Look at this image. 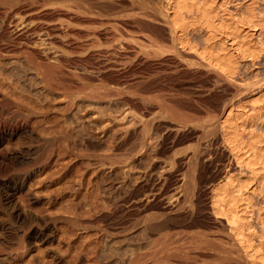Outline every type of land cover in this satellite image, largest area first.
Returning a JSON list of instances; mask_svg holds the SVG:
<instances>
[{"label": "bare ground", "instance_id": "1", "mask_svg": "<svg viewBox=\"0 0 264 264\" xmlns=\"http://www.w3.org/2000/svg\"><path fill=\"white\" fill-rule=\"evenodd\" d=\"M60 0H0V70H1V72L0 73H2V76L0 77V264H18L21 260H19L21 257H26L28 254H30V252L33 250V248H34V246H35V244L37 243V242H41V241H46V240H48V239H51L52 237H53V235H55L54 234V231H53V225H54V223H56L57 221H62V222H66V223H69L70 225H72L73 227H71L72 229L75 227V228H77V229H79V232H80V230H83V231H87L88 229H90V227H92V225H91V223L92 222H94L96 219L97 220H99V222L98 223H96L95 222V224H103V223H100V221H103L104 222V224L105 223H110V220L112 219H110L109 218V216L111 215V214H106V212L108 211H106V209H104V206H106L105 205V197L104 198H99V201H94V198H96L95 197V195H96V191L94 192L95 193V195H94V198L93 199H91V197H89L90 195H89V192L90 193H93L92 191H89L90 189H91V187L92 186H94L93 185V183L95 182V180L93 181V183H92V181H90V178L88 177V176H86L87 175V173H86V171H87V168H88V166H89V164H88V161H89V163H92L91 162V160H90V158H91V153L90 152H84V151H86V150H84V151H82V152H75L74 150H75V146L77 145V144H79L80 142H77L76 143V145L74 146V149H72V146L74 145V143H73V141L74 140H76V136H79V135H77L76 134V132L75 131H78L80 128H78V129H76V130H74L73 131V128H71L72 126H71V124L73 125L75 122H73V120L71 121V122H73V123H71V124H69V120H71L70 119V116H71V114H73V113H75L76 112V110H75V112H73L72 113V106H73V97H72V95H73V93H74V91H75V88H74V86H75V84L72 86V85H70L68 82H70V81H72L71 79L69 80V81H65V79H64V81L62 80V81H60L58 78H61V77H67V76H69L70 75V73H67V71L64 73V71L66 70H61L60 69V67L61 66H67V67H69V66H72L71 68L73 69V67L74 66H78L79 68H78V70L79 69H81L80 71H81V75H83L84 73H83V71L85 72V70H87V67H88V65H89V63H90V61H91V59H93L95 56V54H92L93 53V50H91L90 52H88V51H86L85 50V44L82 42H80L79 40H77V41H79V42H76V40H75V42H73L71 39H72V34L70 35L71 36V38L70 37H67V33L64 31V33L66 34V35H63L62 36V34H60L59 33V27L58 26H60V25H57L60 21L58 20L57 21V24H56V22H54L55 21V17L56 16H62V14L61 15H57V13L59 14V8L61 9L62 8V5L64 4V1H62L61 0V2H63V4H61V2H59ZM66 1H68V0H66ZM69 1H72V0H69ZM77 1V0H76ZM76 1L74 2L73 1V3H76ZM81 2L83 1V0H80ZM80 1H77V3L79 2L80 3ZM92 1V0H91ZM95 1V0H94ZM100 1V0H99ZM109 1V0H108ZM137 1H139V0H137ZM167 1H169V5H167L166 6V9H165V7H164V13H162V15H160V17H156V18H152V20L153 21H155L154 22V24L156 23V24H158L162 29H163V31L162 32H167L169 35H168V37H170V38H168V39H165L164 38V36H163V38H161V39H165L166 41H168L169 42V45H174L173 44V40H174V37L175 36H177V34H179L181 31H182V29H184L185 30V28L187 29V27L188 28H191L192 30H193V28H194V26L196 25V24H198V27H200V30H202V31H204L205 32V34L207 35V36H209V35H211L210 37H213L212 35L216 32V31H218L219 29H225V31L224 32H226V34L225 35H234L235 33H234V31L233 30H237L236 28H234L233 30H231L232 28H231V26L229 25V24H232V23H227V24H225V25H223L222 23H219V18H218V20H215V18H216V15L218 14V12L216 13V12H214V11H216V10H213V6H212V4L214 3H212V1L210 0V2H209V0H208V2L207 1H205V0H199V1H197V0H167ZM222 1V0H221ZM224 1V0H223ZM240 0H238V2H239ZM253 1V0H252ZM260 1V0H259ZM262 1H264V0H262ZM61 4V7L59 6V3ZM85 1H83L82 3H84ZM87 2H90L89 0L87 1ZM87 2H85L86 4H87ZM96 2V1H95ZM109 2H113V1H109ZM109 2H108V5L107 6H109ZM116 2V3H115ZM115 2H113L114 4H115V6L117 5V7H119L120 8V10H119V12L121 13L122 11H124V9H123V7H125V5H129V6H132L134 3H136L135 2V0H126V1H121V0H119V1H116L115 0ZM236 2V1H235ZM249 2V1H248ZM254 2V1H253ZM256 3H258L257 1H255ZM254 2V3H255ZM261 2V1H260ZM68 3V2H67ZM66 3V4H67ZM77 4V7H79L78 5H80V4ZM81 3V4H82ZM99 3V2H98ZM141 3V2H140ZM140 3H137V4H140ZM250 3V2H249ZM249 3H247V4H249ZM253 3V4H254ZM263 3V2H262ZM71 3L69 2V5H70ZM85 4V5H86ZM92 3L90 2V5H91ZM100 4V3H99ZM104 4V3H103ZM103 4L101 3V6H103ZM106 4H107V1H106ZM112 3H110V5H111ZM167 3L165 2V5H166ZM227 4H228V2H227ZM239 4V3H238ZM240 4H241V2H240ZM245 4H246V2H245ZM260 4V3H259ZM258 4V5H259ZM65 5V4H64ZM63 5V6H64ZM68 5V6H69ZM85 5H82V10L85 8H87V6L86 7H84ZM88 5V4H87ZM89 5V6H90ZM96 5V3L94 4V2H93V6H95ZM144 5V4H143ZM214 5H215V3H214ZM224 5H226V4H224ZM224 5H223V8H225L224 7ZM229 5V4H228ZM231 6H232V4H230ZM242 5V4H241ZM251 5H252V2H251ZM257 5V6H258ZM264 5V4H263ZM67 6V5H66ZM74 6V5H73ZM81 6V5H80ZM89 6H88V11H89V13L90 12H94V11H90V9H89ZM93 6H91V8L93 7ZM100 5H98V7H99ZM104 6H106L105 4H104ZM128 6V7H129ZM160 6V5H159ZM218 6H220V5H216L215 7L217 8ZM227 6V5H226ZM246 5H244V6H242V7H245ZM59 7V8H58ZM74 7H76V6H74ZM73 7V8H74ZM76 7V8H77ZM95 7H97V6H95ZM112 7H113V10H114V5H112ZM127 7V6H126ZM163 7V6H162ZM162 7L161 8H158V7H156V9L157 10H161V12H162ZM235 7H236V4H235ZM238 7V6H237ZM240 8V9H243V8ZM248 7V6H247ZM249 7H250V5H249ZM261 7V6H260ZM264 7V6H263ZM68 8V7H67ZM72 8V7H71ZM75 8V9H76ZM105 8V7H104ZM103 8V9H104ZM109 8V7H108ZM116 8V7H115ZM222 7H221V10L223 9ZM251 8H252V6H251ZM254 8H255V6H254ZM63 9H65V8H63ZM62 9V10H63ZM69 9H70V7H69ZM74 9V10H75ZM79 9H81V7H79ZM84 9V10H85ZM94 9H96V8H94ZM98 9V8H97ZM111 9V8H110ZM129 9V8H128ZM133 9V8H132ZM140 9V8H139ZM228 7H227V12H228ZM233 9V8H232ZM235 9V8H234ZM240 9H239V11H240ZM256 9V8H255ZM66 10V9H65ZM68 10V9H67ZM73 10V11H74ZM100 10V9H99ZM102 10V9H101ZM105 10V9H104ZM106 10L107 11H109L107 8H106ZM118 10V9H117ZM117 10L115 9V11H116V13H117ZM135 10V9H134ZM137 10V9H136ZM135 10V11H136ZM151 10H153V9H151ZM151 10H149V11H151ZM217 10H220L219 8L217 9ZM231 10V9H230ZM244 11V13L243 14H245V10H246V7H245V9H243ZM263 10V9H262ZM71 12H72V9L70 10ZM107 11H104V12H107ZM111 11V10H110ZM128 11H130V10H128ZM128 11H126V12H128ZM139 11H141V10H139ZM146 12H147V10H145ZM144 11V12H145ZM223 11V10H222ZM236 11V10H235ZM238 11V10H237ZM237 11L235 12V13H237ZM249 11H253V8H252V10H249ZM260 11H261V9H260ZM61 12H63V11H61ZM86 12V14H87V11H85ZM101 12V11H100ZM104 12H103V14H104ZM118 12V13H119ZM125 12V11H124ZM124 12H122V13H124ZM132 12V11H131ZM144 12H141L142 14H140V12L138 13L137 11L136 12H134L133 11V13H124V14H120V16L118 17L119 18V22L120 23H117V24H121L123 27H128L129 29L128 30H130V32H132V34L134 33V34H136L135 32H133V30L131 31V29L130 28H132L133 26L134 27H142V25H143V27L144 26H146L147 24H149L150 22H148L146 25H145V22H147L149 19L148 18H151V17H149L150 15V13L148 12V14L147 13H144ZM153 13H154V11H152ZM192 13L193 14V16H192V18H184V19H186L185 20V22H184V20H182L183 19V17L184 16H182L181 14L182 13ZM224 12V11H223ZM222 12V13H223ZM233 12V11H232ZM241 12H242V10H241ZM240 12V13H241ZM255 12H257V11H255ZM258 12H259V10H258ZM264 12V11H263ZM69 13V12H68ZM67 13V14H68ZM83 13V12H82ZM96 12H94V14H95ZM99 12H97V14H98ZM114 13V12H113ZM152 13V14H153ZM215 13H216V15H215ZM226 13V12H225ZM229 13H230V11H229ZM249 13V12H248ZM248 13H246V14H248ZM250 13H252V12H250ZM65 14V13H64ZM63 14V15H64ZM69 14H71V13H69ZM73 14V13H72ZM107 14V13H106ZM187 14V15H188ZM219 14H221V13H219ZM224 14V13H223ZM227 14V13H226ZM242 14V15H243ZM245 14V15H246ZM260 14V13H259ZM263 14V13H262ZM73 15H75V14H73ZM81 15H83V14H81ZM81 15H80V13H79V16L81 17ZM85 15V14H84ZM83 15V16H84ZM89 15V14H88ZM90 15H92V14H90ZM109 15V14H108ZM112 15V14H111ZM222 15V14H221ZM220 15V16H221ZM230 14H228V15H225V16H223V18L225 17L226 18V16L228 17ZM236 15V14H235ZM238 15V14H237ZM250 15V14H249ZM252 15H253V13H252ZM70 16V15H69ZM72 16V15H71ZM79 16H77L76 15V17H79ZM98 16H101V15H98ZM114 16V15H113ZM219 15L217 16V17H220ZM231 16V15H230ZM229 16V17H230ZM254 16H256V15H254ZM258 16H260V15H258ZM258 16H257V18H258ZM262 16H264V15H262ZM261 16V17H262ZM66 17V16H65ZM79 17V18H80ZM117 17H115V18H117ZM153 17H155V13L153 14ZM232 17H235L234 15L232 16ZM232 17H230V18H232ZM239 17H245L244 15L243 16H239L238 15V18ZM249 17V16H248ZM58 18V17H57ZM63 18V17H62ZM61 17H60V19H62ZM69 18V17H68ZM73 18V17H72ZM89 18V17H88ZM111 18V17H110ZM182 18V19H181ZM253 18H256V17H253ZM67 19V18H66ZM65 18H64V20H66ZM86 19V18H85ZM84 19V20H85ZM92 19V23H94L93 22V18H91ZM96 19V18H95ZM103 19V18H102ZM107 19V18H106ZM113 19V18H112ZM237 19V18H236ZM239 19H242V18H239ZM243 19H245L246 20V17L245 18H243ZM248 19V18H247ZM258 19H260V17L258 18ZM257 19V20H258ZM262 19H264V17L262 18ZM64 20H62V22L64 23ZM68 20V19H67ZM77 22L79 21L78 20V18L77 19H75ZM98 20H99V18H98ZM98 20H96V21H98ZM105 20V19H104ZM115 20V19H114ZM113 20V21H114ZM188 20V21H187ZM220 20H222V22H223V19H220ZM231 20V19H230ZM250 20H254V22H257V21H255L256 19H250ZM249 20V21H250ZM261 20V19H260ZM69 21V20H68ZM70 21H71V19H70ZM103 21V20H102ZM106 21H108V20H106ZM105 21V22H106ZM112 21V20H111ZM151 21V20H150ZM218 21V22H217ZM225 21V20H224ZM227 22H228V20H226ZM236 22L237 21H239V20H235ZM234 21V22H235ZM77 22H76V24H77ZM85 22V21H84ZM101 22V21H100ZM105 22H103L104 23V25H105ZM110 22V21H109ZM118 22V21H117ZM235 22V23H236ZM240 22H244V20H240ZM248 22V21H247ZM68 23V22H67ZM73 23V22H72ZM79 23V22H78ZM80 23H81V19H80ZM96 23V22H95ZM224 23V22H223ZM235 23H233L234 24V26L233 27H235V26H237L238 24L236 23V25H235ZM239 23V22H238ZM249 23V22H248ZM250 23H251V21H250ZM260 23H262V20H261V22ZM263 23H264V21H263ZM75 24V23H74ZM75 24V25H76ZM86 24V23H85ZM90 24V23H89ZM98 24H99V22H98ZM117 24H115V25H117ZM232 24V25H233ZM241 24V23H240ZM257 24H259V23H257ZM75 25H73L74 27L73 28H75V30L77 29L76 27H75ZM83 25V24H82ZM81 25V26H82ZM87 25H88V23H87ZM86 25V26H87ZM91 25V24H90ZM100 25V24H99ZM102 25V24H101ZM111 25V24H110ZM114 25V24H113ZM158 25H156V26H158ZM185 25V27L184 28H182L183 26ZM245 25V24H244ZM247 25V24H246ZM253 25V24H252ZM64 26H66V24L64 25ZM69 26H70V24H69ZM69 26H66V27H69ZM91 26H93V24L91 25ZM98 26V25H97ZM97 26H96V30H97ZM150 26H152L153 27V25L152 24H150ZM241 26H242V24H241ZM240 26V27H241ZM248 26V25H247ZM251 26V25H250ZM249 26V27H250ZM254 26H256L257 27V25H253V27ZM260 25H258V27H259ZM262 26V25H261ZM72 27V26H71ZM78 27H80V26H78ZM87 27H89V26H87ZM86 27V28H87ZM101 27V26H100ZM114 27V26H113ZM117 28H118V26H116ZM115 27V28H116ZM139 28V29H144V28ZM155 27V26H154ZM154 27L152 28L153 30H154ZM240 27H238V28H240ZM62 28H63V26H62ZM92 28V27H91ZM104 28V27H103ZM102 28V29H103ZM115 28H113V29H115ZM116 28V29H117ZM146 28H147V26H146ZM148 28H149V26H148ZM147 28V29H148ZM156 28V27H155ZM197 28V27H196ZM196 28H195V30H196ZM231 28V29H230ZM245 28H246V26H245ZM252 28V27H251ZM262 28H263V26H262ZM64 29H65V27H64ZM82 29H83V27H82ZM90 29V28H89ZM88 29V30H89ZM93 29V28H92ZM99 29V28H98ZM105 29V28H104ZM120 29V28H119ZM119 29H117V31L119 30ZM123 29V28H122ZM133 29V28H132ZM150 29V28H149ZM157 29V28H156ZM198 29V28H197ZM242 30H243V28H241ZM249 29V28H248ZM254 29H256V28H254ZM68 31L70 30V29H67ZM74 30V29H73ZM72 30V31H73ZM84 31H85V33H86V31H88L87 29H83ZM110 30H111V28H110ZM109 29L107 30L106 29V31H110ZM124 30V29H123ZM123 30H122V33L123 34H125V33H127L125 30V33L123 32ZM127 30V29H126ZM135 30V29H134ZM199 30V29H198ZM222 30V31H223ZM242 30H240V31H242ZM260 30V28H258V31ZM67 31V32H68ZM71 31V30H70ZM91 31V30H90ZM89 31V32H90ZM93 31V30H92ZM91 31V32H92ZM104 31V30H103ZM115 30H113V32H114ZM121 31V30H120ZM120 31H119V35H120ZM147 32L149 31V30H146ZM146 31H144L143 30V33L144 32H146ZM152 31V30H151ZM151 31H149V32H151ZM157 31H158V29H157ZM156 31V32H157ZM191 31V30H190ZM220 31V30H219ZM218 31V32H219ZM239 31V30H238ZM257 31V30H256ZM60 32L62 33V31H61V29H60ZM74 32V31H73ZM102 32V31H101ZM113 32H110V33H113ZM129 32V33H130ZM137 32H139L138 31V29H137ZM146 32V33H147ZM154 33H156L155 32V30L153 31ZM160 32V31H159ZM159 32H157V33H159ZM189 32V31H188ZM187 31H186V33H188ZM192 32V31H191ZM199 32V31H198ZM201 32V31H200ZM221 32V31H220ZM244 32V31H243ZM251 32V31H250ZM255 32V31H254ZM261 32V31H260ZM259 32V33H260ZM264 32V31H263ZM63 33V34H64ZM70 33V32H69ZM75 33H76V31H75ZM81 33V32H80ZM83 33V32H82ZM81 33V34H82ZM84 33V34H85ZM96 34H97V31L95 32ZM98 33L100 34V32L98 31ZM108 33V32H107ZM128 33V34H129ZM145 33V34H146ZM166 33V34H167ZM184 33V31L182 32V34ZM190 33V32H189ZM193 33V32H192ZM196 33V32H195ZM195 33H193V34H195ZM236 33H237V31H236ZM242 33V32H241ZM240 33V34H241ZM248 33V32H247ZM253 33V32H252ZM252 33L250 34V35H248L249 37H251V35H252ZM92 34H94V32L92 33ZM102 34H103V32H102ZM101 34V35H102ZM115 34H117V33H114V35ZM131 34V35H132ZM148 34V33H147ZM150 34V33H149ZM151 34H153V33H151ZM151 34H150V36H149V39L151 38ZM162 35H163V33H161ZM165 34V35H166ZM181 34V33H180ZM180 34H179V36H180ZM185 34V33H184ZM183 34V35H184ZM198 34V33H197ZM209 34V35H208ZM216 34V33H215ZM220 34V33H219ZM222 34H223V32H222ZM223 34V35H224ZM239 33H237V35H238ZM239 34V35H240ZM244 34H246V33H244ZM95 35V34H94ZM100 35V36H101ZM105 34H103V36H104ZM110 35V34H109ZM113 35V34H112ZM113 35V36H114ZM126 35V34H125ZM130 35V36H131ZM139 35V34H138ZM144 34H142V36H143ZM154 35L155 34H153V37H154ZM158 35H160V33L158 34ZM187 35V34H186ZM190 35H192V34H190ZM200 35V34H199ZM205 35V36H206ZM237 35H235V37L234 38H231V37H229L228 39H229V41L227 42V43H229V46L228 47H230V48H232L233 49V51L234 52H239L240 54H241V56H243L245 59H247L248 61H249V63H251V65H254V62L256 61L257 62V60L260 58V56H262L261 55V48H257L259 45H261V41H259V39H258V41L260 42V44L255 48L254 47V45L252 46V45H249V42L250 41H248L247 40V37L245 38V40L246 41H241L240 39V41H238V42H235L234 40H236L237 41V39H235L236 38V36ZM254 35V34H253ZM255 35H257V34H255ZM264 35V34H263ZM80 36V35H79ZM82 36V35H81ZM84 36V35H83ZM90 36V35H89ZM98 36V35H97ZM99 36V37H100ZM103 36H101V38L103 37ZM106 36V35H105ZM111 36V35H110ZM112 36V37H113ZM121 36H123V35H121ZM127 36H129V35H127ZM129 36V37H130ZM136 36V35H135ZM144 36H147V35H144ZM179 36H178V38H179ZM189 35H187V37H188ZM197 36V35H196ZM240 36H243V37H241V38H243V40H244V35H240ZM10 37H13L16 41H27V42H29V39H35V40H39V41H41L40 43H41V46H43L42 45V42H45V41H47V43L49 44V48H50V52L51 53H47V52H49V50L46 52L47 54H49L48 55V57L50 58V59H52V57L54 58L53 59V61L51 60V62H50V60L49 61H47L48 59H45L43 56H38V55H35L34 53H31V51H26L27 52V54L26 53H21V54H26L25 56L27 57L28 56V58H25L26 60L27 59H29V64L30 63H32V67L33 66H35L37 69H38V71H40L39 73H41L40 75H42L41 77H43L42 79L44 80V81H38V80H40V79H38L37 81H21V79L22 78H20L18 75L19 74H17V76L19 77V80L20 81H12L13 79H14V77H13V79H12V77H11V75L9 76V77H11V81H6V79H8L9 80V78H8V76H7V78H5L6 77V75H7V73H8V70H9V73H8V75L9 74H12V72L14 73V71H15V67H16V65H15V67H11V68H14V71L12 70L11 72H10V67H9V69L7 70V64L10 62V54H9V51L11 52V51H13V50H15V48L17 49L18 47H19V45H21V44H19V43H13V40H12V42L10 41V39H12V38H10ZM85 37V36H84ZM115 37V36H114ZM119 37V36H118ZM117 37V38H118ZM132 37V36H131ZM161 37V36H160ZM184 37V36H183ZM182 36H181V38H183ZM189 37H191V36H189ZM188 37V38H189ZM193 37V36H192ZM201 37V39H203V37L202 36H200ZM200 37L198 38V39H200ZM227 36H225V38H226ZM239 37V36H238ZM248 37V38H249ZM260 37H263L262 36V33H261V35H260ZM10 38V39H9ZM73 38H75V37H73ZM82 37H80V39H81ZM92 38V37H91ZM90 38V39H91ZM105 38V37H104ZM104 38H103V41H104ZM108 38H110V37H108ZM124 38V37H123ZM136 38H139V36L138 37H136ZM136 38L135 39H133L134 40V42H132L134 45H135V40H136ZM142 37H140V39H141ZM177 38V37H176ZM194 39H195V36L193 37ZM192 38V39H193ZM197 38V37H196ZM206 39L208 38V37H205ZM205 38H204V40H205ZM214 38H217L215 35H214ZM214 38H213V40H214ZM240 38V37H239ZM256 38V37H255ZM78 39V38H77ZM89 39V38H88ZM93 39V38H92ZM95 39V38H94ZM93 39V40H94ZM98 39H100V38H98ZM113 40H114V38H112ZM112 39H111V41H109V42H112ZM120 39V38H119ZM146 39H148V38H146ZM145 38H144V41L146 40ZM148 39V40H149ZM159 39V38H158ZM160 39V40H161ZM184 39V38H183ZM190 39V38H189ZM192 39H191V41H192ZM212 39V38H211ZM211 39H209V40H211ZM227 39V38H226ZM252 39V38H251ZM261 39V38H260ZM32 40H30V42H33L34 43V41H32ZM102 40V39H101ZM138 40V39H137ZM136 40V41H137ZM151 40V39H150ZM152 40H154V41H156L154 38H152ZM151 40V41H152ZM165 40H163L162 42H165ZM179 40H180V38H179ZM203 40V41H204ZM208 40V41H209ZM213 40H211V41H213ZM217 39H215V41H216ZM225 40V39H224ZM262 40V39H261ZM264 40V39H263ZM24 41V42H25ZM38 41V42H39ZM85 41H87V40H85ZM96 41V40H95ZM94 41V42H95ZM106 41V40H105ZM117 41V40H116ZM139 41V40H138ZM177 41V40H176ZM187 41V40H186ZM196 41V40H195ZM194 41V42H195ZM200 41V40H199ZM198 41V42H199ZM202 41V40H201ZM202 41V42H203ZM211 41H210V43H211ZM215 41H214V43H215ZM252 41V40H251ZM256 41V40H255ZM36 42V41H35ZM91 42H92V40H91ZM94 42H92V44L94 43ZM124 42H126V40L124 41ZM124 42H122L121 41V43L119 42V45H121V44H123ZM131 42V41H130ZM130 42H126V43H130ZM148 42V41H147ZM157 42H158V40H157ZM160 42V41H159ZM182 42H183V40H182ZM184 42H185V39H184ZM193 42V41H192ZM191 42V43H192ZM202 42H199L198 44L200 45V43H202ZM205 42V44H207L206 42V40L204 41ZM217 42V41H216ZM218 42H220V41H218ZM235 42V43H234ZM252 42H254V41H252ZM252 42H250V43H252ZM96 43H98V42H96ZM95 43V44H96ZM102 43V42H101ZM105 43V42H104ZM106 43H107V41H106ZM137 43V42H136ZM161 43V42H160ZM160 43H157V44H160ZM177 43V42H176ZM178 43H181V41L180 42H178ZM209 43V42H208ZM213 43V44H214ZM221 43H223L222 42V40H221V42H220V44ZM225 43V42H224ZM226 43V44H227ZM35 44V43H34ZM37 44V43H36ZM47 44V45H48ZM87 44H89V46L90 47H92L91 45H90V43H88L87 42ZM125 44V43H124ZM124 44H123V46H124ZM141 43H139V45H140ZM142 44H143V42H142ZM147 44V43H146ZM150 44V43H149ZM148 44V45H149ZM151 44H156V43H153V41H152V43ZM165 44V43H164ZM162 45L163 46V48L165 47V45H167V44H165V45ZM187 44H190V42L189 41H187ZM187 44H185L184 43V46L185 45H187ZM192 44H195V43H192ZM196 44H197V42H196ZM197 44V45H198ZM204 44V43H203ZM202 44V45H203ZM212 44V45H213ZM28 45H33V44H28ZM46 45V44H45ZM97 45V44H96ZM101 45V44H100ZM106 45H109V44H106ZM115 45H117V44H115ZM126 45V44H125ZM130 45V44H129ZM143 45H145V43L143 44ZM147 45V46H148ZM181 45H183V44H181ZM198 45V46H199ZM201 45V46H202ZM211 45V44H210ZM215 45V44H214ZM213 45V46H214ZM217 45V44H216ZM225 45V44H224ZM16 46H18V47H16ZM26 46H27V44H26ZM34 46H37V45H33L32 47H34ZM89 46L87 45V48H89ZM113 46V45H112ZM111 46V47H112ZM146 46V45H145ZM145 46H143L144 48H146ZM152 46V45H151ZM156 47H157V45H155ZM154 46V48H156ZM159 46L160 45H158V48H159ZM168 46V45H167ZM171 46H168L171 50L174 48V46H173V48L171 47ZM177 46H179V45H177ZM192 46V45H191ZM196 46V45H195ZM194 45H193V47H195ZM197 46V47H198ZM213 46H210L211 47V49H212V47ZM227 46V45H226ZM262 46V45H261ZM21 47V46H20ZM28 47V46H27ZM26 47V48H27ZM44 47V46H43ZM42 47V48H43ZM96 47V46H95ZM97 47H99V45H97ZM115 47H117V46H115ZM119 47V46H118ZM121 47H122V45H121ZM127 47V46H126ZM134 47V46H133ZM139 47V46H138ZM138 47H137V49H135V50H138ZM150 47V46H149ZM161 47V46H160ZM183 47V46H182ZM197 47H195L194 48V50L197 48ZM209 47V45L208 46H206V45H204V48L203 47H201V49L199 50V48H198V51H201L202 50V52H198V58H199V60H202V62L204 61L206 64H204L205 66H208V67H210L211 69H213V70H216V71H219V72H222L223 74H227V75H233L234 76V74H235V69H236V66H235V64H237V62L235 63V59L233 60V58L234 57H232V55H231V53L228 51V53L226 52V53H223L222 54V51H224V49H222L223 47H222V45L220 46V48H219V43H218V48H219V52L217 51V53H214L215 52V50H214V52L212 51H210V47ZM263 48H264V46H262ZM31 48V47H30ZM29 48V49H30ZM36 48V47H35ZM47 48H48V46H47ZM47 48H45V49H47ZM108 48V47H107ZM125 48V47H124ZM157 48V49H158ZM167 48V47H166ZM184 48V47H183ZM188 48V47H187ZM192 48V47H191ZM203 48V49H202ZM214 48L215 49H217V47H215L214 46ZM225 48V47H224ZM21 50H24L25 49V44H24V47L23 48H20ZM20 49H17L19 52V55H20ZM105 49H106V47H105ZM105 49L104 50H102L101 52L102 53H104L105 52ZM117 49V48H116ZM120 49V48H119ZM139 49H141V48H139ZM150 49V48H149ZM180 49V48H179ZM185 49V48H184ZM184 49H182V51L184 50ZM189 49H190V46H189V48L187 49L188 51H189ZM97 50V49H96ZM99 50H101V49H99ZM99 50L97 51V55H98V52H99ZM107 50H109V49H107ZM107 50H106V52H107ZM112 49H110L109 51H111ZM121 50H123V49H121ZM125 50H127L126 51V54H127V56H129V58L131 59V57L132 56H134L135 54L133 53L134 52V48L132 49V45H131V47L130 46H128L127 48H125ZM124 50V51H125ZM163 50H165V49H163ZM167 50V49H166ZM165 50V51H166ZM176 50L178 51V49L176 48ZM194 50H191L193 53H194ZM16 51V50H15ZM35 51V50H34ZM33 51V52H34ZM36 51H38V49H36ZM43 51H45V50H43ZM118 51V50H117ZM141 51V50H140ZM143 51V50H142ZM147 51H151V49L150 50H147ZM152 51H153V48H152ZM174 51V50H173ZM181 50H180V52H182ZM185 51V53H186V50H184ZM183 51V52H184ZM190 51V53H192ZM196 51V50H195ZM17 52V51H16ZM22 52H25V51H22ZM40 52V51H39ZM38 52V53H39ZM100 52V53H101ZM113 52V51H112ZM122 53H123V51H121ZM136 52V51H135ZM146 52V51H145ZM153 52H155V55H156V50H154ZM160 52V51H159ZM159 52H157L158 54H159ZM169 52V51H168ZM167 52V53H168ZM179 52V51H178ZM197 52V51H196ZM220 52H221V54H220ZM225 52V51H224ZM67 53H72L70 56H64L65 54H67ZM74 53H77V54H74ZM99 53V54H100ZM109 53V52H108ZM118 53V52H117ZM116 53V54H117ZM137 53H139V50L136 52V54ZM150 53V56H151V54H152V52H149ZM149 53H147L148 54V56L146 55V53H145V56H147L148 57V59H150L149 57ZM164 53V52H163ZM171 53V52H170ZM185 53H184V56H185ZM188 53V52H187ZM238 53V54H239ZM13 54V53H12ZM39 54H41V53H39ZM50 54H53V56L51 55L50 56ZM114 54H115V52H114ZM119 54V53H118ZM125 54V55H126ZM165 54H166V52H165ZM172 54V53H171ZM180 54V53H179ZM233 54V53H232ZM237 54V55H238ZM15 55H16V53H15ZM43 55V54H42ZM103 55V54H102ZM101 55V56H102ZM105 55H106V53H105ZM105 55H103V56H105ZM111 55V54H110ZM113 55V54H112ZM122 55V54H121ZM130 55H132V56H130ZM182 55V54H181ZM197 55V54H196ZM196 55H194V56H196ZM17 56V55H16ZM16 56H14L13 55V57H16ZM24 56V55H23ZM24 56V57H25ZM118 56V55H117ZM123 56V55H122ZM121 56V57H122ZM140 56H143V54H141L140 53ZM140 56H138V57H140ZM158 56H163V55H158ZM157 56V57H158ZM165 56V55H164ZM168 56V55H167ZM166 56V57H167ZM172 56V55H171ZM170 56V57H171ZM173 56H174V54H173ZM183 56V55H182ZM183 56V58L182 59H184L185 57ZM192 58H194L193 56H192V54L190 55ZM235 56V55H234ZM106 57V56H105ZM104 57V58H105ZM112 57V56H111ZM144 57V56H143ZM142 57V58H143ZM147 57H145V58H147ZM153 57H155V56H152V58ZM96 58V57H95ZM99 58V57H98ZM128 58V57H127ZM135 58H136V55H135ZM156 58V57H155ZM155 58L152 60V61H154L155 60ZM165 58V57H164ZM168 58V57H167ZM173 58H175V57H173ZM186 58H188V57H186ZM191 58V59H192ZM262 58V57H261ZM260 58V59H261ZM19 59H22V58H19ZM108 59H110V57L108 58ZM114 58H111V60H113ZM115 59H116V57H115ZM114 59V60H115ZM140 59V58H139ZM161 59H163V58H161ZM160 59V60H161ZM169 59V58H168ZM176 59H177V61L178 62H180L179 61V59L176 57ZM189 59H190V57H189ZM190 59V60H191ZM194 59H196V58H194ZM14 60H15V58H14ZM14 60H12V61H14ZM17 60V59H16ZM24 60V59H23ZM25 60V61H26ZM54 60L56 61V62H54ZM104 60V59H103ZM116 60H118L119 61V63L122 61L121 59L119 60L118 58L116 59ZM128 60V59H127ZM127 60H123L124 61V64H122V65H125V61H127ZM136 60H137V58H136ZM134 61V62H136L137 63V61ZM144 60V59H143ZM143 60H142V62H141V64L143 63ZM145 60H147V59H145ZM158 60V59H157ZM165 60H167V59H165ZM169 60H172V59H169ZM236 60H238V58L236 59ZM240 60V59H239ZM244 59L242 58V61H243ZM263 60V59H262ZM19 61V60H18ZM21 61V60H20ZM20 61L19 62H17V61H14L13 62V64H19V65H21L20 64ZM93 61H95V60H93ZM131 61V60H130ZM163 61V60H162ZM162 61H160V62H162ZM168 61V60H167ZM166 61V62H167ZM176 61V60H175ZM189 61V60H188ZM193 61V60H192ZM264 61V60H263ZM17 62V63H16ZM27 62V61H26ZM54 62V63H53ZM98 62H99V59H98ZM97 62V63H98ZM107 63L109 62V60L108 61H106ZM117 61H113L111 64H102L103 66H102V72H103V70H108V72H109V70L111 69V71L114 69V68H116L117 67V65H119V64H117L116 63ZM140 62V60L138 61V63ZM159 62V61H158ZM165 62V63H166ZM171 62V61H170ZM178 62H175V63H177V65H179L178 64ZM182 62H184V61H182ZM203 62V63H204ZM239 62V61H238ZM260 62V61H259ZM262 62V61H261ZM12 63V62H11ZM11 63H9L10 65H11ZM23 63V62H22ZM97 63H95V64H97ZM99 63H101V60H100V62ZM115 63V64H114ZM122 63V62H121ZM132 63V62H131ZM147 63V62H146ZM150 63V62H149ZM147 64V65H150V64ZM154 63H156V61L154 62ZM185 63V62H184ZM199 64H202L201 63V61L200 62H198ZM245 63V62H244ZM91 64V66H93V64L92 63H90ZM127 64V63H126ZM130 64V63H129ZM134 64V63H133ZM132 64V65H133ZM140 64V63H139ZM152 64V63H151ZM167 64H169V62H167ZM187 64V63H186ZM196 64H197V62H196ZM239 64V63H238ZM241 64V63H240ZM240 64H239V66H240ZM243 64V63H242ZM246 64V63H245ZM257 64H259V63H257ZM256 64V65H257ZM18 65V66H19ZM25 65V64H24ZM24 65L22 66V67H24ZM26 65H28V63H26ZM74 65V66H73ZM97 65H99V64H97ZM101 65V64H100ZM99 65V66H100ZM134 65H137V64H134ZM133 65V66H134ZM144 65H145V63H144ZM157 65H158V63H157ZM160 65V64H159ZM158 65V66H159ZM165 65V64H164ZM170 65H172V64H170ZM169 65V66H170ZM175 65L176 64H174V66L173 67H175ZM183 65H185V64H183ZM203 65V64H202ZM203 65V66H204ZM251 65H249L250 67H251ZM11 66H13V65H11ZM29 66V65H28ZM27 66V67H28ZM30 66V67H31ZM90 66V67H91ZM119 66H121V65H119ZM130 66V65H129ZM146 66V65H145ZM154 66H155V64H154ZM153 66V67H154ZM166 66V65H165ZM164 66V67H165ZM180 66V65H179ZM182 66V65H181ZM189 66V65H188ZM188 66H186V67H188ZM191 66H192V63H191ZM255 66V65H254ZM259 66H260V64H259ZM34 67V68H35ZM132 67V66H131ZM137 67V66H136ZM140 67H141V65H140ZM147 67V66H146ZM146 67H144V68H146ZM150 67V66H149ZM152 67V68H153ZM156 67V66H155ZM160 67V66H159ZM158 67V68H159ZM196 67V66H195ZM17 68V67H16ZM18 68H20V67H18ZM66 68V67H65ZM118 68V67H117ZM135 68V67H134ZM137 68H139V67H137ZM142 68H143V66H142ZM157 68V67H156ZM169 68V67H168ZM176 68V67H175ZM174 68V69H175ZM184 68V67H183ZM183 68H181V69H179V71L180 70H182ZM192 68V67H191ZM237 68H239L238 66H237ZM24 69H26V67H24ZM28 69V68H27ZM30 69V68H29ZM28 69V70H29ZM33 68H31L30 70H32ZM63 69V68H62ZM69 70H70V67L68 68ZM72 69H71V71H72ZM76 69V68H75ZM89 69V68H88ZM96 69V68H95ZM97 69H98V67H97ZM126 69V68H125ZM131 69V68H130ZM140 69V71H141V68H139ZM138 69V70H139ZM154 69V68H153ZM152 69V70H153ZM160 69V68H159ZM165 69H166V67H165ZM171 69H172V67H171ZM170 69V70H171ZM177 69V68H176ZM175 69V70H176ZM185 69V68H184ZM183 69V70H184ZM187 69V68H186ZM189 69V68H188ZM187 69V70H188ZM241 69H243V68H241ZM264 69V68H263ZM19 70H23V68L22 69H19ZM27 70V71H28ZM68 70V71H69ZM121 70V69H120ZM128 70V69H127ZM127 70H125V71H127ZM138 70H135L136 72L138 71ZM146 70H147V68H146ZM151 70V69H150ZM149 70V71H150ZM182 70V71H183ZM191 70V69H190ZM193 70V69H192ZM197 70H199L198 68H197ZM205 70V69H204ZM204 70H201L200 72H202V71H204ZM237 70V69H236ZM262 70V69H261ZM33 71V70H32ZM35 71L37 72V70L35 69ZM74 71V70H73ZM76 71V70H75ZM79 71V72H80ZM110 71V72H111ZM117 71V70H116ZM145 71V70H144ZM148 71V70H147ZM146 71V73H148ZM155 71V70H154ZM153 71V73H151V75H153V74H155V72ZM162 71V70H161ZM164 71V70H163ZM162 71V72H163ZM169 71V70H168ZM172 71H173V69H172ZM172 71H170V72H172ZM178 71V72H179ZM186 71V70H185ZM194 71V70H193ZM207 71V70H206ZM210 71V70H209ZM209 71H207V73H209ZM17 72V71H16ZM70 72V71H69ZM90 72V71H89ZM91 72H92V70H91ZM100 72V71H99ZM129 72V71H128ZM131 72H133V70L131 71ZM134 73V74H137V73ZM143 72V71H142ZM142 72H140L141 73V75L143 74ZM158 72V71H157ZM174 72V71H173ZM176 72V71H175ZM174 72V73H175ZM199 72V71H198ZM212 72V71H211ZM263 73H264V71H262ZM23 74V76H24V73H25V70H24V72H22ZM93 73V72H92ZM91 73V74H92ZM95 73V72H94ZM97 73V72H96ZM95 73V75H96V77L95 78H97V75H98V73L96 74ZM101 73V72H100ZM114 74H115V72H113ZM117 73V72H116ZM124 73V71L121 73V74H123ZM150 73V72H149ZM166 73V72H165ZM173 73V74H174ZM186 73H187V71H186ZM192 73H194V72H192ZM204 73V75H205V72H203ZM237 73V72H236ZM29 74V73H28ZM37 74H38V72H37ZM73 74V73H72ZM75 74H79L78 72L77 73H75ZM86 74H88V73H86ZM91 74H89V75H91ZM114 74H112L111 73V75H113L114 76ZM126 75L125 76H128V74H130V73H125ZM139 74V73H138ZM160 74H161V72H160ZM172 74V73H171ZM170 74V75H171ZM179 74V73H178ZM181 74H182V72H181ZM180 74V76H182ZM185 74V73H184ZM201 74V73H200ZM210 74V73H209ZM216 74H217V72H216ZM25 75H27V74H25ZM33 75H34V73H33ZM106 75V74H105ZM111 75H106V76H109L110 78L112 77ZM116 75V74H115ZM131 75V74H130ZM144 75V74H143ZM150 75V74H149ZM148 75V76H149ZM151 75L149 76L150 77V80H153V78H151ZM157 75V74H156ZM161 75H163V74H161ZM174 75H176V74H174ZM187 75H188V73H187ZM186 75V77H189L190 78V76H187ZM190 75V74H189ZM192 75V74H191ZM199 75V74H198ZM13 76V75H12ZM20 76H21V71H20ZM30 76L31 75H29V78H30ZM37 76V75H36ZM38 76H39V74H38ZM72 76V75H71ZM75 76V75H74ZM78 76V75H77ZM85 76V75H84ZM86 76H88V75H86ZM92 77H93V74L91 75ZM102 76V75H101ZM133 77H135L136 78V76H134V75H132ZM131 76V78L133 79V77ZM146 76H147V74H146ZM165 76H167V75H165ZM197 76V75H196ZM207 76H208V74H207ZM236 76V75H235ZM24 77H26V76H24ZM33 76H31V78H32ZM70 77V76H69ZM68 77V78H69ZM78 77H80L81 78V76H78ZM77 77V78H78ZM91 77V78H92ZM104 77V76H103ZM103 77H99V78H102L103 79ZM115 77V76H114ZM117 77H119V76H117ZM116 77V78H117ZM123 77V76H122ZM121 77V78H122ZM138 77V76H137ZM143 77V76H142ZM163 77V76H162ZM171 77V76H170ZM169 77V78H170ZM173 77V76H172ZM177 77V76H176ZM175 77V78H176ZM183 77H185V76H183ZM182 77V78H183ZM192 77V76H191ZM200 77V76H199ZM204 77V76H203ZM203 77L201 78V79H203ZM214 77H216V75H214ZM218 77V76H217ZM220 77V76H219ZM219 77H218V79H219ZM221 77H222V75H221ZM256 77V76H255ZM37 78V77H36ZM39 78H40V76H39ZM84 79L85 78H87V77H83ZM106 78V77H105ZM103 79L104 80V82L105 83H103L102 81V83L103 84H108V83H106V81H108V80H106V79ZM110 78H109V81H110ZM130 78V77H129ZM130 78V79H131ZM134 78V79H135ZM145 77H143V79H144ZM159 78V77H158ZM165 78V77H164ZM178 78V77H177ZM176 78V79H177ZM189 78L187 79V80H189ZM193 78V77H192ZM194 78H196V77H194ZM193 78V79H194ZM207 78H210L209 76L207 77ZM211 78L213 79V75L211 76ZM210 78V79H211ZM232 78V77H231ZM24 79V78H23ZM28 79V78H27ZM67 79V78H66ZM89 79H90V77H89ZM108 79V78H107ZM111 79H113V78H111ZM127 79V78H126ZM125 79V80H126ZM137 79H139V78H137ZM143 79H141L140 81H142ZM149 79V78H148ZM147 79V80H148ZM156 79H157V77H156ZM156 79H154V81L156 80ZM176 79L175 80H173L174 82H177V83H179V80L178 81H176ZM180 79V78H179ZM204 79H206V77L204 78ZM204 79H203V81H204ZM223 79H225V78H223ZM237 79V78H236ZM262 79V78H261ZM264 79V78H263ZM15 80V79H14ZM18 80V79H17ZM59 80V81H58ZM83 80V79H82ZM91 80V79H90ZM92 80H94V78H92ZM91 80V81H92ZM100 80V79H99ZM106 80V81H105ZM114 80V79H113ZM116 80V79H115ZM145 80V79H144ZM143 80V81H144ZM149 80V81H150ZM161 80H162V78H161ZM161 80H158L157 79V82L158 81H161ZM164 80V79H163ZM165 80H167V78L165 79ZM171 79H169V83L171 84V81H170ZM185 80V79H184ZM184 80H182L183 82H186V81H184ZM194 80H196V79H194ZM193 80V81H194ZM207 80V79H206ZM209 80V79H208ZM213 80H215V78L213 79ZM220 80H222L221 78H220ZM232 80V79H231ZM259 80H260V78H259ZM77 81V80H76ZM83 81H86V80H83ZM90 81V82H91ZM95 81V80H94ZM108 81V82H109ZM118 81H119V79H118ZM121 82H122V80H120ZM124 81V80H123ZM127 81V80H126ZM128 81H129V79H128ZM139 81V80H138ZM138 81H135L134 80V82L136 83H138V84H140ZM168 81V80H167ZM196 81H198V77H197V80ZM202 81V80H201ZM201 81H199V83L201 82ZM209 81H212V80H209ZM219 81V80H218ZM261 81V80H260ZM73 82H75V81H73ZM78 82V81H77ZM77 82H75V83H77ZM120 82V83H121ZM132 82V81H131ZM131 82H129V84L131 83ZM148 82V81H147ZM206 82V81H205ZM204 82V83H205ZM220 82H222V81H220ZM219 82V83H220ZM223 82H227V83H229V85L231 84L230 82H228V81H223ZM82 82H80L79 81V84H78V86L81 84ZM92 83V82H91ZM119 83V84H120ZM126 83V82H125ZM128 83V82H127ZM134 83V84H135ZM150 83V82H149ZM154 83V82H153ZM152 83V84H153ZM155 83H156V81H155ZM160 83H162V82H160ZM159 83V87L161 88V84ZM166 83V82H165ZM169 83H166V84H169ZM173 83V82H172ZM188 83V82H187ZM197 83V82H196ZM198 83V84H199ZM207 83H209V82H207ZM247 83V82H246ZM71 84H73V83H71ZM115 84H116V82H115ZM118 84V83H117ZM121 84H123V83H121ZM120 84V85H121ZM129 84H124V85H126V86H128ZM133 84V83H132ZM144 84V83H143ZM156 84H158V83H156ZM155 84V85H156ZM166 84H165V87H166ZM180 84V83H179ZM192 84V83H191ZM193 84H195V83H193ZM197 84V85H198ZM212 84V83H211ZM226 84V83H225ZM233 84V83H232ZM99 85V84H98ZM97 85V86H98ZM109 85H111L110 83H109ZM112 85H113V83H112ZM131 85V84H130ZM141 85V84H140ZM140 85H136L137 87L138 86H140ZM145 85H146V83H145ZM149 86H150V84H148ZM172 85V84H171ZM196 85V88L198 87ZM200 85H201V83H200ZM207 84H205V86H206ZM213 85V84H212ZM228 85V84H227ZM234 86H237V84L235 85V84H233ZM241 85V84H240ZM244 85V84H243ZM242 85V86H243ZM77 86V87H78ZM93 86H95V85H93ZM132 86H134V85H131V88L129 89V90H131V89H133V87ZM136 86H135V89H137L136 88ZM143 86V85H142ZM142 86L140 87L141 88V90H143L142 89ZM147 86V85H146ZM163 86L164 85H162V88H163ZM174 86V85H173ZM173 86H171V89H172V87ZM179 86V85H178ZM184 86V85H183ZM183 86H181V87H183ZM187 86V85H186ZM190 86H192V85H190ZM189 85L187 86V87H190ZM195 86V85H194ZM194 86H192V87H194ZM208 86L210 87V84H208ZM208 86H207V88H208ZM220 86V85H219ZM231 86V85H230ZM229 86V87H230ZM238 86H239V84H238ZM246 86V87H245ZM83 87V86H82ZM82 87H78L77 89H79V88H81L82 89ZM114 87V86H113ZM124 87V86H123ZM122 87V88H123ZM154 87V86H153ZM185 87V86H184ZM183 87V88H184ZM192 87H190V88H192ZM203 87V86H202ZM214 86H212V88H213ZM228 87V88H229ZM233 87V86H232ZM240 87V86H239ZM244 89L242 88H240L241 90L240 91H242V90H245V92H243V93H241L240 92V94H242V96L243 97H245L246 98V100L244 101L245 103H244V106H240V108H236V112L233 114V117H230L229 118V116L231 115H229L228 116V113H230V110H229V112L228 113H226L227 115L226 116H228V119H226V118H224V120L225 121H221V123L218 121V123H220V124H217L216 122V124L217 125H215L214 124V126H213V124L211 125V128L209 127V129H208V131L210 130V132L209 133H207L206 131H204V134H206L207 133V135L209 136L210 135V133H212V135L213 134H215L217 131H216V129L217 130H220V132H218V134L220 133L221 135H222V140L225 142V144L228 146V148H229V150H233L234 151V149H236V148H239L240 150H243V151H241L242 152V154H240V155H247V153L249 152L250 154L248 155L249 156V159L247 160V158H245L243 161H242V167L245 169V170H247L249 173H250V175L252 174V173H254V175L256 174L257 175V173H259L258 171H260V168H258V166H260V167H262L261 168V170H264V152L259 148L260 146H259V143L262 141V139L260 138V136H262V135H258V136H254L253 138H252V140L250 141V142H248V143H243L242 142V133L244 132V129H241V127L243 126V124L245 125L246 123H250V122H253V119L254 118H257L258 120H260V118H262V116L261 117H259L258 118V116H256V117H254V115H258V114H254L255 112H256V110H258L259 111V109L261 110L263 107H264V101H263V99L264 98H262L263 96H264V80H262V82H257V80L256 81H252L251 83H248L247 85H244ZM73 88H74V91H73ZM86 88V87H85ZM85 88H83V90L85 89ZM91 88H92V86H91ZM96 88V87H95ZM92 88V89H90V90H95L96 91V89L98 90V88ZM145 88V87H144ZM156 88H158V87H156ZM167 88V87H166ZM166 88H164V89H166ZM168 88H169V85H168ZM174 88V87H173ZM200 88V87H199ZM198 88V89H199ZM203 88H206V87H203ZM202 88V89H203ZM206 88V89H207ZM216 88V87H215ZM221 88V87H220ZM223 88V87H222ZM235 88V87H234ZM77 89H76V91H77ZM103 89V88H102ZM123 89H126V88H123ZM139 89V88H138ZM148 89L149 90H151L152 89V87H151V89L148 87ZM176 90H177V88H175ZM185 89V88H184ZM188 89V88H187ZM197 89V90H198ZM201 89V90H202ZM225 89H227V88H225ZM239 89V88H238ZM236 90V91H239V90ZM80 90V89H79ZM89 90V89H88ZM99 90H100V88H99ZM111 90V89H110ZM119 90V89H118ZM140 90V89H139ZM138 90V91H139ZM145 91H146V89H144ZM160 90V89H159ZM159 90L158 89H156V90H154V91H158L159 92ZM168 91H169V89H167ZM179 90H180V86H179ZM178 90V91H179ZM194 90V89H193ZM211 90H213V89H211ZM231 90H232V88H231ZM109 91V90H108ZM113 91H114V88H113ZM131 91H134V90H131ZM130 91V92H131ZM138 91H136L135 90V93H137L138 94ZM145 91H142V92H145ZM173 92L175 91V90H172ZM177 91V92H178ZM181 91V90H180ZM188 91V90H187ZM189 91H190V89H189ZM195 91V90H194ZM194 91H193V93H194ZM206 91V90H205ZM208 91H210L209 89H208ZM235 91V90H234ZM102 92V91H101ZM107 92V91H106ZM115 92V91H114ZM114 92H113V94H114ZM116 92H118V91H116ZM121 92H123L122 90H121ZM140 92V91H139ZM149 92H151V94L150 95H152V90L151 91H149ZM156 92H154V93H156ZM162 92H163V89H162ZM171 92V91H170ZM169 92V93H170ZM184 91H182L181 92V94L183 93ZM186 92V91H185ZM185 92H184V94H185ZM191 92H192V89H191ZM201 92V91H200ZM203 92V91H202ZM201 92V94H203ZM214 92H215V89H214ZM214 92L212 91V93L214 94ZM219 92V91H218ZM61 93L62 94H64L65 96V98L64 99H66V101H65V103H64V110H63V114L65 115V117H64V115L63 116H61V117H64L63 119L64 120H62V123L61 124H63V121H65L66 119V126H65V128H63L64 127V125H63V127H60V130H56L55 129V127L54 126H52V123H53V121H54V118L57 116V113L61 110L62 111V109H60L59 111H57V109L60 107H58L57 108V105H59V103L57 102V101H59V100H57L58 98H61V97H59L60 95H61ZM88 94H89V92H87ZM86 93V94H87ZM91 93V95H89L90 96V98L92 97V93L93 92H90ZM102 93H104V92H102ZM102 93H99V94H96V96H98V95H100V96H103L102 95ZM108 93L109 92H107V93H105L106 94V97H107V95H108ZM112 93V92H111ZM110 93V94H111ZM147 93H148V91H147ZM153 93V94H154ZM160 93H161V91H160ZM165 93H167V91L165 92ZM169 93L167 94V95H169ZM172 93V92H171ZM176 93V92H175ZM206 93V92H205ZM204 93V94H205ZM228 93H229V91H228ZM230 93H232V91L230 92ZM234 93V92H233ZM237 93V92H236ZM260 93H262L263 95L261 96V95H258V94H260ZM79 94V93H78ZM85 94V95H86ZM109 94V95H110ZM118 94H119V92H118ZM118 94L116 95V96H118ZM121 94V93H120ZM130 95H132L133 93H129ZM141 95H142V93H140ZM178 94V93H177ZM180 94V93H179ZM181 94L179 95V96H177V97H182L183 98V96H184V94H182L183 96H181ZM195 94V93H194ZM193 94V95H194ZM203 94V95H204ZM82 95V94H81ZM95 95V94H94ZM134 95V94H133ZM143 95H146L145 93H143ZM154 95H156V94H154ZM158 95V94H157ZM156 95V96H157ZM163 95L164 94H162V97H163ZM167 95H165L166 97H167ZM187 95H189V96H191L192 94L190 93V94H186L185 96H187ZM199 95V94H198ZM216 95H217V93H216ZM83 96V95H82ZM88 96V95H87ZM86 96V97H87ZM88 96V97H89ZM95 96V97H96ZM114 96V95H113ZM153 96V95H152ZM170 96H172V95H170ZM184 96V97H185ZM195 96H197V95H195ZM207 96V95H206ZM209 96V95H208ZM208 96L206 97V99L208 98ZM211 96V95H210ZM222 96V95H221ZM225 96V95H224ZM228 96H230V95H228ZM234 96V95H233ZM238 96V94L237 95H235V97H237ZM75 97V96H74ZM94 97V96H93ZM105 96H103V97H98L99 99H103V98H106ZM110 97H112L111 95H110ZM109 97V98H110ZM130 97V96H129ZM148 97V96H147ZM159 97H161V95L159 96ZM158 97V98H159ZM165 97V98H166ZM175 97H176V94H174V99H175ZM194 97V96H193ZM193 97H188L189 98V100H191L190 98H192V99H195V98H193ZM203 97V96H202ZM202 97H201V99H202ZM226 97V96H225ZM77 98V97H76ZM98 98H95L96 100L98 99ZM119 98V97H118ZM122 98V97H121ZM120 98V99H121ZM124 98V97H123ZM126 98V97H125ZM130 98H132V97H130ZM141 98V97H140ZM150 98V97H149ZM155 98V100L156 99H158V98H156V97H154ZM167 98H170V100H171V98L172 97H167ZM163 99V98H161V99H163L164 100V103L161 101V100H159L158 101V103L161 101L162 103H163V105L164 104H166V102L169 100V99ZM172 98V99H173ZM181 98V99H182ZM187 98V97H186ZM198 98H200V95H199V97ZM197 98V99H198ZM214 98V97H213ZM217 98H218V96H217ZM223 98V97H222ZM231 98V97H230ZM82 99V98H81ZM80 99V101H82ZM85 98H83V100H84ZM93 98H91L90 100L91 101H93L92 100ZM107 99V98H106ZM106 99H104L105 101H106ZM114 99V98H113ZM116 99V98H115ZM134 99V98H133ZM132 99V100H133ZM148 99V98H147ZM185 99V98H184ZM201 99H198V101H200ZM210 99V98H209ZM218 99H220V98H218ZM225 99V98H224ZM75 100V99H74ZM103 100V101H104ZM108 100V99H107ZM122 100V99H121ZM126 100H127V98H126ZM130 100V99H129ZM141 100V99H140ZM138 101V102H141V101ZM149 100V99H148ZM153 99H151V101H152ZM167 100V101H166ZM177 100V99H176ZM187 100V99H186ZM189 100H188V102H189ZM208 100V99H207ZM214 100V99H213ZM221 100V99H220ZM232 100V99H231ZM231 100H229V97H228V101H231ZM60 101H62V99H60ZM104 101V102H105ZM110 101V100H109ZM112 101H114V100H112ZM128 101V100H127ZM137 101V100H136ZM175 101V100H174ZM177 101H179V100H177ZM176 101V102H177ZM197 101V102H198ZM219 101V100H218ZM222 101V100H221ZM227 101V100H226ZM225 101V102H226ZM239 101V100H238ZM262 101H263V103H262ZM63 102V101H62ZM96 102V101H95ZM94 102V103H95ZM100 102V101H99ZM126 101H124V103H125ZM130 102H131V100H130ZM134 102V101H133ZM144 102H145V99H144ZM169 102V101H168ZM167 102V103H168ZM171 102H173V101H171ZM183 104H184V102H185V100H183V101H181ZM181 102H179V103H181ZM191 102V101H190ZM193 102V101H192ZM191 102V103H192ZM196 102V104H198ZM204 102H206L205 101V97H204ZM214 102V101H213ZM212 102V99H211V103L208 101L207 102V104L208 103H210V105L211 104H216V103H218L217 102V99H216V102H214L213 103ZM240 102H242V101H240ZM58 103V104H57ZM91 103V102H90ZM93 103V102H92ZM93 103V104H94ZM103 103V102H102ZM109 103V102H108ZM108 103H107V105H108ZM117 103H119V101L117 102ZM123 102H121V104H122ZM134 103H136V102H134ZM178 103V104H179ZM186 103V102H185ZM200 103H201V101H200ZM219 103H221V102H219ZM229 103V102H228ZM243 103V102H242ZM242 103H240V104H242ZM247 103L249 104V106H250V112H249V114H247L246 113V108H247ZM81 105H82V103H80ZM83 104H84V102H83ZM86 104H87V102H86ZM97 104V103H96ZM105 104V103H104ZM111 104H113L114 105V103H111ZM116 104V103H115ZM120 104V103H119ZM121 104L120 105H116V108H117V106L121 109V107H124V106H126V105H122L121 106ZM126 104H131V103H126ZM133 104V103H132ZM140 105H141V103H139ZM147 104V103H146ZM146 104H144V106H147ZM170 104V103H169ZM168 104V105H169ZM176 104V103H175ZM187 104V103H186ZM190 104V103H189ZM196 104L194 105V102L191 104V105H194L196 108H197V106H196ZM202 104V103H201ZM204 104H206V103H204ZM222 104V107L220 108L219 106V108H220V110H218L217 112H219V114L222 116L225 112H226V110L228 109V104L226 103V105H223V103H221ZM225 104V103H224ZM230 104V103H229ZM75 105V104H74ZM77 105H79L78 104V102H77ZM88 105V104H87ZM87 105H86V107H87ZM92 105V104H91ZM106 105V104H105ZM135 105V104H134ZM149 105V104H148ZM151 105V104H150ZM155 105H158V104H155ZM171 105H172V103H171ZM185 105V104H184ZM198 105H200V104H198ZM209 105V104H208ZM213 105V106H214ZM217 105H219V104H217ZM217 105H216V107H214L215 108V111H216V109H217ZM237 105V104H236ZM84 108H85V106L84 105H82ZM95 106H97V105H95ZM121 106V107H120ZM132 106V105H131ZM144 106H143V108H144ZM152 106V105H151ZM151 106H150V108H151ZM177 106V105H176ZM180 106H181V104H180ZM186 106H188V105H186ZM190 106V105H189ZM189 106H188V108H189ZM202 106H203V104H202ZM202 106L200 105L199 107H201L200 109H202ZM238 106H239V104H238ZM73 107H75V106H73ZM80 107V106H79ZM88 107H89V105H88ZM94 107V106H93ZM92 107V108H93ZM100 107V106H99ZM113 107H115V106H113ZM113 107H112V109H113ZM127 108H128V106H126ZM137 107V106H136ZM140 107V106H139ZM139 107H137V109H140ZM166 107H167V105H166ZM166 107H165V109H166ZM170 107V106H169ZM172 107L174 108L175 106H173L172 105ZM179 107V106H178ZM185 107V106H184ZM183 107V108H184ZM232 106H230V108H231ZM78 108V107H77ZM95 108V107H94ZM97 108H98V106H97ZM97 108H96V110H97ZM109 108V107H108ZM118 108V109H119ZM130 108H132V107H130ZM135 108V107H134ZM142 108V107H141ZM148 109H150L149 108V106L147 107ZM153 108V107H152ZM157 108H158V106H157ZM182 108V109H183ZM187 108V109H188ZM190 108H191V106H190ZM210 108H211V106H210ZM233 108V107H232ZM76 109V108H75ZM86 109H88L89 111H90V109L89 108H86ZM85 109V110H86ZM101 109H102V107H101ZM101 109H100V111H101ZM110 109V108H109ZM144 109H146V108H144ZM144 109H141V110H143V114H146L145 112H144ZM153 109H155V108H153ZM168 109V108H167ZM171 109V108H170ZM170 109H168L167 111L168 112H172V109L170 110ZM177 109V108H176ZM176 109H175V112H172V115H173V113H176V115H174L176 118V120H180V122H192L191 120H190V117H187L188 115H190L191 114V112H189V114L187 115H185V114H183V113H177L176 112ZM179 109H180V107H179ZM186 108H184L183 109V112H184V110H185ZM207 109V108H206ZM80 110H81V107H80ZM83 110V109H82ZM81 110V111H82ZM95 110V111H96ZM106 110H108V109H106ZM105 109H104V111H106ZM116 111H117V109H115ZM122 110V109H121ZM129 110V109H128ZM133 110H135V109H132V111ZM140 110V111H141ZM160 110V109H159ZM158 109H157V111H159ZM191 110V109H190ZM194 109H193V107H192V111H193ZM199 110V109H198ZM212 110V109H211ZM87 111V110H86ZM103 111V113H105ZM111 111V110H110ZM126 111H127V109H126ZM130 111V113H131V109L129 110ZM149 111V113H150V110H148ZM148 111H146V112H148ZM174 111V110H173ZM180 111V110H179ZM182 111V110H181ZM195 111V110H194ZM197 111V110H196ZM262 111H264V110H262ZM79 112V111H78ZM77 112V113H78ZM85 111H82V113H84ZM88 112V111H87ZM91 112V111H90ZM92 112H94L93 110H92ZM111 112H113V110L111 111ZM119 112H121L120 110H119ZM124 112V111H123ZM128 112V111H127ZM134 112H136V110L134 111ZM137 112H138V110H137ZM153 112L155 113V110H153ZM171 112L169 113V114H171ZM186 112V111H185ZM197 112H199V111H197ZM196 112V113H197ZM206 112H207V110H206ZM232 112V111H231ZM61 113V112H60ZM89 113V112H88ZM95 113V112H94ZM97 113V112H96ZM107 113H108V111H107ZM110 113V112H109ZM114 113H116L115 111H114ZM152 113V112H151ZM150 113V114H151ZM154 113H153V115H154ZM166 113V112H165ZM187 113V112H186ZM195 113V116L197 117V114ZM199 113H202V114H200V115H203V112H199ZM199 113H198V117H199ZM209 113V112H208ZM244 113H246L247 114V118H249L250 120H248L247 121V119H246V117L245 118H241V117H243L244 115H246V114H244ZM261 113V112H260ZM86 114V113H85ZM93 114V113H92ZM99 114H102V112L101 113H99ZM122 114H124V113H122ZM135 114V113H134ZM136 114H138V113H136ZM158 114H159V112H158ZM162 114V113H161ZM160 114V116H162ZM193 114V113H192ZM207 114V113H206ZM212 114V113H211ZM214 114H216V112H214ZM77 115V114H76ZM79 115V114H78ZM82 115V114H81ZM103 115V114H102ZM112 115V114H111ZM125 115V114H124ZM126 115H127V113H126ZM139 115V114H138ZM147 115V114H146ZM153 115H151V117L153 116ZM208 115L209 114H207V117H208ZM59 116V115H58ZM57 116V117H58ZM83 117H84V115H82ZM88 116V115H87ZM89 116H90V114H89ZM88 116V117H89ZM93 116V115H92ZM106 116V115H105ZM109 116H110V114H109ZM113 116H115V115H113ZM121 116V115H120ZM134 116V115H133ZM141 116H143V115H141ZM140 116V117H141ZM148 116H150V115H147V117ZM165 116V115H164ZM173 116V117H174ZM194 116V117H195ZM211 116V115H210ZM210 116H209V118H210ZM219 116V115H218ZM225 116V117H226ZM61 117H60V120H61ZM78 116H76V118H77ZM86 117V116H85ZM91 117V116H90ZM101 117V116H100ZM136 117H138V116H136ZM144 117V121H146L145 120V117L146 116H143ZM158 117V116H157ZM157 117H152V118H157ZM170 117H171V119H172V116L170 115ZM193 117V118H194ZM215 117V116H214ZM213 117V119H215ZM74 118H75V115H74ZM73 118V119H74ZM108 118V117H107ZM121 118H124V117H121ZM128 118H129V116H128ZM162 118V117H161ZM166 118V117H165ZM200 118V117H199ZM204 118V117H203ZM216 118H218L217 116H216ZM263 118H264V115H263ZM83 119V118H82ZM85 119V118H84ZM89 120L90 119H92V118H88ZM87 119V120H88ZM97 119H99V117L98 118H93L92 120H96V122L98 121ZM102 118H100V120H101ZM110 119V118H109ZM114 119V118H113ZM125 119V118H124ZM132 119V118H131ZM134 119H136V118H134ZM140 120H141V118H139ZM139 119H136L137 121L139 120ZM158 119H160V117H158ZM198 119V118H197ZM196 119V120H197ZM207 119V118H206ZM212 119V118H211ZM212 119V120H213ZM220 119V118H219ZM81 120V119H80ZM105 120V119H104ZM118 120V119H117ZM116 120V121H117ZM139 120V121H140ZM143 120V119H142ZM149 120H151V119H149ZM156 120V119H155ZM162 120V119H161ZM163 120H165L164 118H163ZM195 119H194V121H196ZM201 121H203L202 120V116H201V119H200ZM200 120H199V122H200ZM222 120V119H221ZM239 120V121H238ZM257 120V121H258ZM76 121V120H75ZM78 121H79V119H78ZM112 121V120H111ZM110 121V122H111ZM124 122H125V120H123ZM126 121H127V118H126ZM169 121V120H168ZM204 121H206V123L209 121H207V120H204ZM203 121V122H204ZM257 121H256V124H257ZM80 122V121H79ZM81 122H83V120L81 121ZM92 122V121H91ZM96 122L94 121V123L96 124ZM105 122H106V120H105ZM129 122V121H128ZM134 122H136V121H134ZM141 122V121H140ZM147 122H150V121H148L147 120ZM147 122H144L143 123V126H144V128H142V130H141V127H142V124L141 125H139V126H141L140 127V131L138 132V133H140L141 134V131L144 133V135H146L147 134V129H148V126H149V124L151 123H147ZM161 122V121H160ZM165 122V121H164ZM167 122V121H166ZM198 122V123H199ZM210 123H211V121H209ZM64 123V124H65ZM78 123V122H77ZM84 123V122H83ZM86 123V122H85ZM84 123V124H85ZM93 123V122H92ZM91 123V124H92ZM99 123L100 122H98V130H99ZM122 123V122H121ZM129 123H133V122H131V120H130V122ZM129 123H126L127 125L129 124ZM139 123V122H138ZM152 123H153V121H152ZM156 123H158L157 121H156ZM168 123V122H167ZM167 123H164V124H167ZM193 123V122H192ZM195 123H197V121L195 122ZM205 123V122H204ZM255 123V122H254ZM253 123V124H254ZM87 124V123H86ZM89 124V123H88ZM95 124H93L92 125V127L90 128L91 130H94V129H96V128H93V126H95ZM104 124V123H103ZM103 124H100V125H103ZM125 124V125H126ZM135 124V123H134ZM133 124V125H134ZM154 124V123H153ZM159 124H162L163 125V123H159ZM171 125H172V123H170ZM173 124L176 126V124L173 122ZM178 125H179V123H177ZM182 123H180V125H181ZM201 124V123H200ZM203 124V123H202ZM259 124H261V126L262 127H264V123L261 121H259V123L257 124V126H259ZM76 125V124H75ZM74 125V126H75ZM79 125V127L82 125H80V124H78ZM78 125L76 126V128L78 127ZM106 125V124H105ZM105 125H104V127H105ZM113 125H114V123H113ZM116 125V124H115ZM114 125V126H115ZM132 124H130L129 126H123L124 128H127V127H132L133 126ZM136 125H137V122H136ZM148 125V126H147ZM152 125V124H151ZM173 125V126H174ZM177 125V126H178ZM89 126V125H88ZM112 126V125H111ZM146 126H147V129H146ZM157 126H158V124H157ZM164 126V125H163ZM162 126V128H164ZM166 126V125H165ZM167 126H169V124L167 125ZM166 126V127H167ZM173 126H169V129L171 128L172 129V127ZM177 126H176V128H177ZM184 126V125H183ZM182 126V127H183ZM189 126V125H188ZM192 126V125H191ZM190 126V127H191ZM195 126V125H194ZM198 126V125H197ZM203 126H204V124H203ZM250 126V125H249ZM248 126V127H249ZM253 125H251L249 128H250V131L252 130L251 129V127H252ZM83 127V126H82ZM81 127V130L84 128H82ZM86 128H88L87 126H85ZM90 127V126H89ZM103 127V126H102ZM103 127V128H104ZM116 127V126H115ZM115 127H113V129L115 128ZM118 127H122L121 125L120 126H118ZM122 127V128H123ZM137 127V126H136ZM151 127V126H150ZM156 127V126H155ZM161 127V126H160ZM159 127V128H160ZM185 127V126H184ZM189 127V128H190ZM193 127V126H192ZM191 127V128H192ZM201 127H202V125L200 126V129H201ZM244 127V126H243ZM54 128V129H53ZM58 128V127H57ZM61 128H62V130H61ZM134 128H135V125H134ZM138 128V127H137ZM158 128V129H159ZM174 128V127H173ZM188 127L186 126V129H187ZM203 129L205 128V127H202ZM238 128H240L241 130H239ZM248 128V129H249ZM253 128H254V126H253ZM89 129V128H88ZM100 129H102L101 127H100ZM106 129V128H105ZM108 129V128H107ZM111 129V128H110ZM112 129V130H113ZM117 129H119L120 130V128H117ZM129 130H131L130 128H128ZM166 129V128H165ZM175 129V128H174ZM180 129V128H179ZM184 129V128H183ZM207 129H205V130H207ZM83 130H86V129H83ZM116 130V129H115ZM127 130V129H126ZM135 130V129H134ZM139 129H137L136 131H138ZM155 130V129H154ZM153 130V131H154ZM160 130H161V128H160ZM177 130V129H176ZM194 130H195V127H194ZM197 130H199V128L197 129ZM80 131V130H79ZM86 131H88V130H86ZM97 131V130H96ZM102 131H104V130H102ZM123 131H125L124 129H123ZM128 131V130H127ZM133 131V130H132ZM135 131V132H136ZM146 131V132H145ZM150 131H151V129H150ZM162 131V130H161ZM160 131V133L159 134H161V133H164L163 131L161 132ZM164 131H166V130H164ZM178 131V130H177ZM180 131V130H179ZM185 131H187V132H189L188 130H185ZM184 131V132H185ZM252 131H254V130H252ZM261 131V130H260ZM263 131V130H262ZM81 132V131H80ZM83 132V131H82ZM89 132V131H88ZM92 132V131H91ZM99 132H100V130H99ZM110 133V137H111V132L112 131H109ZM131 132V131H130ZM149 132V131H148ZM152 132V131H151ZM156 132H157V130H156ZM168 132H170L169 130H168ZM184 132H183V134H184ZM193 132V131H192ZM196 132V131H195ZM200 132H201V130H200ZM206 132V133H205ZM249 130H247V132L246 133H243V135L244 134H248L249 135ZM92 133H96V132H92ZM106 133V132H105ZM113 133V132H112ZM123 133V132H122ZM138 133H137V135H138ZM146 133V134H145ZM154 133H155V131H154ZM153 133V134H154ZM158 133H156V134H158ZM173 133V132H172ZM181 133V132H180ZM180 133H177V134H180ZM191 133V131L189 132V134ZM201 133H203V132H201ZM79 134V133H78ZM87 134V133H86ZM91 134V133H90ZM90 134L89 135H87L88 137L90 136ZM120 134V133H119ZM126 134H128V132L126 133ZM126 134H124V135H126ZM150 134V133H149ZM152 134V136H154ZM186 134V133H185ZM188 134V133H187ZM186 134V135H187ZM193 134V133H192ZM203 134V135H204ZM217 134V133H216ZM253 134V133H252ZM255 134V133H254ZM262 134V133H261ZM264 134V133H263ZM76 135V136H75ZM80 135H82V133L80 134ZM101 135V134H100ZM107 136H109L108 134H106ZM115 136H116V134H114ZM129 135V134H128ZM163 135V134H162ZM176 135V134H175ZM181 135H182V133H181ZM181 135H178V136H181ZM199 135H200V133H199ZM198 135V136H199ZM202 135V134H201ZM201 135H200V137H201ZM206 135V137H207V139H208V136ZM257 135V134H256ZM83 136V135H82ZM81 136V137H82ZM85 136V135H84ZM83 136V137H84ZM132 136V135H131ZM134 136H136V134H134ZM134 136H133V139H132V142H130L131 140H129V143H133V142H135V140H134ZM140 136V135H139ZM138 136V137H139ZM147 136V135H146ZM146 136H144L145 138H146ZM159 135H156L155 137H158ZM164 136V135H163ZM169 136H170V134L168 135V136H165V138H169ZM245 136V135H244ZM251 136H253V135H251ZM86 137V136H85ZM84 137V138H85ZM95 137H99V136H95ZM101 137V136H100ZM105 137V136H104ZM114 137V136H113ZM122 137V135L120 136V138ZM124 137V136H123ZM127 137V136H126ZM137 137V141H138V138ZM141 137H143V135L141 136ZM150 137H151V135H150ZM154 137V139H156ZM189 137V136H188ZM187 137V138H188ZM190 137H191V135H190ZM195 137V136H194ZM205 137V135L203 136V138ZM218 137V136H217ZM217 137H215V138H217ZM221 137V136H220ZM73 138H75V139H73ZM78 138V137H77ZM91 138H93V135H92V137ZM91 138L88 140L87 138V140L88 141H92L91 140ZM116 138V137H115ZM118 138H119V136H118ZM117 138V139H118ZM119 138V139H120ZM129 138V137H128ZM147 138H149V137H147ZM159 138V137H158ZM160 138H161V136H160ZM164 138V140H166ZM168 138H167V140H168ZM172 138V137H171ZM179 138V137H178ZM177 138V139H178ZM186 138V137H185ZM184 138V139H185ZM202 138V137H201ZM201 138H199V140H202L203 141V139H201ZM219 138V137H218ZM248 138V137H247ZM57 139H61V141L63 140L64 141V144H65V148H64V151L62 150V151H60V149L59 148H61L60 146H58V143L57 142H59V141H57ZM79 139V138H78ZM81 139V138H80ZM85 139V140H86ZM103 139V138H102ZM109 139V138H108ZM108 139H107V141H106V138H104V140L106 141V142H109L108 141ZM123 139V138H122ZM143 139V138H142ZM142 139H139L140 141L142 140ZM151 140H153V138H150ZM182 139V138H181ZM180 139V140H181ZM195 139V138H194ZM196 139L198 140V138L196 137ZM206 139V140H207ZM83 140V139H82ZM86 140V141H87ZM93 140H94V138H93ZM110 141H112L113 139L111 138V139H109ZM134 140V141H133ZM164 140H162V141H164ZM170 140V139H169ZM173 140V139H172ZM187 139H185V141H186ZM205 140V141H206ZM216 140V139H215ZM221 139H219V141H220ZM63 141L61 142V144L60 145H62V143H63ZM105 141H104V144H105ZM115 141V140H114ZM120 141H121V139H120ZM119 141V142H120ZM123 141V140H122ZM121 141V143H123ZM127 141V140H126ZM139 141V142H140ZM145 141H147V140H145ZM150 141V140H149ZM191 141H192V139H191ZM75 142V141H74ZM161 142V141H160ZM173 143V145L174 146H176L174 143L176 142L175 141V138H174V140L172 141ZM181 142V141H180ZM188 142V141H187ZM189 142H190V138H189ZM195 142H197L198 143V141H195ZM195 142H193V143H195ZM207 142V141H206ZM209 142V141H208ZM245 142V141H244ZM83 142H81L80 144H82ZM92 143V142H91ZM100 143V142H99ZM98 143V144H99ZM102 143V142H101ZM120 143V144H121ZM136 143V142H135ZM201 143V142H200ZM199 143V144H200ZM210 143H211V141H210ZM73 144V145H72ZM83 144H85V143H83ZM82 144V145H83ZM89 144V143H88ZM92 144H94V145H96L94 142L92 143ZM97 144V145H98ZM104 144H102V145H104ZM109 144H111V143H109ZM115 144H118L117 143V141L114 143V147H115ZM126 144H128V141L126 142ZM125 144V145H126ZM134 144V143H133ZM138 144V143H137ZM137 144H135V145H137ZM139 144H141V145H143L142 143H139ZM138 144V146L141 148V146ZM163 144H165V143H163ZM167 145L166 146H168V144L169 143H166ZM171 144V145H172ZM181 144H183V142L182 143H180V146H182ZM186 143H184V145H185ZM199 144L197 145V146H193L192 144V146H193V148L191 147V145L190 146H188V147H190L189 149H191L192 148V150L188 153V154H186V156H184V158H182V159H175V160H172V162H174V163H171V166H168L167 167V169H166V172H164L165 173V180L164 181H169V182H171V181H174L173 183H175V182H177L178 180H179V178H180V171L182 170V169H184V168H186V170H187V172H188V174H189V177L187 178V179H185V180H183V181H187L186 183L184 182L183 184L185 185L186 184V190H187V192H189L190 191V194H189V196L191 195V192H192V190H196V191H198L199 189L201 190V185H202V179L204 178V176H205V174H207V175H209L208 173H211V171H210V169H211V162H209L208 160H206L205 158L206 157H208V153L206 152V150H204V149H201V148H199V147H203V146H199ZM202 144V143H201ZM261 144V143H260ZM82 145H81V148H79V149H82L83 147H82ZM94 145H92V147L94 146ZM97 145L95 146V148L97 147ZM100 145V144H99ZM107 145V144H106ZM119 145V144H118ZM122 145V144H121ZM128 145H130V144H128ZM146 145V144H145ZM156 145V144H155ZM178 145V144H177ZM196 145V144H195ZM208 145V144H207ZM224 145V144H223ZM84 146V145H83ZM89 146H91V145H89ZM105 146V145H104ZM109 146V145H108ZM108 146H105V147H108ZM147 146H148V144H147ZM150 146V145H149ZM160 146V145H159ZM169 146H170V144H169ZM186 146V145H185ZM199 146V147H198ZM64 147V146H63ZM62 147V148H63ZM78 147V146H77ZM85 147V146H84ZM88 147V146H87ZM86 147V148H87ZM111 147H113V145L111 146ZM110 147V148H111ZM113 147V148H114ZM118 147V146H117ZM120 147V146H119ZM126 147H128V146H126ZM132 147H134V146H132ZM139 147H137V148H139ZM142 147H144V146H142ZM156 147V146H155ZM182 147H184V146H182ZM181 147V148H182ZM188 147H187V149H188ZM205 148H206V146H204ZM209 147V146H208ZM61 148V149H62ZM85 148V149H86ZM99 148V147H98ZM102 148H103V146H102ZM125 148V147H124ZM136 147H134V151L135 150H137V149H135ZM139 148V149H140ZM146 148H148V147H146ZM168 148V147H167ZM180 148V147H179ZM262 148H263V146H262ZM78 149V148H77ZM77 149H76V151H77ZM90 149H92L91 147H90ZM103 149H105V148H103ZM116 149H118V148H116ZM123 149V148H122ZM129 149H130V147H129ZM128 149V150H129ZM175 151L173 152L172 151V153L174 154L175 152H176V149L175 148H173ZM173 149H171V150H173ZM183 149H186L185 147L184 148H182V150ZM186 149V150H187ZM207 149V148H206ZM88 150H89V148H88ZM95 150V149H94ZM96 150H97V152L99 153V150L96 148ZM96 150H95V152H96ZM100 150H101V147H100ZM106 151H107V149H105ZM114 150H115V148H114ZM119 150L121 151V148L120 149H118L117 151H118V153H119ZM150 150H151V148H150ZM157 151H159L160 149H159V147H158V149H156ZM181 150V151H182ZM202 150H204V152L205 153H207L206 155L207 156H205V153L202 151ZM210 150V149H209ZM89 151H92V150H89ZM111 151V150H110ZM110 151L108 152H105L107 155H108V153H110ZM124 151H126V150H124ZM131 151H133L132 149H131ZM139 151L140 150H138V154H139ZM143 151V150H142ZM147 151V150H146ZM145 151V152H146ZM164 151V150H163ZM162 151V152H163ZM170 151V150H169ZM212 151H213V149H212ZM211 151V152H212ZM215 151V150H214ZM213 151V152H214ZM102 152L103 151H101L100 152V154H102ZM128 154H131L130 153V150L129 151H126ZM126 152H124V153H126ZM152 152V151H151ZM183 152V151H182ZM184 152H186L185 150H184ZM240 152V153H241ZM87 153H90V155H88ZM94 153V152H93ZM113 153H115V152H112V153H110V154H113ZM135 153V152H134ZM133 153V154H134ZM142 153V152H141ZM140 153V155H139V157L142 155ZM147 153L149 154V152L147 151ZM160 153V152H159ZM159 153H157V154H159ZM167 153V152H166ZM171 153V154H172ZM177 153L178 154H182V153H180V150H177ZM230 153V152H229ZM104 154V153H103ZM119 154H121V153H119ZM128 154H126V155H128ZM137 154V153H136ZM146 154V153H145ZM148 154H146V155H148ZM156 154V153H155ZM170 154V155H171ZM176 154V153H175ZM175 154L173 155L174 157H175ZM184 154V153H183ZM215 154V153H214ZM213 154V155H214ZM118 155V154H117ZM122 155H123V153H122ZM144 155V154H143ZM154 155V154H153ZM151 153H150V157L151 156H153ZM162 154H160V156H161ZM163 155H165V154H163ZM162 155V156H163ZM168 154H166L165 155V157L167 156ZM169 155V156H170ZM177 155V154H176ZM69 156H75L77 159H79V162L81 163V168H82V170L84 171H82L83 172V174L82 173H79L80 175H82V176H80L79 178H78V180L76 181L75 179H74V177H75V175H73V178L71 177V180H68V179H70V177L67 179V175H68V173H66V174H56V173H51V174H47L46 172L50 169V168H53V167H57L62 161H64L65 159H66V157H69ZM108 156H110V155H108ZM108 156H105V154H104V156L103 155H99V154H97V155H94V156H92V159H93V161H95V163L94 164H96L97 165V163L99 162L100 164H102L103 165V163H104V160L106 159V157H108ZM114 156V154L113 155H111L110 157H113ZM128 156H130V155H128ZM128 156H126V158L128 157ZM145 156V155H144ZM156 156V155H155ZM158 156V155H157ZM178 156V155H177ZM212 156V155H211ZM218 156H219V154H218ZM236 156H238V155H236ZM247 156V157H248ZM118 157H119V155H118ZM117 157V158H118ZM125 157V156H124ZM123 157V159H121V160H124L125 158ZM146 157V156H145ZM149 157V156H148ZM159 157V156H158ZM158 157H152L153 159L154 158H157L158 159ZM164 157V156H163ZM168 157V156H167ZM179 157V156H178ZM181 157V156H180ZM220 157V156H219ZM71 158V157H70ZM74 158V157H73ZM109 158V157H108ZM121 158V157H120ZM119 158V159H120ZM128 158H130V157H128ZM136 158V157H135ZM134 158V159H135ZM147 158V157H146ZM152 158H151V161H153L152 160ZM170 158V157H169ZM173 157H171L170 159H172ZM176 158V157H175ZM68 159V158H67ZM66 159V160H67ZM75 159V158H74ZM74 159H71V160H74ZM141 159V158H140ZM139 159V160H140ZM163 159V158H162ZM218 159V158H217ZM221 159V158H220ZM219 159V160H220ZM239 159V158H238ZM70 159L68 160V161H66L67 162V164L69 165L70 163H69V161H71ZM112 160V159H111ZM113 160H115V156H114V159ZM112 160V161H113ZM127 160V159H126ZM155 160V159H154ZM159 160H161V159H159ZM167 161V158H165L164 159V161ZM169 160V159H168ZM212 160H215L214 158L212 159ZM218 160V161H219ZM106 161H108L107 159H106ZM116 161V160H115ZM114 161V162H115ZM118 161H120V160H118ZM125 161V160H124ZM138 161V160H137ZM141 161H143L142 159H141ZM140 161V162H141ZM150 161V160H149ZM151 161H150V163H151ZM161 161H163V160H161ZM166 161L164 162L165 164H166ZM170 161V160H169ZM73 162V161H72ZM76 162V161H75ZM74 162V163H75ZM131 162V161H130ZM133 162H134V160H133ZM139 162V161H138ZM146 162H148V160L147 159H145V164H146ZM214 162V161H213ZM215 162H216V160H215ZM214 162V163H215ZM220 162H222V161H220ZM236 162V161H235ZM238 162V161H237ZM64 163H65V161H64ZM92 163V164H93ZM154 163V162H153ZM157 163V162H156ZM168 163V162H167ZM73 164V163H72ZM106 164V163H105ZM104 164V165H105ZM112 164V163H111ZM124 164H125V162H124ZM123 163H122V165H124ZM127 164H129V163H127ZM138 164V163H137ZM144 164V163H143ZM144 164V165H145ZM149 164V163H148ZM165 164H164V166H163V164H162V166L163 167H165ZM169 165H170V163H168ZM217 164V163H216ZM222 164V163H221ZM74 166H75V164H73ZM108 165V164H107ZM121 165V164H120ZM121 165V166H122ZM133 165H135L134 163H133ZM132 165V167H136V166H133ZM139 165H141V163L140 164H138V166ZM150 165V164H149ZM149 165H148V167H149ZM161 165V164H160ZM159 165V163H158V166L157 167H159L160 166ZM80 165H78V167H79ZM124 166H127V165H124ZM152 166H155V165H152ZM221 167H222V165H220ZM219 166V167H220ZM63 167V166H62ZM90 167V166H89ZM97 167V166H96ZM99 167V166H98ZM109 167V166H108ZM129 167H131V164H130V166H128L127 167V170L128 171H131L130 169H128ZM140 167V166H139ZM136 168L138 171H139V169L140 168ZM145 167V166H144ZM220 167V168H221ZM64 168V167H63ZM65 168H67V167H65ZM80 168V167H79ZM79 168H77V169H79ZM93 168V167H92ZM101 168V167H100ZM99 168V169H100ZM106 168V167H105ZM105 168H103V170L105 169ZM110 168V167H109ZM112 168H115V167H112ZM121 168V167H120ZM147 167H145V169H146ZM214 168V167H213ZM215 168H217V167H215ZM68 169V168H67ZM73 169V168H72ZM91 169V168H90ZM108 169V168H107ZM107 169H106V171H107ZM111 169V168H110ZM134 169V168H133ZM151 169H152V167H151ZM218 170H219V168H217ZM217 169H214V172L213 173H211L210 174V177H211V181H214L215 179H217V177H221V175H222V173L221 174H219L218 172H215ZM227 169V168H226ZM242 169V168H241ZM243 169V170H244ZM66 170V169H65ZM71 169H69V171H70ZM143 170H144V168H143ZM142 170V171H143ZM150 170V169H149ZM155 170V172H157L158 170L157 169H154ZM153 170V171H154ZM157 170V171H156ZM73 171V170H72ZM72 171H70V174H71V172ZM75 171H78V172H80L81 171V169H79V170H75ZM74 171V172H75ZM95 171H96V168H95ZM94 171V172H95ZM120 171H121V169H120ZM133 171V170H132ZM160 171H161V169H160ZM159 171V172H160ZM164 171V170H163ZM221 171V170H220ZM225 171V170H224ZM78 172H77V174H78ZM99 172V171H98ZM97 172V173H98ZM116 172V171H115ZM145 172V171H144ZM148 172V171H147ZM158 172V173H159ZM223 172V171H222ZM262 172V171H261ZM91 173V175L90 176H92V175H94L95 173H93V172H90ZM93 173V174H92ZM96 173V174H97ZM102 173L103 174H105L103 171H102ZM112 173V172H111ZM128 173V172H127ZM126 173V174H127ZM140 173H142L141 171H140ZM149 173H152V171H150ZM154 173V172H153ZM182 173L183 172H181V175H182ZM245 173V172H244ZM247 173V172H246ZM248 173V174H249ZM263 173H264V171H263ZM263 173H261L262 175H263ZM74 174H76V173H74ZM78 174V175H79ZM89 174V173H88ZM99 174H101V173H99ZM108 174V173H107ZM117 174H119L120 175V173H115V175H117ZM122 174V173H121ZM138 174V173H137ZM136 174V175H137ZM144 174V173H143ZM142 174V175H143ZM230 174V173H229ZM239 173H237L236 175H238ZM242 174V173H241ZM71 175V176H72ZM78 175H76V176H78ZM102 175V174H101ZM106 175V174H105ZM110 175V174H109ZM112 175V174H111ZM113 175H114V173H113ZM114 175V176H115ZM118 175V176H119ZM124 175V173L121 175V176H123ZM128 176H130L129 174H127ZM220 175V176H219ZM235 175V174H234ZM244 175V174H243ZM253 175V176H254ZM255 175V176H256ZM259 175V174H258ZM261 175V176H262ZM114 176H113V178H114ZM121 176H120V178H121ZM132 176V175H131ZM130 176V177H131ZM145 176V175H144ZM225 176V175H224ZM223 176V177H224ZM228 176V175H227ZM246 176V175H245ZM253 176H251L252 178H253ZM32 177H36V179L34 178V180H32L31 178ZM93 177V176H92ZM124 177H126V175L124 176ZM134 177H135V175H134ZM132 178V179H135V178ZM137 177V176H136ZM187 177V176H186ZM208 177V176H207ZM222 177V178H223ZM229 177V176H228ZM263 177V176H262ZM262 177L261 178H259V179H261L262 180ZM76 178V177H75ZM104 178H105V176H104ZM109 178V177H108ZM112 178V177H111ZM110 178V179H111ZM118 178V177H117ZM182 178H183V176H182ZM236 177H234V179H235ZM241 178V177H240ZM31 179V180H30ZM98 179H99V176H98ZM124 179H126V178H124ZM124 179H121L120 181H121V183H120V186L122 185V188H124L123 187V184H122V182H123V180ZM137 179H140V182L143 180V176H140V178H137ZM145 179V178H144ZM146 179H148V178H146ZM152 179V178H151ZM184 179V178H183ZM221 179V178H220ZM234 179H229V180H227V179H225V180H227V182L226 183H222L221 181V183L223 184H221L217 189H215L216 190V192L213 194L212 193V195H211V197H208V198H204L203 200H202V203H204V205L206 204L207 205V203H208V200H209V198H211L210 199V203H211V206H210V208H209V210H208V208H207V212H209L210 213V216H213V218L215 219H217V216H219L220 215V217H222V222H219L218 224H220V226L221 227H224V229L226 228V232H228V235H229V237H227L226 236V234H225V232H224V234H223V232H221V234L222 235H225L228 239H225V238H223L224 236H220V237H222L223 239H225V241H226V243H227V245H228V247H224L223 245H221V243L219 242H217L214 238V236H216V235H214L213 237H210V239H213L214 241H212V240H209V238L207 239V238H204V237H202L201 235H193V237L191 238V245L193 246V247H196L195 249H197V250H199L200 251V249H198V248H203V250H204V253L207 251L206 250V248H211V249H213V250H216L217 251V257H218V259H224V258H229L230 256H232V255H235L234 257H236V260H237V262L236 263H238V264H264V243L262 244V246L260 245V246H255L254 244L255 243H252V242H254L253 241V239L255 238V237H253V236H256L257 234H256V229H254L253 227L254 226H252V224L250 225L251 227H249V228H253V231L255 230V234L253 233V232H249L248 231V234H245V230H247L246 228H245V230H244V224H245V222L247 221L246 219L248 218V217H254L256 214V216L257 217H255V219L257 220V221H259V235L258 236H256V237H259V239L260 238H264V221L262 220V216L260 217V215H261V213L259 214L258 213V211H257V213H255L254 212V216H248V217H246L247 215H249V214H247L246 216H244L245 214H246V212H247V210H245V208H247L248 209V207H244V208H242L241 206H242V200H243V198L245 197H243V194H242V192H244V191H242V189H241V187L240 186H237V184L234 182ZM244 179V178H243ZM257 179V178H256ZM255 179V180H256ZM263 179H264V177H263ZM109 180V179H108ZM108 180H105V182L106 181H108ZM111 180H113V179H111ZM115 180V179H114ZM113 180V181H114ZM119 180V179H118ZM129 180V179H128ZM148 180H150V179H148ZM152 180H155V178L154 179H152ZM181 180V179H180ZM224 180V179H223ZM237 180H238V178H237ZM260 180V181H261ZM110 181V180H109ZM108 181V182H109ZM117 181V179L115 180V182ZM126 181V180H125ZM124 181V182H125ZM135 181V180H134ZM138 181V180H137ZM155 181H157V180H155ZM254 181V180H253ZM98 182H99V180H98ZM101 182H104L103 181V179H101ZM104 182V183H105ZM107 182V183H108ZM111 182V181H110ZM123 182V183H124ZM129 182H130V180H129ZM133 181H131V183H132ZM139 182V184L138 185H136L137 187H136V189H135V187L133 188L132 186H131V188H133V189H131V190H127L128 192L124 195V194H122L123 195V197L121 198V196L119 195V198H118V196H116V198H118L119 200L117 201L116 199H114V200H116V204L119 206V208L120 207H124V205H125V207H127V208H129L130 209V207H131V209H132V207H134L135 205H136V202L137 201H135V193H136V191H138L140 188H141V186H142V184H143V182H142V184ZM150 182V181H149ZM148 181L146 182L145 181V183H149ZM152 182V181H151ZM249 182H252V181H249ZM256 182V181H255ZM126 183H128V182H126ZM130 183V184H131ZM144 183V184H145ZM156 183V182H155ZM165 183V182H164ZM168 183V182H167ZM167 183H165L166 185H167ZM172 183V182H171ZM179 183V182H178ZM181 183V182H180ZM252 183H254V182H252ZM257 183V182H256ZM261 183V182H260ZM264 183V182H263ZM49 186H48V185ZM97 184H99V183H97ZM96 184V185H97ZM103 184V183H102ZM118 184V183H117ZM133 184V183H132ZM136 184V183H135ZM143 184V185H144ZM151 183H149V185H150ZM152 184H154V183H152ZM170 184V183H169ZM169 184L167 185V186H169ZM175 184H177V183H175ZM249 184V183H248ZM257 184H259V182L257 183ZM47 185V186H46ZM94 186V187H97V186ZM100 185V184H99ZM109 185V184H108ZM114 185V184H113ZM127 185V184H126ZM146 185V184H145ZM145 185H144V187H145ZM170 185H173V184H170ZM178 185H182V183L181 184H178ZM178 185H176V186H178ZM183 185V186H184ZM204 185V184H203ZM218 185V184H217ZM216 185V186H217ZM254 185H256V184H254ZM261 185V184H260ZM264 185V184H263ZM50 186H54V188L56 187H61V188H58V189H56V190H58V191H56L55 190V193H53V191L50 189V191L51 192H49L48 193V199H50L51 200V198H55V200L53 201V200H51V202L53 201V203H54V206H58V207H60V206H62L63 208L62 209H64V206L66 205V210L68 211V213H67V215H58L59 213H57L56 214V212H55V215L53 214V215H47V210L45 209V210H43V211H45L44 213L45 214H38V212H36L35 213V211L33 210L34 208H32V205H34V204H37V203H39L41 200H42V198L44 197V195L42 196V194H40L41 192L43 193V191L45 190V189H47V187H50ZM112 186V185H111ZM117 186V185H116ZM119 186V187H120ZM125 186V185H124ZM154 186V185H153ZM153 186H150L151 188L153 187ZM175 186V185H174ZM183 186H181V187H183ZM205 186V185H204ZM215 186V185H214ZM215 186V187H216ZM246 186V185H245ZM248 186V185H247ZM246 186V187H247ZM259 186V185H258ZM258 186H256V187H258ZM105 187V186H104ZM110 187V186H109ZM108 187V188H109ZM144 187H142V190H143V188ZM159 187V186H158ZM164 187L165 188H160L159 190H167V187L164 185ZM210 187V186H209ZM209 187H207V188H209ZM213 187V186H212ZM252 187V186H251ZM255 187V186H254ZM53 188V189H54ZM93 188V187H92ZM99 188V187H98ZM103 188V187H102ZM113 188V187H112ZM130 188V187H129ZM146 188H149V187H146ZM169 188H170V186H169ZM168 188V189H169ZM206 188V187H205ZM206 188V189H207ZM248 188V187H247ZM95 189V188H94ZM105 189H107V187L105 188ZM119 189V188H118ZM127 189V188H126ZM179 189V187L178 188H176V189H174V190H178ZM184 190H185V188H183ZM182 189V190H183ZM250 189V188H249ZM257 189V188H256ZM259 189V188H258ZM258 189L256 190L257 192H258ZM264 189V187H262V189L258 192L259 194H261L260 192L262 191ZM43 190V191H42ZM48 190V189H47ZM93 190V189H92ZM96 190V189H95ZM99 190V189H98ZM97 190V191H98ZM108 190V189H107ZM106 190V191H107ZM121 190H123L124 191V189H121ZM146 189L144 188V192H147V191H145ZM149 190L150 189H148V192H149ZM170 190V189H169ZM184 190H183V192H184ZM185 190V191H186ZM244 190H246V189H244ZM255 190V189H254ZM21 191H24V192H22V193H20L19 194V192H21ZM49 191V190H48ZM47 191V192H48ZM114 191V190H113ZM119 191V190H118ZM126 191V190H125ZM140 191V190H139ZM138 191V193L137 194H139V193H142L141 191L139 192ZM152 192H153V188H152V190H151ZM157 191H158V189H157ZM156 191V192H157ZM179 191V190H178ZM210 191V190H209ZM211 191H213V189L211 190ZM248 191V190H247ZM253 191V190H252ZM252 191H250V192H252ZM112 192V189L110 190V192L108 191V193H111ZM120 192V191H119ZM146 193V194H148L149 195V193ZM151 192V193H152ZM155 192V191H154ZM153 192V193H154ZM159 192V191H158ZM156 193L155 195H159V193ZM175 191H171L170 192V194L169 193H167V191H166V193L167 194H169V195H171V194H173ZM186 192V193H187ZM200 192H202V191H200ZM205 192V191H204ZM203 192V193H204ZM207 192V191H206ZM264 192V191H263ZM67 193H70L72 196H70V197H68V198H66V197H64V195H66ZM105 193V190L104 189H101V186H100V190H99V192H98V194H103V195H105L106 196V194H104ZM107 193V192H106ZM121 193H123V192H121ZM125 193V192H124ZM186 193H184V195L186 194ZM197 193V192H196ZM203 193H200V194H202V195H204ZM257 193V194H258ZM47 194V193H46ZM45 194V195H46ZM143 194V193H142ZM164 193H162L161 194V196L163 195ZM179 193H177L175 196H179L178 195ZM188 194V193H187ZM207 194V193H206ZM257 194H256V197H258L257 196ZM263 194V193H262ZM108 195V194H107ZM113 195H117V192L115 193V194H113ZM153 195V194H152ZM151 195V196H152ZM154 195V196H155ZM157 195V196H158ZM195 195V194H194ZM197 196H199L198 195V193L196 194ZM195 195V196H196ZM245 195V194H244ZM246 195H247V193H246ZM248 195H249V193H248ZM250 195H252L251 193H250ZM254 195H255V193H254ZM68 196V195H67ZM91 196H93V195H91ZM111 196V195H110ZM145 196V195H144ZM157 196H156V198H157ZM160 196V197H161ZM164 196V195H163ZM46 197H47V195H46ZM111 197H113V196H111ZM142 197H143V195H142ZM141 196H140V199L142 198ZM153 197V196H152ZM171 197H174V196H170L169 198H171ZM187 197L188 196H184L183 198H184V203H185V201H187L188 202V204H189V202H190V200H185V198L187 199ZM191 197H192V195H191ZM207 197V196H206ZM250 197H252V196H250ZM250 197H248L247 196V198L249 199V201H247V199H245L247 202V204H248V202H250V200H251V198ZM256 197H254V198H256ZM264 196H262V198H263ZM45 198V197H44ZM146 198V197H145ZM163 198V197H162ZM176 198V197H175ZM174 198V199H175ZM180 198V197H179ZM260 198V197H259ZM258 198V199H259ZM261 198V199H262ZM106 199H108V198H106ZM150 199H153V198H149L148 200H150ZM155 199V198H154ZM181 199V198H180ZM188 199H190L189 197H188ZM199 199H201V198H199ZM199 199H196V197H195V199L194 200H199ZM257 199V198H256ZM257 199V200H258ZM43 200H45V199H43ZM136 200H138V199H136ZM148 200H146V201H148ZM163 200V199H162ZM170 200V199H169ZM182 200V199H181ZM244 200V201H245ZM253 200V199H252ZM252 200H251V202H252ZM107 202L109 201V199L108 200H106ZM141 201V200H140ZM151 201V200H150ZM157 201V200H156ZM156 201H153V202H156ZM167 201V200H166ZM171 201H172V199H171ZM171 201H168V202H171ZM174 201V200H173ZM173 201H172V203H173ZM192 201H193V199H192ZM191 201V202H192ZM261 201V200H260ZM44 202H46V200L44 201ZM49 201H47V203H48ZM115 202V201H114ZM114 202L112 203V200H111V204L110 205H112V204H114ZM168 202H167V204H168ZM175 202V201H174ZM176 202H177V200H176ZM256 202V201H255ZM258 202V201H257ZM262 202H263V200H262ZM47 203L45 204V205H47ZM50 203V202H49ZM52 203V204H53ZM103 203H104V205H103ZM140 203V202H139ZM149 203H152V202H149ZM163 202H161V204H162ZM141 204V203H140ZM140 204H138V205H140ZM145 204H146V202H145ZM145 204H141V205H145ZM157 204V203H156ZM160 204V203H159ZM164 204H166L165 202H164ZM166 204V205H167ZM171 204V203H170ZM174 204V203H173ZM186 204V203H185ZM246 204V205H247ZM253 203H251L250 205H252ZM260 204V203H259ZM42 205V204H41ZM69 205V206H68ZM115 205V204H114ZM114 205H112V206H114ZM116 205V206H117ZM151 205V204H150ZM155 204H153V206H154ZM163 205V204H162ZM177 205V204H176ZM179 205V204H178ZM245 205V206H246ZM261 205H262V203H261ZM35 206V205H34ZM47 206H49V205H47ZM51 206V205H50ZM107 206H109V204L107 205ZM106 206V207H107ZM115 206V207H116ZM156 206V205H155ZM173 206V205H172ZM180 206V205H179ZM184 204H183V208H184ZM257 205H255V207H256ZM260 206V205H259ZM264 206V205H263ZM35 207H37V206H35ZM41 207V206H40ZM45 207V206H44ZM58 207H54L55 209H58L59 210V208ZM110 207V206H109ZM108 207V208H109ZM115 207H113V208H115ZM136 207V206H135ZM139 207H141V206H139ZM148 207V206H147ZM151 207V206H150ZM150 207H149V209H150ZM157 207V206H156ZM155 207V208H156ZM160 207H161V205H160ZM159 207V208H160ZM164 207V206H163ZM168 207V206H167ZM175 207V206H174ZM177 207V206H176ZM182 207V206H181ZM261 207V206H260ZM259 207V208H260ZM53 208V207H52ZM107 208V209H108ZM137 208V207H136ZM145 208V207H144ZM143 208V209H144ZM153 208V207H152ZM155 208L153 209V210H155ZM165 208V207H164ZM186 208H187V206H186ZM253 208H254V206H253ZM258 208V207H257ZM257 208H256V210H257ZM263 208V207H262ZM40 209V208H39ZM42 209H43V207H42ZM64 209V210H65ZM120 209H122V212H125V208H120ZM128 209V210H129ZM138 209H141V208H138ZM137 209V210H138ZM146 209V208H145ZM144 209V210H145ZM161 209H162V207H161ZM182 209V208H181ZM185 209V208H184ZM250 209H251V206H250ZM50 210V209H49ZM60 210H61V207H60ZM127 210V209H126ZM165 210V209H164ZM189 210V209H188ZM191 210V209H190ZM203 209H201V211H202ZM221 210H223V211H221ZM255 210V209H254ZM258 210H261V209H258ZM40 211H41V209H40ZM43 211H42V213H43ZM121 211V210H120ZM136 212V209L135 210H133V212ZM146 211H147V209H146ZM145 211V212H146ZM150 211H151V209H150ZM157 211V210H156ZM162 211V210H161ZM166 212H164V214H162V215H165V217L168 219V218H171V217H176V218H184V217H186L187 215L185 214V213H187V212H185V213H182L181 211H180V209H179V207L178 208H170V207H168L167 208V210H165ZM186 211V210H185ZM200 211V212H201ZM204 211H205V208H204ZM53 212H54V210H53ZM63 212V211H62ZM62 212H60V214H62ZM91 212H95V215H94V213H92L93 215H94V218L92 219V214L91 215H89L88 213H91ZM110 212V211H109ZM112 212V211H111ZM113 212H115V210H113ZM131 212V211H130ZM129 212V213H130ZM132 212V213H133ZM139 212V211H138ZM137 212V213H138ZM142 212V211H141ZM144 212V213H145ZM149 211H147L146 212V215H147V213H148ZM153 212H155V211H153ZM150 213L151 215L153 214L154 216L156 215L157 216V214H154V213ZM189 213H190V211H188ZM194 212H196V211H194ZM199 212V211H198ZM249 212V211H248ZM247 212V213H248ZM250 212H252V210H250ZM39 213H41V212H39ZM51 213V212H50ZM65 213V212H64ZM63 213V214H64ZM79 213L81 214H83V215H79ZM121 213V212H120ZM119 213V214H120ZM126 213V212H125ZM188 213V215H190ZM209 213H208V216H209ZM89 215V218L88 217H86V216H84V215ZM115 214V213H114ZM116 214H117V212H116ZM122 214V213H121ZM121 214H120V216H121ZM127 214V213H126ZM133 214H136V213H133ZM149 214V215H150ZM203 214V213H202ZM205 214V213H204ZM253 214V213H252ZM131 216H129L130 218L131 217H133V215L132 214H130ZM152 215V217H154ZM195 215H197V214H195ZM207 215V214H206ZM115 217H117L116 215H114ZM125 216V215H124ZM135 216H137V215H135ZM143 216V215H142ZM141 215L140 216H138V218H140V217H142ZM191 216V215H190ZM194 216V215H193ZM200 216V215H199ZM198 216V217H199ZM112 217V216H111ZM114 217V218H115ZM144 217H145V214H144ZM143 217V219H142V221L145 219ZM152 217L150 218L149 216H146V219H148V218H150L151 219V222H152ZM189 217V216H188ZM114 218H113V220H114ZM123 218V217H122ZM134 218H136V217H134ZM138 218H137V221H138ZM156 218V217H155ZM172 218V219H173ZM190 218H192V216L190 217ZM201 218L203 219V218H207V221L206 222H208V219H210L209 217H206V216H202L201 215ZM212 218V219H213ZM110 219V220H109ZM117 219H118V217H117ZM141 219V218H140ZM149 219V220H150ZM158 220H159V217L157 218ZM202 219H201V221H202ZM215 219V220H216ZM251 219V218H250ZM264 219V218H263ZM120 220V219H119ZM116 221V219L114 220V222L116 221L117 223H119L120 221ZM125 220H126V216H125ZM155 219H153V221H154ZM157 220V221H158ZM176 220V219H175ZM192 220V219H191ZM195 220H196V218H195ZM206 220V219H205ZM211 220V219H210ZM209 220V221H210ZM215 220H213L214 221V223H216V221ZM128 221H129V219H128ZM132 221H135L134 219L132 220ZM140 221V223L141 224H143V222H141V220H139ZM138 221V222H139ZM161 221V220H160ZM159 221V222H160ZM163 222H164V220H162ZM173 221H174V219H173ZM201 221H199V222H201ZM221 221V220H220ZM252 220H250V222H251ZM257 221H255L254 220V223L255 222H257ZM113 222V223H114ZM122 222H123V219H122ZM126 222V221H125ZM137 222V223H138ZM145 222V221H144ZM150 222V223H151ZM158 222V223H159ZM163 222L161 223L160 222V224H163ZM170 222H171V224H173L174 222H176V221H174L173 223H172V221L170 220ZM170 222H166V223H170ZM197 222V220L195 221V223ZM198 222V224L200 225L201 223H199ZM203 222V221H202ZM211 222H212V220H211ZM217 222H218V220H217ZM249 222V223H250ZM61 223V222H60ZM136 223V225L135 224H132V223H130V222H128V223H126L127 225L129 224H132L130 227L131 228H133V225L134 226H136L137 227V224ZM139 223V224H140ZM149 223V224H150ZM156 223V220H155V222L154 223H152V224H155ZM176 223H178V222H176ZM194 223V222H193ZM246 223H248V222H246ZM69 224H65L64 223V225H69ZM93 224V223H92ZM103 224V225H104ZM107 224H105V225H107ZM111 224H112V222H111ZM111 224L109 225V227L111 228H113V226H111ZM140 224V225H141ZM146 224V223H145ZM157 224V223H156ZM160 224H157V225H155V228L157 229V227L158 228H162L163 229V227H162V225H161V227H159L160 226ZM204 224H207V223H202V226L204 225ZM210 224V223H209ZM114 225V224H113ZM118 226H120V224H117ZM124 225H125V223H124ZM128 225V226H129ZM159 225V226H158ZM179 224H177V226H178ZM196 225V224H195ZM198 225V226H199ZM215 225H217V224H213V228H214V226ZM254 225V224H253ZM256 225H258V223H256ZM255 225V226H256ZM62 226H63V224H62ZM61 226V227H62ZM97 226V225H96ZM108 226V225H107ZM114 226H116V223H115V225ZM142 226V225H141ZM144 226H146V225H144ZM143 226V227H144ZM152 226V225H151ZM154 226V225H153ZM152 226V227H153ZM164 226V225H163ZM166 226V225H165ZM168 226V225H167ZM174 226V225H173ZM206 226V225H205ZM210 226V225H209ZM211 226H212V224H211ZM219 226V227H220ZM93 227H94V225H93ZM98 228L100 227L99 225L97 226ZM104 227V226H103ZM121 227V226H120ZM120 227H118V228H120ZM143 227H142V229H143ZM151 227V228H152ZM201 227V226H200ZM208 227V226H207ZM207 227H205V228H207ZM218 227V226H217ZM256 227H258V226H256ZM255 227V228H256ZM59 228V227H58ZM71 228L69 227V229L71 230ZM101 229H104V228H102V226L100 227ZM106 228V227H105ZM126 228H128V227H126ZM150 228V227H149ZM167 228L168 227H166V229L165 230H167ZM202 228V227H201ZM209 228L210 227H208V230H209ZM212 228V227H211ZM248 228V229H249ZM65 229V228H64ZM69 229H68V231H67V234H68V232H69ZM92 229V228H91ZM94 229H96L95 227H94ZM100 229V230H101ZM108 229V228H107ZM107 229H106V231H107ZM122 229V228H121ZM125 229V228H124ZM141 229V228H140ZM142 229L141 230H138V231H142ZM153 229V228H152ZM222 230V231H225V230ZM55 230V229H54ZM58 230H60V229H58ZM73 230H76V229H73ZM93 230V229H92ZM105 230V229H104ZM103 230V231H104ZM108 230H110V229H108ZM120 230V229H119ZM118 230V231H119ZM149 230V229H148ZM151 230V229H150ZM155 230V229H154ZM164 230V229H163ZM180 230V229H179ZM204 230V229H203ZM214 230H216V229H214ZM250 230V229H249ZM258 230V229H257ZM56 231V230H55ZM62 231V230H61ZM61 231H58V232H60V235H62V236H64V234H65V232L64 231H66V230H63L62 231V234H61ZM97 231H99L98 229H97ZM112 231V230H111ZM121 231V230H120ZM125 231L127 232V229H125ZM143 231L145 232V229H143ZM153 231V230H152ZM151 231V232H152ZM158 231H161V230H159L158 229ZM157 230L156 231H153V232H158ZM175 231V230H174ZM174 231H172V232H174ZM185 231V230H184ZM210 231V230H209ZM212 231V230H211ZM217 231H218V229L216 230V232H215V234H217ZM251 231V230H250ZM71 232V231H70ZM70 232H69V235L68 236H70ZM76 232V231H75ZM75 232L73 231V235L75 234ZM90 232V231H89ZM92 232V231H91ZM101 232V231H100ZM100 232H99V234L98 235H100ZM105 232V231H104ZM113 232V231H112ZM112 232H111V234H112ZM122 232H124V230L122 231ZM137 232V231H136ZM148 232V231H147ZM162 232V234H163V231H161ZM161 232H159V234L161 235ZM178 232V231H177ZM189 232V231H188ZM205 232V231H204ZM220 232V231H219ZM56 234H57V232H56ZM67 234H65V235H67ZM76 234H77V232H76ZM92 234H93V232H92ZM108 234H109V232H108ZM113 234H114V232H113ZM127 234H130V231H128L127 232ZM126 234V235H127ZM131 234H132V232H131ZM134 234H135V232H134ZM148 234H149V232H148ZM148 234H147V236H148ZM158 234V235H159ZM166 234V235H165ZM168 234H169V232H168ZM175 234H176V232H175ZM178 234H179V232H178ZM177 234V235H178ZM206 234H207V229H206ZM205 234V235H206ZM72 235V234H71ZM89 236H90V234H88ZM95 235V234H94ZM93 235V236H94ZM97 235V234H96ZM101 235H102V232H101ZM116 235L117 234H115V236L114 235H112L113 237H116ZM118 235H119V232H118ZM117 235V236H118ZM120 235H121V232H120ZM119 235V236H120ZM124 235V234H123ZM139 235V234H138ZM141 235V234H140ZM139 235V236H140ZM150 235V234H149ZM152 235V234H151ZM156 235V234H155ZM158 235L156 236V238H158ZM164 235H165V237L167 236L168 237V235H167V232H164ZM187 235V234H186ZM209 235V234H208ZM218 235V234H217ZM247 235V240L250 238H248V235L249 236H252L253 237V239H250L249 241L251 242V240H252V245H254V246H250L251 247V250L249 249L248 250V252H244L245 254H243V252L241 251L242 249H240L239 248V246L237 245V243H236V241L235 240H237V239H242V238H245V236ZM58 236V235H57ZM76 236V235H75ZM77 236H78V234H77ZM80 236H82V235H80ZM89 236H86V240L87 239H89V238H91V237H89ZM92 236V237H93ZM103 236V235H102ZM108 236H110V235H108ZM134 236V235H133ZM142 236H144L143 234H142ZM146 236V235H145ZM152 236H154V235H152ZM151 236V237H152ZM163 236V235H162ZM173 236H174V234H173ZM176 236V235H175ZM210 236H212V235H210ZM60 237V241H61V236H59ZM66 237V236H65ZM71 237L72 236H70V240H71ZM83 237V236H82ZM87 237H89V238H87ZM101 237V236H100ZM104 237H105V235H104ZM107 237V236H106ZM121 237V236H120ZM131 237H132V235H131ZM130 237V238H131ZM138 237V236H137ZM137 237H133V238H135V239H137ZM160 237V236H159ZM169 237H171V235L169 236ZM190 237V236H189ZM251 237V238H252ZM55 238V237H54ZM58 238V237H57ZM68 238V237H67ZM73 238V237H72ZM85 238V237H84ZM93 238H97L96 236H94ZM99 238V237H98ZM110 238V237H109ZM112 238V237H111ZM119 238V237H118ZM125 238L127 239V237L125 236ZM129 238V239H130ZM141 238V237H140ZM146 238V237H145ZM149 238H150V236H149ZM155 238V237H154ZM172 238H174V237H172ZM222 238H220L221 240L220 241H222ZM59 239V238H58ZM62 239H64V237L62 238ZM77 239V238H76ZM81 239H83V238H81ZM80 239V240H81ZM92 239V238H91ZM91 239H89V240H91ZM101 239V238H100ZM99 239V240H100ZM142 239V238H141ZM148 239V238H147ZM161 239H163V238H159V242H158V244H159V247H157V251L158 252H160V254H162L161 255V257L159 258L160 260H163V261H167V259H168V255H169V253H167L168 252V243H165V241H164V239L163 240H161ZM169 239V238H168ZM176 239V238H175ZM217 239V238H216ZM257 238H255V240H256ZM54 240H56V239H54ZM53 240V241H54ZM68 240V239H67ZM93 240V239H92ZM105 240H107V239H105ZM113 239H111V241H112ZM119 240V239H118ZM117 240V241H118ZM122 240V239H121ZM132 241H133V239H131ZM145 239H144V237H143V240L142 241H144ZM155 240V239H154ZM165 240H167V239H165ZM246 240V239H245ZM263 240V239H262ZM59 241V242H60ZM73 240H71V242H72ZM84 242H85V239L83 240ZM95 241V240H94ZM110 241V240H109ZM115 241V240H114ZM140 241V240H139ZM149 241V240H148ZM157 241H158V239H157ZM168 241V240H167ZM224 241V240H223ZM222 241V242H223ZM241 241V240H240ZM51 242H52V240H51ZM65 242V244L67 243L66 241H63V243ZM69 242V241H68ZM75 242V241H74ZM100 242V241H99ZM104 242V241H103ZM108 242V241H107ZM119 242V241H118ZM121 242V241H120ZM118 243V244H121V243ZM122 242H123V240H122ZM124 242H129V240L127 241H124ZM135 242H138V239H137V241H135ZM134 242V243H135ZM150 242V241H149ZM175 242V241H174ZM181 242H183V241H181ZM243 242V241H242ZM241 242V243H242ZM247 242V241H246ZM249 242V244H251ZM256 242H257V240H256ZM261 242V241H260ZM259 242V243H260ZM45 243H47V242H45ZM62 243V244H63ZM70 243V242H69ZM81 243H82V240H81ZM80 242H79V244H81ZM86 243H88V242H86ZM111 243V242H110ZM113 243H115V242H113ZM117 243V242H116ZM115 243V245H117L118 246V244H116ZM133 243V242H132ZM134 243H133V246H134ZM241 243H240V245H241ZM248 243V242H247ZM258 243V242H257ZM40 243H38V245H39ZM48 244H49V242H48ZM52 244V243H51ZM78 244V243H77ZM97 244V243H96ZM105 244V243H104ZM112 244V243H111ZM123 244V243H122ZM129 244V243H128ZM135 244H137V243H135ZM139 244V243H138ZM173 244V243H172ZM176 244V243H175ZM183 244V243H182ZM238 244H239V242H238ZM37 245V244H36ZM44 245V244H43ZM59 245V244H58ZM68 245V244H67ZM66 245V246H67ZM85 245V244H84ZM91 245V244H90ZM89 245V246H90ZM93 245V244H92ZM103 246V243L101 244L100 243V246ZM115 245H111L112 247H115ZM125 245V244H124ZM141 245H143V244H141ZM177 245V244H176ZM224 245H225V243H224ZM226 245V246H227ZM243 245H247V244H245V243H242V247H244ZM41 246V245H40ZM49 246V245H48ZM51 246V245H50ZM49 246V247H50ZM57 246V245H56ZM76 246V245H75ZM78 246V245H77ZM81 246H83V243H82V245ZM80 245H79V247H78V249H77V251L79 250V248L81 247ZM88 246V247H89ZM97 246V245H96ZM95 246V247H96ZM105 246H106V244H105ZM110 246V245H109ZM109 246H108V248H109ZM110 246V247H111ZM121 246V245H120ZM126 246H128V245H126ZM130 246V245H129ZM128 246V247H129ZM132 246V245H131ZM132 246V247H133ZM136 246V245H135ZM145 246V245H144ZM151 246H153V245H151ZM157 246V245H156ZM156 246H154V247H156ZM178 246H180V244L178 245ZM37 246H35V248H36ZM42 247V246H41ZM54 247H55V245H54ZM59 247V246H58ZM60 247H62V246H60ZM70 247H72V248H77V247H73V245L72 246H70ZM85 247H87V246H85ZM87 247V248H88ZM92 247V246H91ZM95 247H93L94 249H95ZM99 247V246H98ZM119 247V246H118ZM127 247V248H128ZM138 247H140V245H138ZM143 247V246H142ZM174 247H175V245H174ZM182 247V246H181ZM186 247V246H185ZM241 247V246H240ZM247 247V246H246ZM246 247H245V249H246ZM249 247V246H248ZM45 248V247H44ZM44 248H42V249H44ZM53 248V247H52ZM52 248H50V249H52ZM67 248V250H68V246L66 247ZM71 248V249H72ZM99 248H101V247H99ZM104 248V247H103ZM106 248H107V246H106ZM119 248H122V247H119ZM127 248H125V249H127ZM145 248V247H144ZM153 248V247H152ZM205 248V249H204ZM38 249H40L39 247H38ZM41 249V250H42ZM47 249H49V248H47ZM56 249H57V247H55V251H56ZM64 250H65V248H63ZM71 249H70V251H71ZM81 249V248H80ZM83 249H85V248H83ZM89 249V248H88ZM91 249L92 248H90L89 250L91 251ZM97 249V248H96ZM117 249V248H116ZM125 249H123L124 250V252H122L121 250H120V252H122V253H124L125 254V251H126V253H127V250H125ZM135 250V253L137 254V252H136V249L137 248H134ZM139 249V248H138ZM137 249V251H138V254H139V251L140 250H138ZM141 249V248H140ZM151 249V248H150ZM149 249V251H150V253H152L151 251H152V249L150 250ZM154 249H156V248H154ZM179 249V248H178ZM37 250V249H36ZM45 250V249H44ZM43 250V251H44ZM58 250V249H57ZM64 250H62L61 249V251L63 252L62 254L64 255L65 254V251ZM99 250V249H98ZM105 250V249H104ZM106 250H108L107 252H109V249H106ZM113 250H115V249H113ZM113 250H111V251H113ZM129 250V249H128ZM133 250V249H132ZM132 250H131V252H132ZM203 250H201V251H203ZM206 250V251H205ZM209 250V249H208ZM247 250V249H246ZM45 251H48V250H45ZM53 251V250H52ZM51 251V252H52ZM58 251H60V249L58 250ZM57 251V252H58ZM60 251V252H61ZM73 251H75V254H76V250H73L72 249V251L71 252H73ZM82 251V250H81ZM84 251V250H83ZM88 251V250H87ZM86 251V252H87ZM117 250H115V252H116ZM154 251V250H153ZM157 251L155 250L153 253H157ZM200 251V252H201ZM212 251V250H211ZM245 251V250H244ZM40 252V251H39ZM38 252V253H39ZM53 253V254H51L52 256H51V259H52V264H57V263H59L60 262V259H61V257L63 256V255H61V253ZM86 252H84L85 253V256H86ZM89 252V251H88ZM94 252H96V251H94ZM99 252V251H98ZM107 252H106V254H107ZM114 252V253H115ZM118 252H119V250H118ZM117 252V253H118ZM128 252H130V251H128ZM143 252H145L146 253V251L144 250V251H142V253ZM199 252V253H200ZM208 252V251H207ZM215 252V251H214ZM67 253V252H66ZM81 253V252H80ZM97 253V252H96ZM101 253H103V252H101ZM113 253V252H112ZM112 253H111V255H110V252H109V256L108 257H110L111 256V258L113 259V256H114V254H113V256H112ZM117 253H115V254H117ZM135 253H131V254H129V253H127L128 255H132V254H135ZM140 253H141V251H140ZM152 253V254H153ZM203 253V252H202ZM211 253V252H210ZM41 254H42V251H41ZM74 254V252H73V254H71V255H75ZM77 254H79L78 252H77ZM89 255H90V252L88 253ZM91 254H92V252H91ZM95 254V253H94ZM106 254H104V255H106ZM121 254V253H120ZM146 254H149V252L148 253H146ZM146 254H142L143 256L144 255H146ZM147 255V257L149 256V258H150V256H153V255ZM160 254H157V255H160ZM214 254V253H213ZM39 255V254H38ZM38 255L37 256H35V257H38ZM44 255H45V252H44ZM44 255H43V257H44ZM69 256H71L70 254H68ZM103 255V256H104ZM108 255V254H107ZM107 255H106V258H107ZM156 255V254H155ZM32 255H30V257H31ZM67 256V255H66ZM88 256V255H87ZM91 256H93V254L91 255ZM95 256V255H94ZM97 256V255H96ZM101 256V255H100ZM103 256H101V259H102V257ZM117 256V255H116ZM120 256V255H119ZM118 256V258H120L121 259V257H119ZM121 256H123L122 254H121ZM133 256V255H132ZM131 256V257H132ZM137 256V255H136ZM175 256L176 257H178L179 259H191V257L189 256V254H188V252L187 251H184V250H182V249H180L179 251H178V254H175ZM207 256V255H206ZM29 257V256H28ZM42 257V256H41ZM75 257L76 256H74V257H71V258H74V260L76 261V259H75ZM84 257V256H83ZM88 257H90V256H88ZM88 257H86V258H84L85 260H87L88 261V259L89 260H93V258H94V260L96 259L95 257H93V258H88ZM115 257V256H114ZM145 257V256H144ZM153 257H155V256H153ZM209 257V256H208ZM45 258V257H44ZM64 258V257H63ZM62 258V259H63ZM88 258V259H87ZM97 258H98V256H97ZM110 258V259H111ZM117 257H116V260L118 259ZM125 258V260H126V256L124 257ZM123 258V259H124ZM128 258V257H127ZM139 258H141V262H144L145 260L144 259H142V257L140 256V254H139V256H137V257H135L134 259H127L126 261H124L123 260V262H126V263H129V264H141V262H140V259ZM146 258V257H145ZM158 257H156L155 259H157ZM27 259V258H26ZM30 259V258H29ZM33 261H34V254H33ZM68 259V258H67ZM77 259H79V257L77 258ZM100 258H98V260H99ZM146 259H148V258H146ZM151 259H152V257H151ZM159 259H157L156 261H157V264H159L158 263V261L161 263V261L159 260ZM28 260V259H27ZM41 259H36L35 261H37V262H35V264H43V263H41V261H40ZM45 260L46 259H44L43 261L45 262ZM48 260V259H47ZM46 260V261H47ZM50 260V259H49ZM48 260V261H49ZM70 260V259H69ZM83 260V259H82ZM91 260V261H92ZM104 260H106V259H104ZM115 260V262L116 263H118V261H116ZM144 260V261H143ZM29 261V260H28ZM86 261V262H87ZM91 261H89V262H87V263H90ZM97 260H95V262H96ZM101 261V260H100ZM102 261H103V259H102ZM107 261L108 260H106V263H107ZM114 261V260H113ZM148 261H149V259H148ZM204 261V260H203ZM22 262V261H21ZM20 262V263H21ZM61 262H62V260H61ZM63 262H66V261H63ZM70 262H72V259H71V261ZM83 262V261H82ZM81 262V263H82ZM93 262V261H92ZM91 262V263H92ZM104 262V261H103ZM110 262H112V261H110L109 260V263ZM122 262V263H123ZM154 262V261H153ZM215 262V261H214ZM235 262H234V264H235ZM19 263V264H20ZM29 263V262H28ZM30 263H31V261H30ZM33 263V262H32ZM31 263V264H32ZM50 263V262H49ZM69 262H67V264H68ZM80 263V262H79ZM85 263V262H84ZM87 263H85V264H87ZM100 263V262H99ZM115 263V264H116ZM145 264L147 263V261H145L144 262ZM172 263V262H171ZM191 263H193V264H197V262L196 261H193V262H191ZM206 263V262H205ZM222 263V262H221ZM26 264V263H25ZM46 264V263H45ZM66 264V263H65ZM93 264V263H92ZM95 264V263H94ZM96 264H98V261H97V263ZM150 264H153L152 262L150 263ZM154 264H156L155 262H154ZM162 264V263H161ZM200 264V263H199ZM216 264V263H215Z\"/></svg>", "mask_w": 264, "mask_h": 264}, {"label": "rangeland", "instance_id": "2", "mask_svg": "<svg viewBox=\"0 0 264 264\" xmlns=\"http://www.w3.org/2000/svg\"><path fill=\"white\" fill-rule=\"evenodd\" d=\"M62 1H64V4H63V2H61V0L59 1V2H61V4H63L62 5V8L60 9L59 7V14L57 13V15H61L62 13L64 14H62V16H60L62 19H60V17L59 16H56L55 18V21L54 22H56V24H57V21L59 20H61L57 25H60V26H58L60 29H61V31H62V33L60 32V29H59V33L60 34H62V36L63 35H66L65 33H64V31L67 33V37H70L71 38V36H72V41L73 42H75V40H76V42H85L84 44L86 45L85 46V50L86 51H88V52H90L91 50H93V53L92 54H95L94 56L96 57H94L93 59H91V61H90V63H94L93 64V66H91V64L89 63V65H88V67H87V70H85V72L83 71V75H81L82 73H81V69H79L78 70V66H74L73 67V69L71 68L72 66H69L70 67V70L68 69L69 67H67V66H61L60 67V69L61 70H65L64 71V73L67 71V73H70V77L69 76H67V77H61V78H58L60 81H64V79H65V81H69L70 79L72 80V81H70V82H68L70 85H74L75 84V86H74V88H75V91H74V88H73V91H74V93H73V95H72V97L75 99H73V106H75V107H73L72 106V113L73 112H75V110H76V112L75 113H73V114H71V116H70V119L71 120H69V124H71V123H73V122H75L73 125L71 124V128H73V131L74 130H76V129H78V128H80L79 130L81 131H75L76 132V134L77 135H79V136H76L75 138H76V140H74L73 141V143H74V145L72 146V149H74V146L76 145V143L77 142H83V143H85V144H77L76 146H75V152H82V151H84V150H86V151H84L85 153L86 152H90L91 153V158H90V160H91V162L93 163H95V161H93V159H92V156H94V155H97V154H99V155H103L104 156V154H105V156H108V155H113L114 154V156H115V160H113L114 159V156L113 157H110V156H108V157H106V159L108 160V161H106V159L104 160V163H103V165L102 164H100L99 162L97 163V165L96 164H92V163H89V161H88V164H89V166H88V168H87V171H86V173H87V175L86 176H88L89 178H90V181H92L93 179L95 180V182L93 183V181H92V183H93V185L95 186L97 183H99V184H97L96 186L97 187H94V186H92L91 187V189L89 190V191H92L93 193H90L89 192V197H91V199H93L94 198V195H95V191H96V195H95V197L96 198H94V201H99V198H104L105 197V205L107 206L108 204H109V206H104V209H106V214L108 215V214H111L110 216H109V218L111 219H109L110 220V223H105V224H107V225H105L104 224V222L103 221H100V223H103V224H95V222L96 223H98L99 222V220H95L94 222H92L91 223V225H92V227H90V229H88L86 232L85 231H83V230H80V232H79V229H77V228H73V229H76V230H73L71 227H73L72 225H70L69 223H66V222H62V221H57L56 223H54V227H53V231H54V234L55 235H53V237L51 238V239H48V240H46V241H41V242H37L36 244H35V246H37L36 248H35V246H34V248H33V250L30 252V254H28L26 257H21L19 260H21L19 263L20 264H31L32 262V264H35V262H37V261H35L36 259H41L40 261H41V263H43V264H52V259H51V254H53L54 252L56 253L59 249H60V251H61V249L62 250H64L63 248H65V254L63 255L62 253V251L60 252V251H58L57 253H61V255H63L62 257H61V259H60V262L59 263H57V264H67V262H69L68 264H85V263H87V262H89V261H91L92 259L91 258H93V257H95L96 259L95 260H97L98 261V264H115L116 262H115V260H116V257L118 258V256L119 257H121V259L120 258H118L116 261H118V263H116V264H129V263H126V262H123V260L124 261H126L128 258L129 259H134L135 257H137V256H139V254H140V256L142 257V259H144L145 261H147V263L146 264H150L151 262L154 264V262L157 264V259H159L160 257H161V255L162 254H160V252H158L157 250V247H159V244H158V242H159V238H165V239H167V240H165L164 239V241H165V243H168V252L167 253H169V255H168V259H167V261L165 262V261H163V260H160L161 261V263L162 264H193V263H191V262H193V261H196L197 262V264H234V262L236 261L237 262V260H236V257H234L235 255H232V256H230L229 258H222V259H218V257H217V251L216 250H213V249H211V248H206V250L208 251H206L205 253H204V250H203V248H198V249H200V251L201 250H203V251H199V250H197V249H195L196 247H193L192 245H191V238L193 237V235H201L202 237H204V238H209V240H212V241H214L213 239H210V237H213L214 235H216V236H214L213 238L219 243H221V245H223L224 247H228V245H227V243H226V241H225V239H228L227 237H229V235H228V232H226V228L224 229V227H221L220 226V224H218L219 222H222L223 220H222V217H220V215L219 216H217V219L215 220L214 218H213V216H210V213L209 212H207L208 210H209V208H210V206H211V203L209 202L210 201V199L211 198H209V200H208V203H207V205L205 204L204 205V203H202V200L204 199V198H208V197H211V195H212V193L214 194L215 192H216V190L215 189H217L222 183L224 184V183H226L227 182V180H229V179H234V177H236L235 179H234V182L237 184V186H240L241 187V189H242V191H244V192H242V194H243V197L245 198V199H247V201H249V199L247 198V196L248 197H250V196H252V197H250L251 198V200H252V202H251V200H250V202H248V204L246 203L247 201L243 198V200H242V208H244V207H248V209L247 208H245V210H247V212H246V214L244 215V216H246L247 214H249V215H247L246 217H248V216H254L255 214H254V212L255 213H257V211H258V213L260 214L261 213V215H260V217L262 218V220L264 221V197L262 198V196H264V189L260 192L261 194H259L258 192L262 189V187H264V179H263V177H264V173H263V171L264 170H261V168L262 167H260V166H258V168H260V171H258L259 173H257V175L255 176L254 175V173H252L251 175H250V173L247 171V170H245L241 165H242V161L245 159V158H247V160L249 159V152L247 153V155L245 154V155H240V154H242V152L241 151H243V150H240L239 148H236V149H234V151L233 150H229V148H228V146L225 144V142L222 140L223 138H222V135L219 133L218 134V132H220V130H217L216 129V133L215 134H213L212 135V133H210V135L208 136L207 135V133H209L210 132V130L208 131V129H209V127L211 128V125L213 124V126H214V124L215 125H217V124H220L221 123V121L223 122V121H225L226 119H228V116H229V118L230 117H233V114L236 112V108H240V106L242 107V106H244V101L246 100V98L245 97H243L242 96V94H240V92L241 93H243V92H245V90H242V91H240L242 88L244 89L245 87H244V85H247L248 83H251L253 80L254 81H256L257 80V82H262V80H264L263 78H264V73L262 72V71H264V48L262 47V46H264V23H263V21H264V19H262L264 16H262V15H264V1H262V0H253L254 2L255 1H257L258 3H254L252 0H240L239 2H238V0H211L212 1V3L214 2L215 3V5H214V3L212 4V6L214 7L213 8V10H216V11H214V12H218V14L216 15V13H215V15H216V18H215V20H218V18H219V23H222L223 25H225V24H227V23H235L236 21L235 20H239V21H237L236 23L238 24L237 26H235V27H233L234 26V24L232 25V24H229L230 26H231V30H233L234 28H236L237 30H233L234 31V35H225L226 34V32H224L225 31V29L223 30V29H219L218 31H216L212 36L213 37H210L211 35H209V36H207L206 34H205V32L204 31H202V30H200V27H198V24H196L195 26H194V28H193V30L191 29V28H188L187 27V29L185 28V30L184 29H182V31L179 33L180 34V36H179V34H177V36H175L174 37V40H173V44L174 45H169V42L168 41H166L165 39H168V38H170V37H168V33L167 32H162L163 31V29L158 25V24H154V22L155 21H153L152 20V18H156V17H160V15H162V13H164V10L166 9V6L167 5H169L168 3H169V1H167V0H139V1H137V0H135V2L136 3H134L132 6H129L128 4L127 5H125V7H123V9H124V11H122V12H124V13H133V11L134 12H140V14H142L141 12H144L145 10H147V12L145 11L144 13H147L148 14V12L150 13L149 15V17H151V18H148L149 20L147 21V22H145V25L148 23V22H150L149 24H147L146 26H147V28H148V26H149V28L147 29L146 28V26H144L143 27V25H142V27L144 28V29H139V28H142V27H132V28H130L131 29V31L133 30V32H135L136 34H132V32H130V30H128L129 28L128 27H123L121 24H117V23H120L119 22V16H120V14H124V13H120L119 12V10H120V8L119 7H117V5L115 6V4L113 3V2H115V0H109V1H113V2H109L108 0H89L92 4L90 5V2H87L88 0H83V1H85V2H87V4L84 2V3H82L80 0H77V1H80V5H78L79 7H81V9H79V7H77V1L76 0H72V1H66V0H62ZM73 1L75 2L76 1V3H73ZM106 1H107V4H106ZM116 1H119V0H116ZM121 1H126V0H121ZM197 1H199V0H197ZM205 1H207L208 2V0H205ZM236 1V2H235ZM250 3H249V2ZM58 2V3H59ZM68 2V3H67ZM69 2L71 3L70 5H69ZM93 2H94V4L96 3V5L95 6H97V7H95V6H93ZM100 4H99V3ZM108 2H109V6H107L108 5ZM141 2V3H140ZM165 2L167 3L166 5H165ZM209 2H210V0H209ZM227 2H228V4H227ZM240 2H241V4H240ZM245 2H246V4H245ZM251 2H252V5H251ZM263 2V3H262ZM67 3V4H66ZM82 3V4H81ZM101 3L103 4H105L106 6H104V4H103V6H101ZM110 3H112L111 5H110ZM116 3V2H115ZM137 3H140V4H137ZM239 3V4H238ZM247 3H249V4H247ZM254 3V4H253ZM260 3V4H259ZM61 4L59 3V6L61 7ZM86 4V5H85ZM144 4V5H143ZM224 4H226V5H224ZM230 4H232V6L230 5ZM235 4H236V7H235ZM259 4V5H258ZM67 5V6H66ZM69 5V6H68ZM76 6V7H74V6ZM82 5H85L84 7H86L87 6V8H88V6H89V9H90V11H94V12H96L95 14H94V12L92 13V12H90L89 13V11H88V9L86 8H84L83 10H82ZM98 5H100L99 7H98ZM112 5H114V10H113V7H112ZM160 5V6H159ZM216 5H220V6H218L217 8L215 7ZM223 5H224V7L225 8H223ZM244 5H246L245 7H246V10H245V14L246 13H248V14H243L244 12V10L243 9H245V7H242V6H244ZM249 5H250V7H249ZM258 5V6H257ZM91 6H93L92 8H91ZM127 6V7H126ZM129 6V7H128ZM163 6V7H162ZM238 6V7H237ZM248 6V7H247ZM251 6H252V8H253V11H249V10H252V8H251ZM254 6H255V8H254ZM261 6V7H260ZM68 7V8H67ZM69 7H70V9H69ZM72 7V8H71ZM74 7V8H73ZM105 7V8H104ZM109 7V8H108ZM116 7V8H115ZM156 7H158V8H161L162 7V12H161V10L159 9V10H157L156 9ZM164 7H165V9H164ZM168 7V6H167ZM221 7L223 8L222 10L224 11H222L221 10ZM227 7L229 8L228 9V12H227ZM243 8V9H240V8ZM63 8H65V9H63ZM76 8V9H75ZM94 8H96V9H94ZM98 8V9H97ZM105 10H104V9ZM106 8L109 10V11H107L106 10ZM111 8V9H110ZM129 8V9H128ZM133 8V9H132ZM140 8V9H139ZM220 9V10H217V9ZM233 8V9H232ZM235 8V9H234ZM63 9V10H62ZM68 9V10H67ZM72 9V12L70 11ZM75 9V10H74ZM100 9V10H99ZM102 9V10H101ZM115 9L117 10V13H116V11H115ZM136 11H135V10ZM151 9H153V10H151ZM231 9V10H230ZM239 9H240V11H239ZM260 9H261V11H260ZM263 9V10H262ZM74 10V11H73ZM111 10V11H110ZM128 10H130V11H128ZM139 10H141V11H139ZM149 10H151V11H149ZM237 11V13H235L236 11ZM241 10H242V12H241ZM258 10H259V12H258ZM61 11H63V12H61ZM85 11H87V14H86V12ZM101 11V12H100ZM104 11H107V12H104ZM126 11H128V12H126ZM132 11V12H131ZM152 11H154V13H155V17H153V12ZM229 11H230V13H229ZM233 11V12H232ZM255 11H257V12H255ZM71 13V14H69V13ZM83 12V13H82ZM97 12H99L98 14H97ZM103 12H104V14H103ZM114 12V13H113ZM119 12V13H118ZM224 14H223V13ZM227 14H226V13ZM241 12V13H240ZM250 12H252L253 13V15H252V13H250ZM61 13V14H60ZM68 13V14H67ZM75 14V15H73V14ZM79 13H80V15L81 14H85L84 16L83 15H81V17L79 16ZM107 13V14H106ZM153 13V14H152ZM219 13H221V14H219ZM260 13V14H259ZM263 13V14H262ZM89 14V15H88ZM90 14H92V15H90ZM109 14V15H108ZM112 14V15H111ZM188 13H182L181 15L182 16H184L183 17V19L182 20H184V22H185V20L189 17V18H192V16H193V14L192 13H189L188 15H187ZM228 14H230L229 16L230 17H232L233 15L235 16V17H232V18H230L229 16L227 17L226 16V18L224 17L223 18V16H225V15H228ZM236 14V15H235ZM240 16H245L246 17V20L245 19H243V18H245V17H239V18H242V19H239L238 18V15ZM243 14V15H242ZM250 14V15H249ZM70 15V16H69ZM72 15V16H71ZM76 15L77 16H79V17H76ZM98 15H101V16H98ZM114 15V16H113ZM220 16V17H217V16ZM254 15H256V16H254ZM258 15H260V16H258ZM66 16V17H65ZM118 16V17H117ZM249 16V17H248ZM257 16H258V18L260 17V19L262 20V23H260L261 22V20L260 19H258L257 18ZM262 16V17H261ZM58 17V18H57ZM69 17V18H68ZM73 17V18H72ZM89 17V18H88ZM111 17V18H110ZM115 17H117V18H115ZM253 17H256V18H253ZM64 18L66 19V20H64ZM78 18V22L75 20V19H77ZM86 18V19H85ZM91 18H93V22L94 23H92V19ZM96 18V19H95ZM98 18H99V20H98ZM103 18V19H102ZM107 18V19H106ZM113 18V19H112ZM184 18H186V19H184ZM188 18V19H189ZM237 18V19H236ZM248 18V19H247ZM70 19H71V21H70ZM80 19H81V23H80ZM85 19V20H84ZM105 19V20H104ZM115 19V20H114ZM220 19H223V22H222V20H220ZM231 19V20H230ZM250 19H256L255 21H257V22H254V20H250ZM258 19V20H257ZM62 20H64V23L62 22ZM96 20H98V21H96ZM103 20V21H102ZM106 20H108V21H106ZM112 20V21H111ZM114 20V21H113ZM151 20V21H150ZM225 20V21H224ZM226 20H228V22L226 21ZM240 20H244V22H240ZM251 21V23H250V21ZM85 21V22H84ZM101 21V22H100ZM106 21V22H105ZM110 21V22H109ZM118 21V22H117ZM188 21V20H187ZM235 21V22H234ZM249 23H248V22ZM68 22V23H67ZM73 22V23H72ZM76 22H77V24H76ZM96 22V23H95ZM98 22H99V24H98ZM103 22H105V25H104V23ZM218 22V21H217ZM239 22V23H238ZM76 25H75V24ZM86 23V24H85ZM87 23H88V25H87ZM92 25L93 24V26H91L90 24ZM186 23V22H185ZM236 23H235V25H236ZM242 24V26H241V24ZM257 23H259V24H257ZM66 24V26H69V24H70V26L69 27H66V26H64ZM83 24V25H82ZM102 24V25H101ZM111 24V25H110ZM114 24V25H113ZM115 24H117V25H115ZM150 24H152L153 25V27L155 26L157 29H158V31H157V29L154 27V30H155V32L157 31V32H159L160 33V35H158L159 33H154L153 31V27L152 26H150ZM245 24V25H244ZM248 26H247V25ZM255 24V25H257V27L256 26H254L253 27V25ZM73 25H75V27L77 28L76 30H75V28H73L74 26ZM82 25V26H81ZM89 26V27H87V26ZM98 25V26H97ZM156 25H158V26H156ZM228 25V24H227ZM251 25V26H250ZM258 25H260L259 27H258ZM263 26V28H262V26ZM62 26H63V28H62ZM72 26V27H71ZM78 26H80V27H78ZM96 26H97V30H96ZM101 26V27H100ZM114 26V27H113ZM116 26H118V28L116 27ZM241 26V27H240ZM245 26H246V28H245ZM250 26V27H249ZM64 27H65V29H64ZM82 27H83V29H89L88 31H86V33H85V31L82 29ZM87 27V28H86ZM93 29H92V28ZM105 29H104V28ZM119 29L118 31H117V29ZM162 30H160L159 28ZM185 27V25L182 27V28H184ZM199 29H197V28ZM238 27H240V28H238ZM252 27V28H251ZM99 28V29H98ZM103 28V29H102ZM110 28H111V30H110ZM113 28H115V29H113ZM127 32V33H125V31L123 30V29ZM195 28H196V30H195ZM241 28H243V30L241 29ZM249 28V29H248ZM254 28H256V29H254ZM258 28H260V30L258 31ZM67 29H70L69 31L67 30ZM74 29V30H73ZM106 29L108 30H110V31H106ZM127 29V30H126ZM135 29V30H134ZM137 29H138V31L139 32H137ZM74 32H73V31ZM92 32H91V31ZM104 30V31H103ZM113 30H115L114 32H113ZM121 30V31H120ZM122 30H123V32L126 34H123L122 33ZM143 30L144 31H146V30H149V31H151V32H144L143 33ZM193 32V33H195V34H193L191 31ZM223 30V31H222ZM239 30V31H238ZM240 30H242V31H240ZM257 30V31H256ZM68 31V32H67ZM75 31H76V33H75ZM90 31V32H89ZM97 31V34L95 33ZM98 31L100 32V34L98 33ZM103 32V34H105L104 36H103V34H102V32ZM119 31H120V35L118 34L119 33ZM184 31V35L182 34V32ZM186 31L188 32V33H186ZM199 31V32H198ZM201 31V32H200ZM236 31H237V33H241L240 35H244V40H243V38H241V37H243V36H240L239 34L237 35V33H236ZM244 31V32H243ZM251 31V32H250ZM255 31V32H254ZM261 31V32H260ZM70 32V33H69ZM82 34H81V33ZM94 32V34H92ZM108 32V33H107ZM110 32H113V33H110ZM130 32V33H129ZM222 32H223V34H222ZM248 32V33H247ZM253 32V33H252ZM260 32V33H259ZM64 33V34H63ZM85 33V34H84ZM114 33H117V34H115L114 35ZM129 33V34H128ZM146 33V34H145ZM151 33H153V34H155L154 35V37H153V34H151V40H152V38H154L156 41H154V40H152L153 41V43H156V44H151L152 43V41L149 39V36H150V34ZM161 33H163V35L161 34ZM167 33V34H166ZM198 33V34H197ZM220 33V34H219ZM244 33H246V34H244ZM252 33V35H251V37H249L248 35H250ZM261 33H262V36L263 37H260V35H261ZM72 34V35H71ZM102 34V35H101ZM111 36H110V35ZM115 36H113V35ZM132 34V35H131ZM139 34V35H138ZM142 34H144V35H147V36H142ZM166 34V35H165ZM189 35V36H191V37H187V35ZM190 34H192V35H190ZM200 34V35H199ZM254 34V35H253ZM255 34H257V35H255ZM71 35V36H70ZM80 35V36H79ZM82 35V36H81ZM85 37H84V36ZM90 35V36H89ZM98 35V36H97ZM103 36L102 38H101V36ZM121 35H123V36H121ZM127 35H131L130 37L129 36H127ZM136 35V36H135ZM197 35V36H196ZM206 35V36H205ZM214 35L217 37V38H214ZM235 35H237L236 36V38L235 39H237V41L236 40H234L235 42H238V41H240L241 39V41H246L245 40V38L247 37V40L248 41H250V42H252V41H254V42H252V43H250L249 42V45H254V47L256 48L259 44H260V42L259 41H261L262 43H261V45H259L257 48H261V55L262 56H260V58L257 60V62L255 61L254 62V65H251V63H249V61L247 60V59H245L243 56H241V54L239 53V52H234L233 51V49L232 48H230V47H228L229 46V43H227L228 41H229V37H231V38H234L235 37ZM100 36V37H99ZM113 36V37H112ZM119 36V37H118ZM139 36V38H136V37H138ZM161 36V37H160ZM163 36H164V38L165 39H161V38H163ZM178 36H179V38H180V40H179V38H178ZM181 36L185 39V42H184V39L183 38H181ZM195 36V39L193 38V37ZM200 36H202L203 37V39H201V37ZM225 36H227L226 38H225ZM240 38H239V37ZM73 37H75V38H73ZM80 37H82L81 39H80ZM94 39H92V38ZM105 37V38H104ZM108 37H110V38H108ZM118 37V38H117ZM124 37V38H123ZM140 37H142L141 39H140ZM168 37V38H167ZM177 37V38H176ZM197 37V38H196ZM200 37V39H198ZM205 37H208L207 39L205 38ZM249 37V38H248ZM256 37V38H255ZM10 38H12V39H10ZM9 39H10V41L12 42V40L14 39L13 37H10ZM78 38V39H77ZM89 38V39H88ZM91 38V39H90ZM98 38H100V39H98ZM103 38H104V41H103ZM112 38H114V40L112 39ZM120 38V39H119ZM136 38V40H135V45L132 43V42H134V40L133 39H135ZM144 38L146 39V38H148V39H146L145 41H144ZM159 38V39H158ZM193 38V39H192ZM204 38H205V40L207 41L206 43L207 44H205V40H204ZM212 38V39H211ZM213 38H214V40H213ZM252 38V39H251ZM262 40H261V39ZM102 39V40H101ZM111 39H112V42H109V41H111ZM161 39V40H160ZM191 39H192V41H191ZM209 39H211V40H213V41H211V40H209ZM215 39H217L216 41H215ZM225 39V40H224ZM240 39V40H239ZM258 39H259V41H258ZM30 40H32V39H29V42H27V41H16L15 39L13 40V43H19V44H21V45H19V47L18 46H16V47H18L17 49H20V48H23L24 47V44H25V49L24 50H21L20 49V55H19V51L15 48V50L17 51H15V50H13V51H9V54H10V62L9 63H11V65H13V66H11L9 63L7 64V70L9 69V67H10V72L13 70L14 71V68H11V67H15V65H16V67H15V71H14V73L12 72V74H9L8 75V73H9V70H8V73H7V75H6V77L5 78H7V76H8V78H9V80L8 79H6V81H11L12 79H13V77H14V79L12 80V81H20L19 80V77L20 78H22L21 79V81H37L38 79H40V80H38V81H44L42 78L43 77H41L42 75H40L41 73H39L40 71H38V69L35 67V66H31L32 65V63H30L29 64V59H25V58H28V56L26 57L25 55L27 54V50L28 51H31V53H36L35 55H38V56H43L45 59H48L47 61H49L50 60V62H51V60L53 61V57H52V59H50L49 57H48V55L49 54H47V53H51L50 51V48H49V44L47 43V41H45V42H42V45L44 46H41V41H39V40H35V39H33L32 41H34V43L33 42H30ZM77 40H79V41H77ZM85 40H87V41H85ZM91 40H92V42H94L95 40V42L92 44V42H91ZM107 41V43H106V41ZM109 40V41H108ZM117 40V41H116ZM126 40V42H130V43H126V42H124ZM157 40H158V42H157ZM163 40H165V42H162ZM177 40V41H176ZM182 40H183V42H182ZM189 41L190 42V44H187V41ZM196 40V41H195ZM200 40V41H199ZM203 42H202V41ZM209 40V41H208ZM221 40H222V42L223 43H221L220 44V42H221ZM252 40V41H251ZM256 40V41H255ZM36 41V42H35ZM39 41V42H38ZM121 41L122 42H124L123 44H124V46H123V44H121L122 45V47H121V45H119V42L121 43ZM148 41V42H147ZM161 43H160V42ZM181 41V43H178V42H180ZM195 41V42H194ZM202 42V43H200V45L198 44L199 42ZM210 41H211V43H210ZM214 41H215V43H214ZM218 41H220V42H218ZM87 42L88 43H90V45L92 46V47H90L89 46V44H87ZM96 42H98V43H96ZM102 42V43H101ZM105 42V43H104ZM137 42V43H136ZM142 42H143V44L145 43V45H143L142 44ZM177 42V43H176ZM195 43V44H192V43ZM196 42H197V44L199 45H197L196 44ZM209 42V43H208ZM225 42V43H224ZM230 42V41H229ZM234 42V43H235ZM16 43V44H17ZM37 43V44H36ZM99 45V47H97V45ZM139 43H141L140 45H139ZM147 43V44H146ZM150 43V44H149ZM157 43H160V44H157ZM167 44L168 46H171L172 48H173V46H174V48L171 50L167 45H165V44ZM184 43L185 44H187V45H185L184 46ZM204 43V44H203ZM215 45H214V44ZM218 43H219V48H220V46L222 45V49H224V51H222V54L223 53H228V51L231 53V55H232V57H234L233 58V60L235 59V63L237 62V64H235V66H236V69H235V74H234V76L233 75H227V74H223L222 72H219V71H216V70H213V69H211L210 67H208V66H205L204 64H206L204 61V63L202 62V60H199V58L197 57L198 56V52L200 53V52H202V50L201 51H198V48H199V50L201 49V47H203L204 48V45H206V46H208L209 45V47L210 46H215V47H217V49H215L214 48V46L212 47V49H211V47H210V51L212 52H214V50H215V52L214 53H217V51L219 52V48H218ZM227 43V44H226ZM26 44H27V46H26ZM28 44H33V45H37V46H34V47H32L31 45H28ZM46 44V45H45ZM48 44V45H47ZM101 44V45H100ZM106 44H109V45H106ZM115 44H117V45H115ZM130 44V45H129ZM149 44V45H148ZM164 44L165 45V47L163 48V46L162 45ZM181 44H183V45H181ZM203 44V45H202ZM211 44V45H210ZM213 44V45H212ZM217 44V45H216ZM225 44V45H224ZM87 45L89 46V48H87ZM113 45V46H112ZM131 45H132V49L134 48V54L136 55V58H137V60H136V58H135V55L134 56H132V55H130V56H132L131 57V59L129 58V56H127V54H126V51L127 50H125V48H127L128 46H130L131 47ZM148 45V46H147ZM152 45V46H151ZM155 45H157V47L155 46ZM158 45H160L159 46V48H158ZM177 45H179V46H177ZM192 45V46H191ZM193 45L195 46V47H197L195 50L197 51H195L194 50V48L195 47H193ZM202 45V46H201ZM227 45V46H226ZM252 45V46H253ZM21 46V47H20ZM47 46H48V48H47ZM96 46V47H95ZM112 46V47H111ZM115 46H117V47H115ZM119 46V47H118ZM127 46V47H126ZM134 46V47H133ZM139 46V47H138ZM143 46H145L146 48H144ZM150 46V47H149ZM154 46L156 47V48H154ZM185 48H183V47ZM189 46H190V49H189V51L187 50L188 48H189ZM27 47V48H26ZM31 47V48H30ZM36 47V48H35ZM43 47V48H42ZM105 47H106V49H105ZM108 47V48H107ZM125 47V48H124ZM137 47H138V50H139V53H137L136 54V52L138 51V50H135V49H137ZM167 47V48H166ZM188 47V48H187ZM192 47V48H191ZM208 47V48H209ZM30 48V49H29ZM45 48H47V49H45ZM117 48V49H116ZM120 48V49H119ZM139 48H141V49H139ZM151 49V51H147V50H150ZM152 48H153V51L154 50H156V55H155V52H153L152 51ZM158 48V49H157ZM176 48L178 49V51L176 50ZM180 48V49H179ZM202 48V49H203ZM220 48V49H221ZM36 49H38V51H36ZM97 49V50H96ZM99 49H101V50H99ZM105 49V52L104 53H102L103 51L102 50H104ZM107 49H112L111 51H109V50H107ZM121 49H123V50H121ZM163 49H167L166 51L165 50H163ZM182 49H184V50H186V53H185V51L183 52L182 51ZM214 49V50H213ZM35 50V51H34ZM43 50H45V51H43ZM49 50V52H47V51ZM99 50V52H98V55L96 54L97 53V51ZM106 50H107V52H106ZM118 50V51H117ZM125 50V51H124ZM141 50V51H140ZM143 50V51H142ZM174 50V51H173ZM180 50L182 51V52H180ZM191 50H194V53L191 51ZM217 50V51H216ZM22 51H25V52H22ZM34 51V52H33ZM40 51V52H39ZM102 51V52H101ZM113 51V52H112ZM121 51H123V53L121 52ZM136 51V52H135ZM146 51V52H145ZM160 51V52H159ZM169 51V52H168ZM190 51L192 52V53H190ZM41 53V54H39V53ZM47 52V53H46ZM92 52V51H91ZM101 52V53H100ZM109 52V53H108ZM114 52H115V54H114ZM119 54H118V53ZM149 52H152V54H151V56H150V53ZM157 52H159V54L157 53ZM164 52V53H163ZM165 52H166V54H165ZM168 52V53H167ZM172 54H171V53ZM188 52V53H187ZM13 53V54H12ZM15 53H16V55H15ZM21 53H26V54H21ZM100 53V54H99ZM105 53H106V55H105ZM117 53V54H116ZM140 53L141 54H143V56H140ZM145 53H146V55L148 56V54L147 53H149V58L150 59H148V57L147 56H145ZM180 53V54H179ZM184 53H185V56H184ZM239 53V54H238ZM43 54V55H42ZM72 53H67V54H65L64 56H70ZM74 54H77V53H74ZM105 55V56H103V55ZM111 54V55H110ZM113 54V55H112ZM123 56H122V55ZM126 54V55H125ZM163 55V56H158V55ZM173 54H174V56H173ZM185 57L184 59H182L183 58V56ZM192 54V56L194 57V58H196V59H194V58H192L190 55ZM197 54V55H196ZM220 54H221V52H220ZM221 54V55H222ZM238 54V55H237ZM13 55L14 56H16V57H13ZM25 57H24V56ZM53 56V54H50V56ZM102 55V56H101ZM118 55V56H117ZM165 55V56H164ZM168 55V56H167ZM172 55V56H171ZM194 55H196V56H194ZM235 55V56H234ZM112 56V57H111ZM122 56V57H121ZM138 56H140V57H138ZM152 56H155V57H153L152 58ZM158 56V57H157ZM169 58V59H172V60H169L167 57ZM171 56V57H170ZM99 57V58H98ZM105 57V58H104ZM110 57V59H108ZM115 57H116V59L118 58L119 60L121 59L122 61V63L120 62L119 63V61L118 60H116L115 59ZM128 57V58H127ZM143 57V58H142ZM145 57H147V58H145ZM165 57V58H164ZM173 57H175V58H173ZM176 57L179 59V61L180 62H178L177 61V59H176ZM186 57H188V58H186ZM189 57H190V59H189ZM14 58H15V60H14ZM19 58H22V59H19ZM111 58H114L113 60H111ZM140 58V59H139ZM155 58V60L154 61H152L153 59ZM161 58H163V59H161ZM238 58V60H236ZM242 58L244 59L243 61H242ZM17 59V60H16ZM24 59V60H23ZM98 59H99V62H100V60H101V63H99L98 62ZM104 59V60H103ZM128 59V60H127ZM144 59V60H143ZM145 59H147V60H145ZM158 59V60H157ZM161 59V60H160ZM165 59H167V60H165ZM240 59V60H239ZM263 59V60H262ZM12 60H14V61H17V62H19L20 60V64L21 65H17V64H13V62L14 61H12ZM19 60V61H18ZM27 62H26V61ZM93 60H95V61H93ZM109 60V64H111L113 61L115 62V61H117L116 63L117 64H119V65H121V66H119V65H117V67L116 68H114L112 71H111V69L109 70V72H108V70H103V72H102V64H108L106 61H108ZM123 60H127V61H125V65H122V64H124V61ZM131 60V61H130ZM137 61V63L136 62H134V61ZM140 60V64L138 63V61ZM142 60H143V63L141 64V62H142ZM163 60V61H162ZM176 60V61H175ZM189 60V61H188ZM193 60V61H192ZM156 61V63H154ZM159 61V62H158ZM160 61H162V62H160ZM169 62V64H167V62ZM171 61V62H170ZM182 61H184V62H182ZM201 61V63L204 65H202V64H199L198 62H200ZM239 61V62H238ZM260 61V62H259ZM262 61V62H261ZM16 62V63H17ZM23 62V63H22ZM54 62H56L55 60H54ZM53 62V63H54ZM98 62V63H97ZM111 62V63H110ZM132 62V63H131ZM147 62V63H146ZM150 62V63H149ZM166 62V63H165ZM175 62H178V64L180 65H177V63H175ZM196 62H197V64H196ZM246 64H245V63ZM15 63V62H14ZM26 63H28V65H26ZM95 63H97V64H101L100 66L99 65H97V64H95ZM127 63V64H126ZM130 63V64H129ZM137 64V65H134V64ZM144 63H145V65L147 66H145L144 65ZM150 64V65H147V64ZM152 63V64H151ZM157 63H158V65L160 66H158L157 65ZM187 63V64H186ZM191 63H192V66H191ZM240 64V66H239V64ZM243 63V64H242ZM257 63H259L260 64V66H259V64H257ZM25 64V65H24ZM115 64V63H114ZM134 66H133V65ZM154 64H155V66L157 67H155L154 66ZM166 66H165V65ZM170 64H172V65H170ZM174 64H176L175 65V67L177 68H175V67H173L174 66ZM183 64H185V65H183ZM257 64V65H256ZM24 65V67H26V69H24V67H22ZM130 65V66H129ZM140 65H141V67H140ZM170 65V66H169ZM182 65V66H181ZM189 65V66H188ZM249 65H251V67L249 66ZM28 66V67H27ZM31 66V67H30ZM91 66V67H90ZM132 66V67H131ZM139 67V68H141V71H140V69L139 68H137V67ZM142 66H143V68H142ZM150 66V67H149ZM154 66V67H153ZM166 67V69H165V67ZM186 66H188V67H186ZM196 66V67H195ZM237 66L239 67V68H237ZM18 67H20V68H18ZM35 67V68H34ZM66 67V68H65ZM97 67H98V69H97ZM135 67V68H134ZM144 67H146L147 68V70H146V68H144ZM154 69H153V68ZM160 69H159V68ZM169 67V68H168ZM171 67H172V69H173V71L175 72H173L172 71V69H171ZM185 69H184V68ZM192 67V68H191ZM23 68V70H19V69H22ZM30 68H33L32 70H28V69ZM63 68V69H62ZM76 68V69H75ZM89 68V69H88ZM96 68V69H95ZM126 68V69H125ZM131 68V69H130ZM176 70H175V69ZM181 68H183L182 70H180L179 71V69H181ZM188 70H187V69ZM197 68L199 69V70H197ZM241 68H243V69H241ZM35 69L37 70V72H38V74H39V76H40V78H39V76H38V74H37V72L35 71ZM71 69H72V71H71ZM121 69V70H120ZM128 69V70H127ZM139 69V70H138ZM151 69V70H150ZM153 69V70H152ZM171 69V70H170ZM191 69V70H190ZM194 71H193V70ZM205 69V70H204ZM262 69V70H261ZM24 70H25V73H24V76H26V77H24L22 74V72H24ZM28 70V71H27ZM70 72H69V71ZM74 70V71H73ZM76 70V71H75ZM81 70V71H80ZM91 70H92V72H91ZM117 70V71H116ZM125 70H127V71H125ZM133 70V72H131ZM135 70H138L137 72L139 73H137ZM145 70V71H144ZM150 70V71H149ZM155 70V71H154ZM163 72H162V71ZM169 70V71H168ZM187 71V73H188V75H187V73H186V71ZM201 70H204V71H202V72H200ZM209 71V73H207V71ZM17 71V72H16ZM20 71H21V76H20ZM80 71V72H79ZM90 71V72H89ZM101 73H100V72ZM111 71V72H110ZM124 71V73L123 74H121L122 72ZM129 71V72H128ZM143 71V72H142ZM146 71L148 72V73H146ZM153 71L155 72V74H153V75H151V73H153ZM158 71V72H157ZM170 71H172V72H170ZM179 71V72H178ZM199 71V72H198ZM212 71V72H211ZM0 72H1V70H0ZM79 73V74H75V73ZM97 72L98 73V75H97V78H95L96 77V75H95V73ZM113 72H115V74L113 73ZM117 72V73H116ZM137 73V74H134V73ZM140 72H142L143 74L141 75V73ZM150 72V73H149ZM160 72H161V74H163V75H161L160 74ZM166 72V73H165ZM181 72H182V74H181ZM192 72H194V73H192ZM203 72H205V75H204V73ZM216 72H217V74H216ZM237 72V73H236ZM29 73V74H28ZM33 73H34V75H33ZM73 73V74H72ZM81 73V74H80ZM86 73H88V74H86ZM93 74V77L91 76L92 74ZM96 73V74H97ZM111 73L112 74H114V76L113 75H111ZM125 73H130V74H128V76H125L126 74ZM172 73V74H171ZM176 74V75H174V74ZM179 73V74H178ZM185 73V74H184ZM201 73V74H200ZM17 74H19L18 76H17ZM25 74H27V75H25ZM89 74H91V75H89ZM111 75L112 77L111 78H113V79H111L109 76H106V75ZM146 74H147V76H146ZM151 75V78H153V80H150V75ZM157 74V75H156ZM171 74V75H170ZM180 74L182 75V76H180ZM190 74V75H189ZM192 74V75H191ZM199 74V75H198ZM207 74H208V76L211 78V76L213 75V79L215 78V80H213L212 78L210 79V78H207L208 76H207ZM11 75V77H12V79H11V77H9ZM13 75V76H12ZM29 75H31V76H33L32 78H31V76H30V78H29ZM37 75V76H36ZM72 75V76H71ZM75 75V76H74ZM81 76V78L80 77H78V76ZM85 75V76H84ZM86 75H88V76H86ZM102 75V76H101ZM132 75H134V76H136V78L135 77H133ZM149 75V76H148ZM165 75H167V76H165ZM186 75L187 76H190V78L189 77H186ZM197 75V76H196ZM214 75H216V77H214ZM221 75H222V77H221ZM236 75V76H235ZM2 76V73H0V77ZM104 76V77H103ZM117 76H119V77H117ZM123 76V77H122ZM131 76L133 77V79L131 78ZM138 76V77H137ZM145 77L144 79H143V77ZM163 76V77H162ZM171 76V77H170ZM173 76V77H172ZM178 78H177V77ZM183 76H185V77H183ZM194 78V77H196V78H194V79H196L197 80V77H198V81H196V80H194L192 77ZM200 76V77H199ZM204 76V77H203ZM219 77V79H218V77ZM256 76V77H255ZM37 77V78H36ZM69 77V78H68ZM78 77V78H77ZM83 77H87V78H83ZM89 77H90V79L92 80V78H94V80H90L89 79ZM92 77V78H91ZM99 77H103V79L105 78L106 80H108L109 81V78H110V81L108 82V81H106V83H108V84H103V83H105L104 82V80L102 79V78H99ZM117 77V78H116ZM122 77V78H121ZM131 79H130V78ZM156 77H157V79L158 80H161V78H162V80L161 81H158L157 82V79H156ZM159 77V78H158ZM165 77V78H164ZM170 77V78H169ZM179 80V83H177V82H174L173 80H175L176 78ZM183 77V78H182ZM203 77V79L206 77V79H204V81H203V79H201ZM232 77V78H231ZM24 78V79H23ZM28 78V79H27ZM67 78V79H66ZM108 78V79H107ZM127 78V79H126ZM135 78V79H134ZM137 78H139V79H137ZM149 78V79H148ZM167 78V80H165ZM180 78V79H179ZM189 78V80H187V79ZM220 78L222 79V80H220ZM223 78H225V79H223ZM237 78V79H236ZM259 78H260V80H259ZM262 78V79H261ZM11 79V80H10ZM18 79V80H17ZM86 80V81H83V80ZM100 79V80H99ZM116 79V80H115ZM118 79H119V81H118ZM127 81H126V80ZM128 79H129V81H128ZM141 79H143L142 81H140ZM148 79V80H147ZM154 79H156L155 81H156V83H158V84H156L155 83V81H154ZM164 79V80H163ZM169 79H171L170 81H171V84L169 83ZM173 79V80H172ZM176 79V81H178ZM185 79V80H184ZM212 80V81H209V80ZM232 79V80H231ZM58 80V81H59ZM78 82H77V81ZM103 80V81H102ZM120 80H122V82L120 81ZM124 80V81H123ZM134 80L135 81H138L140 84H138L137 82L135 83L134 82ZM150 80V81H149ZM182 80H184V81H186V82H183ZM194 80V81H193ZM202 80V81H201ZM219 80V81H218ZM228 81V82H230L231 84V86L229 85V83H227V82H223V81ZM73 81H75V82H77V83H75V82H73ZM79 81L80 82H82L79 86H78V84H79ZM92 83H91V82ZM103 83H102V82ZM132 81V82H131ZM148 81V82H147ZM199 81H201L200 83H201V85H200V83H199ZM206 81V82H205ZM220 81H222V82H220ZM115 82H116V84H115ZM123 83V84H121V83ZM126 82V83H125ZM128 82V83H127ZM129 82H131L130 84L131 85H134V86H132L133 87V89H131V90H134V91H131V90H129L130 88H131V85L129 84ZM150 82V83H149ZM154 82V83H153ZM160 82H162V83H160ZM169 83V84H166V83ZM173 82V83H172ZM188 82V83H187ZM197 82V83H196ZM205 82V83H204ZM207 82H209V83H207ZM220 82V83H219ZM247 82V83H246ZM71 83H73V84H71ZM109 83L111 84V85H109ZM112 83H113V85H112ZM118 83V84H117ZM121 85H120V84ZM133 83V84H132ZM135 83V84H134ZM144 83V84H143ZM145 83H146V85H145ZM153 83V84H152ZM159 83L161 84L160 86H161V88L159 87ZM192 83V84H191ZM193 83H195V84H193ZM199 83V84H198ZM213 85H212V84ZM226 83V84H225ZM237 84V86H234L233 84ZM99 84V85H98ZM124 84H129L128 86H126V85H124ZM148 84H150V86L148 85ZM156 84V85H155ZM165 84H166V87H165ZM198 84V85H197ZM205 84H207L206 86H205ZM208 84H210V87L208 86ZM228 84V85H227ZM238 84H239V86H238ZM241 84V85H240ZM244 84V85H243ZM93 85H95V86H93ZM98 85V86H97ZM136 85H140V86H136ZM143 85V86H142ZM162 85H164L163 86V88H162ZM168 85H169V88H168ZM174 85V86H173ZM180 86V90H179V86ZM185 87H184V86ZM189 85H192V86H194V87H192V86H190V87H192V88H190V87H187V86ZM196 85L198 86L197 88H196ZM220 85V86H219ZM243 85V86H242ZM82 87V89L81 88H79V89H77L78 87ZM91 86H92V88H98V90L96 89V91L95 90H90V89H92L91 88ZM114 86V87H113ZM124 86V87H123ZM135 86H136V88L137 89H135ZM142 86V89L143 90H141V87ZM154 86V87H153ZM171 86H173L172 87V89H171ZM181 86H183V87H181ZM206 87L207 88V86H208V88L206 89V88H203V87ZM212 86H214L213 88H212ZM230 86V87H229ZM233 86V87H232ZM86 87V88H85ZM126 88V89H123V88ZM145 87V88H144ZM148 87L151 89V87H152V95H150L151 94V92H149V91H151V90H149L148 89ZM156 87H158V88H156ZM200 87V88H199ZM216 87V88H215ZM221 87V88H220ZM223 87V88H222ZM229 87V88H228ZM235 87V88H234ZM242 87V88H241ZM83 88H85L84 90H83ZM99 88H100V90H99ZM103 88V89H102ZM113 88H114V91H113ZM140 90H139V89ZM164 88H166V89H164ZM175 88H177V90L175 89ZM188 88V89H187ZM199 88V89H198ZM203 88V89H202ZM225 88H227V89H225ZM231 88H232V90H231ZM239 88V89H238ZM241 88V89H240ZM76 89H77V91H76ZM89 89V90H88ZM111 89V90H110ZM119 89V90H118ZM144 89H146V91L144 90ZM156 89H160L159 90V92L157 91H154V90H156ZM162 89H163V92H162ZM167 89H169V91L167 90ZM189 89H190V91H189ZM191 89H192V92H191ZM195 91H194V90ZM198 89V90H197ZM202 89V90H201ZM208 89L210 90V91H208ZM211 89H213V90H211ZM214 89H215V92H214ZM239 90V91H236V90ZM109 90V91H108ZM121 90L123 91V92H121ZM135 90L136 91H138V94L137 93H135ZM172 90H175L174 92L172 91ZM179 90V91H178ZM188 90V91H187ZM206 90V91H205ZM235 90V91H234ZM104 92V93H102V92ZM109 92L108 93V95H107V97H106V94L105 93H107V92ZM116 91H118L119 92V94H118V92H116ZM131 91V92H130ZM142 91H145V92H142ZM147 91H148V93H147ZM160 91H161V93H160ZM167 91V93H165ZM172 93H171V92ZM178 91V92H177ZM182 91H186L185 92V94H184V92L182 93V94H184V96L188 93V94H192L191 96H189V95H187V96H183L182 94H181V92ZM193 91H194V93H193ZM204 94L205 92V94L203 95V94H201V92ZM212 91L214 92V94L212 93ZM219 91V92H218ZM228 91H229V93H228ZM232 91V93H230ZM87 92H89V94L87 93ZM90 92H93L92 94V97L91 98H93L92 100L93 101H91L90 99V96L89 95H91V93ZM112 92V93H111ZM113 92H114V94H113ZM154 92H156V93H154ZM170 92V93H169ZM176 92V93H175ZM234 92V93H233ZM237 92V93H236ZM79 93V94H78ZM87 93V94H86ZM99 93H102V95L103 96H105L106 98H103V99H99L98 97H103V96H100V95H98V96H96V94H99ZM111 93V94H110ZM121 93V94H120ZM129 93H133L132 95H130ZM140 93H142V95L140 94ZM143 93H145L146 95H143ZM158 94L157 96L156 95H154V94ZM169 93V95H167ZM178 93V94H177ZM181 94V96H183V98L182 97H177V96H179L180 94ZM216 93H217V95H216ZM83 96H82V95ZM86 94V95H85ZM95 94V95H94ZM112 96V97H110V95ZM118 94V96H116ZM162 94H164L163 95V97H162ZM174 94H176V97H175V99L173 98L174 97ZM194 94V95H193ZM200 95V98H198L199 97V95ZM238 94V96L237 97H235V95H237ZM89 97H88V96ZM114 95V96H113ZM161 95V97H159ZM165 95H167V97H172L171 98V100H170V98H167ZM170 95H172V96H170ZM195 95H197V96H195ZM208 96V100L206 99V97ZM211 95V96H210ZM222 95V96H221ZM226 97H225V96ZM228 95H230V96H228ZM234 95V96H233ZM258 95H263L262 93H260V94H258ZM65 96L64 94H62L61 93V95L59 96V97H61V98H58L57 100H59V101H57L58 103H59V105H57V111H59L60 109H62V111L60 110L58 113H57V116L54 118V121H53V123H52V126H54L55 127V129L56 130H60V127H63V125H64V127L63 128H65V126L67 125L66 123V120L65 121H63V124H61L62 123V120H64L66 117H65V115L62 113L63 112V110H64V103H65V101H66V99H64L63 97ZM75 96V97H74ZM87 96V97H86ZM94 96V97H93ZM96 96V97H95ZM132 97V98H130V97ZM148 96V97H147ZM194 96V97H193ZM203 96V97H202ZM217 96H218V98H220V99H218L217 98ZM77 97V98H76ZM110 97V98H109ZM119 97V98H118ZM122 97V98H121ZM124 97V98H123ZM127 98V100H126V98ZM141 97V98H140ZM150 97V98H149ZM154 97H156V98H158L159 100H161L163 103H164V100L163 99H169L167 102H166V104H164L163 105V103L160 101L159 103H158V99H156L155 100V98ZM166 97V98H165ZM187 97V98H186ZM188 97H193V98H195V99H192V98H190L191 100H189V98ZM201 97H202V99H201ZM204 97H205V101L206 102H204ZM214 97V98H213ZM223 97V98H222ZM228 97H229V100H231V101H228ZM231 97V98H230ZM82 98V99H81ZM83 98H85L84 100H83ZM95 98H98L97 100L95 99ZM114 98V99H113ZM116 98V99H115ZM122 100H121V99ZM134 98V99H133ZM149 100H148V99ZM161 98H163V99H161ZM182 98V99H181ZM185 98V99H184ZM201 99L200 101H201V103L203 104V106H202V104L200 103V101H198V99ZM210 98V99H209ZM225 98V99H224ZM262 98H264V96L262 97ZM60 99H62V101H60ZM80 99L82 100V101H80ZM104 99H106V101L104 100ZM131 100V102H130V100ZM133 99V100H132ZM142 101H141V100ZM144 99H145V102H144ZM151 99H153L152 101H151ZM179 100V101H177V100ZM187 99V100H186ZM211 99H212V102L214 101V102H216V99H217V102L218 103H216L215 105L214 104H211L210 105V103H211ZM214 99V100H213ZM105 102H104V101ZM110 100V101H109ZM112 100H114V101H112ZM137 100V101H136ZM141 101V102H138V101ZM175 100V101H174ZM183 100H185V102L187 103H185L184 102V104L181 102V101H183ZM188 100H189V102H188ZM219 100V101H218ZM227 100V101H226ZM239 100V101H238ZM96 101V102H95ZM100 101V102H99ZM119 101V103L121 104V102H123L122 104H121V106L123 105H126V106H128V108L126 107V106H124V107H121V109L117 106V108H116V105H120L119 103H117ZM124 101H126L125 103H124ZM136 102V103H134V102ZM171 101H173V102H171ZM177 101V102H176ZM193 101L194 102V105L196 104V102L198 103V104H200L201 106H202V109H200L201 107H199L200 105H198V104H196V106H197V108L194 106V105H191L192 103L191 102ZM210 102V103H208L207 104V102ZM226 101V102H225ZM240 101H242V102H240ZM263 101H264V99H263ZM263 101H262V103H263ZM77 102H78V104L79 105H77ZM83 102H84V104H83ZM86 102H87V104L89 105V107H88V105L86 104ZM91 102V103H90ZM94 104H93V103ZM103 102V103H102ZM109 102V103H108ZM131 103V104H126V103ZM179 102H181V103H179ZM213 102V103H214ZM219 102H221V103H223V105H226V103L228 104L227 106H228V109L226 110V112L221 116L220 114H219V112H217L218 110H220V108L222 107V104L221 103H219ZM230 104H229V103ZM57 103V104H58ZM80 103H82V105H84L85 106V108L80 104ZM97 103V104H96ZM106 105H105V104ZM107 103H108V105H107ZM111 103H114V105L113 104H111ZM116 103V104H115ZM133 103V104H132ZM139 103H141V105L139 104ZM147 103V104H146ZM170 103V104H169ZM171 103H172V105L173 106H175L174 108L172 107V105H171ZM176 103V104H175ZM179 103V104H178ZM190 103V104H189ZM204 103H206V104H204ZM225 103V104H224ZM240 103H242V104H240ZM75 104V105H74ZM92 104V105H91ZM135 104V105H134ZM144 104H146L147 106H144ZM149 104V105H148ZM152 106H151V105ZM155 104H158V105H155ZM169 104V105H168ZM180 104H181V106H180ZM217 104H219V105H217ZM237 104V105H236ZM238 104H239V106H238ZM86 105H87V107H86ZM95 105H97L98 106V108H97V106H95ZM132 105V106H131ZM166 105H167V107H166ZM177 105V106H176ZM186 105H190L191 106V108H190V106H189V108H188V106H186ZM214 105V106H213ZM216 105H217V109H216V111H215V108L214 107H216ZM81 107V110L82 111H85L84 113H82V111L80 110V107ZM95 108H94V107ZM100 106V107H99ZM113 106H115V107H113ZM139 107L140 109H137V107ZM143 106H144V108H146V109H144L143 108ZM149 106V108H150V106H151V108L150 109H148L147 107ZM157 106H158V108H157ZM170 106V107H169ZM180 107V109H179V107ZM185 106V107H184ZM210 106H211V108H210ZM220 108H219V107ZM230 106H232L231 108H230ZM247 108H246V113L247 114H249V112H250V106H249V104L247 103ZM78 107V108H77ZM93 107V108H92ZM101 107H102V109H101ZM110 109H109V108ZM112 107H113V109H112ZM130 107H132V108H130ZM135 107V108H134ZM142 107V108H141ZM155 108V109H153V108ZM165 107H166V109H165ZM186 108L185 110H184V112H183V109L184 108ZM192 107H193V109L195 110H193L192 111ZM76 108V109H75ZM86 108H89L90 109V111L88 110V109H86ZM96 108H97V110H96ZM119 108V109H118ZM172 109V112H175V109H176V112L177 113H183V114H189V112H191V114L190 115H188L187 117H190V120L193 122H180V120L178 119V120H176L175 118V116L174 115H176V113H173V115H172V112H171V114H169L170 112H168L169 110L168 109ZM183 108V109H182ZM188 108V109H187ZM207 108V109H206ZM89 112H87L86 110ZM100 109H101V111H100ZM104 109L106 110V109H108V110H106V111H104ZM115 109H117V111L115 110ZM126 109H127V111H126ZM131 109V113H130V111L129 110ZM132 109H135L136 110V112H134L135 110H133L132 111ZM141 109H144V112L147 114V115H150V116H148L147 117V115L146 114H143V110H141ZM157 109L159 110V111H157ZM170 109V110H171ZM191 109V110H190ZM199 109V110H198ZM212 109V110H211ZM92 110L95 112H92ZM96 110V111H95ZM113 110V112H111V111ZM119 110L121 111V112H119ZM137 110H138V112H137ZM141 110V111H140ZM148 110H150V113H149V111ZM153 110H155V113L153 112ZM168 110V111H167ZM174 110V111H173ZM180 110V111H179ZM182 110V111H181ZM199 111V112H203V115H200V114H202V113H199V112H197V111ZM206 110H207V112H206ZM229 110H230V113H228L229 112ZM262 110H264V107L260 110L259 109V111L258 110H256V112L254 113V114H258V115H254V117H256V116H258V118L259 117H261L262 116V118H260V120H258L257 118H254L253 119V122H250V123H246L245 125L243 124V126L241 127V129H244V132L243 133H246L247 132V130H249V135L248 134H244L243 135V133H242V142L243 143H248V142H250L251 140H252V138L254 137V136H258V135H262V136H260V138L262 139V141L259 143V148L264 152V127H262L261 126V124H259V126H257V124L259 123V121L261 122H263L264 123V118H263V115H264V111H262ZM79 111V112H78ZM103 111L105 112V113H103ZM107 111H108V113H107ZM114 111L116 112V113H114ZM124 111V112H123ZM146 111H148V112H146ZM187 113H186V112ZM228 111V112H227ZM232 111V112H231ZM61 112V113H60ZM78 112V113H77ZM97 112V113H96ZM102 112V114H99V113H101ZM110 112V113H109ZM158 112H159V114H158ZM166 112V113H165ZM197 112V113H196ZM209 112V113H208ZM214 112H216V114H214ZM234 112V113H233ZM261 112V113H260ZM86 113V114H85ZM93 113V114H92ZM122 113H124V114H122ZM126 113H127V115H126ZM135 113V114H134ZM136 113H138V114H136ZM153 113H154V115H153ZM163 115H162V114ZM193 113V114H192ZM195 113L197 114V117L195 116ZM198 113H199V117H198ZM209 114L208 115V117H207V114ZM212 113V114H211ZM226 113H228V116H226L227 114ZM246 113H244V114H246ZM77 114V115H76ZM79 114V115H78ZM84 115V117L82 116V115ZM89 114H90V116H89ZM109 114H110V116H109ZM112 114V115H111ZM160 114L162 115V116H160ZM247 114L246 115H244L243 117H241V118H245L246 116H247ZM64 115V117H61V116H63ZM74 115H75V118H74ZM89 117H88V116ZM93 115V116H92ZM106 115V116H105ZM113 115H115V116H113ZM121 115V116H120ZM134 115V116H133ZM141 115H143V116H146L145 117V120L146 121H144V117L143 116H141ZM151 115H153L152 117H160V119H158V117L157 118H152L151 117ZM165 115V116H164ZM170 115L172 116V119H171V117H170ZM211 115V116H210ZM219 115V116H218ZM76 116H78L77 118H76ZM86 116V117H85ZM101 116V117H100ZM128 116H129V118H128ZM136 116H138V117H136ZM141 116V117H140ZM174 116V117H173ZM195 116V117H194ZM201 116H202V120L204 121V120H209V121H211V123L208 121L207 123H206V121H201L200 119H201ZM209 116H210V118H209ZM215 116V117H214ZM216 116L218 117V118H216ZM226 116V117H225ZM60 117H61V120H60ZM99 117V119H97L98 121L96 122V120H92L93 118H98ZM108 117V118H107ZM121 117H124V118H121ZM162 117V118H161ZM166 117V118H165ZM194 117V118H193ZM204 117V118H203ZM213 117L215 118V119H213ZM64 118V119H63ZM74 118V119H73ZM83 118V119H82ZM85 118V119H84ZM88 118H92V119H88ZM100 118H102L101 120H100ZM110 118V119H109ZM114 118V119H113ZM126 118H127V121H126ZM132 118V119H131ZM134 118H136V119H139V118H141V122L138 120H136V119H134ZM163 118L165 119V120H163ZM198 118V119H197ZM207 118V119H206ZM213 120H212V119ZM220 118V119H219ZM224 118H226L225 120H224ZM78 119H79V121H78ZM81 119V120H80ZM88 119V120H87ZM106 120V122H105V120ZM118 119V120H117ZM143 119V120H142ZM149 119H151V120H149ZM156 119V120H155ZM162 119V120H161ZM194 119L197 121V123H195L196 121H194ZM222 119V120H221ZM246 119H247V121L248 120H250L249 118H247L246 117ZM73 120V122H71ZM76 120V121H75ZM83 120V122L85 123H83V122H81ZM112 120V121H111ZM117 120V121H116ZM123 120H125V122L123 121ZM130 120H131V122H133V123H129L130 122ZM147 120L148 121H150V122H147ZM169 120V121H168ZM199 120H200V122H199ZM258 120V121H257ZM93 123H92V122ZM94 121L96 122V124L94 123ZM111 121V122H110ZM129 121V122H128ZM134 121H136L137 122V125H136V122H134ZM152 121H153V123H152ZM156 121L158 122V123H156ZM161 121V122H160ZM165 121V122H164ZM168 123H167V122ZM218 121L220 122V123H218ZM239 121V120H238ZM256 121H257V124H256ZM66 122V123H65ZM78 122V123H77ZM98 122H100L99 123V126L102 128V129H100V127H99V130H100V132H99V130H98ZM122 122V123H121ZM139 122V123H138ZM144 122H147L148 124H149V126H148V129H147V126H146V131H147V136L146 135H144V133L141 131V134L140 133H138L139 131H140V127L141 126H139V125H141L142 124V127H141V130H142V128H144V126H143V123ZM173 122L176 124V126L178 125L177 123H179V125L177 126V128H176V126L173 124ZM199 122V123H198ZM217 124H216V123ZM255 122V123H254ZM65 123V124H64ZM89 123V124H88ZM92 123V124H91ZM104 123V124H103ZM113 123H114V125L116 126H114L113 125ZM126 123H129L128 125L126 124ZM135 123V124H134ZM159 123H163V125L162 124H159ZM164 123H167V124H164ZM170 123H172V125L170 124ZM180 123H182L181 125H180ZM201 123V124H200ZM204 124V126H203V124ZM254 123V124H253ZM76 124V125H75ZM78 124H82L80 127H79V125ZM93 124H95V126H93V128H96V129H94V130H91L90 128L92 127V125ZM100 124H103V125H100ZM106 124V125H105ZM126 124V125H125ZM130 124H134L135 125V128H134V125L132 126V127H127V128H124L123 126H129ZM152 124V125H151ZM157 124H158V126H157ZM169 124V126H173L172 127V129L170 128L169 129V126H167ZM61 125V126H60ZM75 125V126H74ZM78 125V127L76 128V126ZM90 127H89V126ZM104 125H105V127H104ZM112 125V126H111ZM122 126V127H118V126ZM167 127H166V126ZM185 127H184V126ZM189 125V126H188ZM193 127H192V126ZM195 125V126H194ZM198 125V126H197ZM202 125V127H205L204 129L201 127V129H200V126ZM251 125H253L254 126V128H253V126L251 127V129L252 130H254V131H250V126ZM60 126V127H59ZM84 128H83V127ZM85 126H87L88 128H86ZM104 128H103V127ZM138 128H137V127ZM151 126V127H150ZM156 126V127H155ZM161 126V127H160ZM162 126L164 127V128H162ZM183 126V127H182ZM186 126L188 127L187 129H186ZM192 128H191V127ZM209 126V127H208ZM249 126V127H248ZM58 127V128H57ZM81 127L83 128V129H86V130H88V131H86V130H81ZM113 127H115L114 129H113ZM161 128V130L164 132V133H161V134H159L160 133V128ZM190 127V128H189ZM194 127H195V130H194ZM106 128V129H105ZM108 128V129H107ZM111 128V129H110ZM117 128H120V130L119 129H117ZM128 128H130L131 130H129ZM159 128V129H158ZM166 128V129H165ZM180 128V129H179ZM184 128V129H183ZM199 128V130H197ZM208 128V129H207ZM249 128V129H248ZM54 129V128H53ZM113 129V130H112ZM116 129V130H115ZM123 129L125 130V131H123ZM128 131H127V130ZM135 129V130H134ZM137 129H139L138 131H136ZM150 129H151V131H150ZM155 129V130H154ZM178 131H177V130ZM205 129H207V130H205ZM239 130H241L240 128H238ZM61 130H62V128H61ZM97 130V131H96ZM102 130H104V131H102ZM133 130V131H132ZM155 131V133H154V131ZM156 130H157V132H156ZM164 130H166V131H164ZM168 130L170 131V132H168ZM180 130V131H179ZM185 130H188L189 132L191 131V133L189 134V132H187V131H185ZM200 130H201V132H203V133H201L200 132ZM261 130V131H260ZM263 130V131H262ZM83 131V132H82ZM96 132L95 134L94 133H92V132ZM109 131H112L111 132V137H110V132ZM131 131V132H130ZM136 131V132H135ZM145 131V132H146ZM149 131V132H148ZM161 131V132H162ZM185 131V132H184ZM193 131V132H192ZM196 131V132H195ZM204 131H206L205 133L206 134H204ZM106 132V133H105ZM123 132V133H122ZM128 132V134H126ZM159 132V133H158ZM173 132V133H172ZM182 133V135H181V133ZM183 132H184V134H183ZM79 133V134H78ZM82 133V135L85 137H83L82 135H80ZM87 133V134H86ZM91 133V134H90ZM120 133V134H119ZM137 133H138V135H137ZM150 133V134H149ZM154 133V134H153ZM156 133H158V134H156ZM177 133H180V134H177ZM187 135H186V134ZM193 133V134H192ZM199 133H200V135H201V137H200V135H199ZM253 133V134H252ZM255 133V134H254ZM262 133V134H261ZM90 134V136L88 137L87 135H89ZM101 134V135H100ZM106 134H108L109 136H107ZM114 134H116V136L114 135ZM124 134H126V135H124ZM134 134H136V136H134ZM152 134L154 135V136H152ZM164 136H163V135ZM170 134V136H169V138H168V140H167V138H165V136H168ZM176 134V135H175ZM205 135V137L203 138V136ZM257 134V135H256ZM92 135H93V138H94V140H93V138H91L92 137ZM122 135V137L120 138V136ZM132 135V136H131ZM140 135V136H139ZM143 135V137H141ZM150 135H151V137H150ZM156 135H159L158 137H155ZM178 135H181V136H178ZM190 135H191V137H190ZM199 135V136H198ZM206 135L208 136V139H207V137H206ZM251 135H253V136H251ZM82 136V137H81ZM95 136H99L98 138L97 137H95ZM101 136V137H100ZM105 136V137H104ZM114 136V137H113ZM118 136H119V138L121 139V141L123 142V143H121V141H120V139L118 138ZM124 136V137H123ZM127 136V137H126ZM133 136H134V140H135V142H133V143H129V140H131L130 142H132V139H133ZM139 136V137H138ZM144 136H146V138L144 137ZM160 136H161V138H160ZM189 136V137H188ZM195 136V137H194ZM219 138H218V137ZM221 136V137H220ZM79 139H78V138ZM116 137V138H115ZM129 137V138H128ZM137 137L139 138V139H142L141 141L138 139V141H137ZM147 137H149V138H147ZM154 137L156 138V139H154ZM172 137V138H171ZM179 137V138H178ZM186 137V138H185ZM188 137V138H187ZM196 137L198 138V140L196 139ZM215 137H217V138H215ZM248 137V138H247ZM75 138H73V139H75ZM81 138V139H80ZM89 140L90 138H91V140L92 141H88L87 139ZM103 138V139H102ZM104 138H106V141H107V139L109 138V139H113L112 141H110L109 139H108V141L109 142H106L105 140H104ZM118 138V139H117ZM123 138V139H122ZM150 138H153V140H151ZM164 138L166 139V140H164ZM174 138H175V145L176 146H174L172 143V141L174 140ZM178 138V139H177ZM182 138V139H181ZM187 139L186 141H185V139ZM189 138H190V142H189ZM195 138V139H194ZM199 138H201V139H203V141L202 140H199ZM83 139V140H82ZM87 141H86V140ZM170 139V140H169ZM173 139V140H172ZM181 139V140H180ZM191 139H192V141H191ZM207 139V140H206ZM216 139V140H215ZM219 139H221L220 141H219ZM251 139V140H250ZM115 140V141H114ZM128 141V144H130V145H128V144H126V142ZM133 140V141H134ZM145 140H147V141H145ZM150 140V141H149ZM162 140H164V141H162ZM207 142H206V141ZM57 141H59V142H57L58 143V146H64L62 149L61 148H59L60 149V151H64V148H65V144H64V141H63V143H62V145H60L61 144V139H57ZM104 141H105V144H104ZM117 141V143L119 144H115V147H114V143ZM120 141V142H119ZM140 141V142H139ZM161 141V142H160ZM181 141V142H180ZM188 141V142H187ZM195 141H198V143L197 142H195ZM209 141V142H208ZM210 141H211V143H210ZM245 141V142H244ZM94 142L96 145H97V149L99 150V153L97 152V150H96V148H95V146L96 145H94V144H92V143ZM102 142V143H101ZM183 142V144H181L182 146H184L186 149H187V147L188 146H190L191 144L195 147V146H197L200 142L202 143H200L199 144V146L201 145V146H203L204 144V146H206V148L203 146V147H199V148H201V149H204V150H206V152L208 153H205L204 152V150H202L204 153H205V156H207L208 155V157H206L205 159L206 160H208L209 162H211V169H210V171H211V173H213L214 172V169H217V168H219V170L217 169L215 172H218L219 174H221L222 173V175H221V177H217V179H215L214 181H211L212 179H211V177H210V174L211 173H208L209 175H207V174H205V176H204V178L202 179L203 181H202V185H201V190L199 189L198 191H196V190H192V192H191V195H192V197H191V195L189 196V194H190V191L189 192H187V190H186V184L184 185L183 183L185 182H187V181H183V180H185V179H187L188 177H189V174H188V172H187V170H186V168H184V169H182L181 171H180V178H179V180L177 181V182H175V183H177V184H175V183H173L174 181H171V182H169V181H164L165 180V173L164 172H166V169H167V167L168 166H171V163H174V162H172V160H175V159H182V158H184V156H186V154H188L191 150H192V148H193V146L191 145V149H189L190 147H188V149L186 150V149H183L182 150V148H184V147H182V146H180V143H182ZM193 142H195V143H193ZM89 143V144H88ZM109 143H111V144H109ZM122 145H121V144ZM139 143H142L143 145H141V144H139L140 146H141V148L138 146V144ZM163 143H165V144H163ZM166 143H169L170 144V146H169V144H168V146H166L167 144ZM184 143H186L185 145H184ZM102 144H104L105 146H108V147H105L104 145H102ZM107 144V145H106ZM126 144V145H125ZM135 144H137V145H135ZM146 144V145H145ZM147 144H148V146H147ZM156 144V145H155ZM172 144V145H171ZM178 144V145H177ZM190 144V145H189ZM196 144V145H195ZM208 144V145H207ZM224 144V145H223ZM81 145H82V149H79V148H81ZM89 145H91V146H89ZM92 145H94L93 147H92ZM113 145V147L115 148V150H114V148L113 147H111ZM150 145V146H149ZM160 145V146H159ZM78 146V147H77ZM88 146V147H87ZM102 146H103V148H105V149H107V151L109 152L110 150V153H112V152H115V153H113V154H110V153H108V155L105 153V152H107L105 149H103L102 148ZM118 146V147H117ZM120 146V147H119ZM126 146H128V147H126ZM132 146H134V147H136L135 149H137V150H135L134 151V147H132ZM142 146H144V147H142ZM156 146V147H155ZM209 146V147H208ZM262 146H263V148H262ZM87 147V148H86ZM90 147L92 148V149H90ZM99 147V148H98ZM100 147H101V150H100ZM111 147V148H110ZM125 147V148H124ZM129 147H130V149H129ZM137 147H139V148H137ZM146 147H148V148H146ZM158 147H159V151H157L156 149H158ZM168 147V148H167ZM180 147V148H179ZM182 147V148H181ZM78 148V149H77ZM86 148V149H85ZM88 148H89V150H92V151H89L88 150ZM116 148H118V149H120L121 148V151L119 150V153H121V154H119L118 153V149H116ZM123 148V149H122ZM150 148H151V150H150ZM173 148H175L176 149V154L179 156H177L175 153V157L173 156L174 154L172 153V151L174 152L175 150L173 149ZM76 149H77V151H76ZM96 150V152H95V150ZM130 150V153L131 154H128L126 151H129ZM131 149L133 150V151H131ZM171 149H173V150H171ZM210 149V150H209ZM212 149H213V151H212ZM124 150H126V151H124ZM138 150H140L139 151V154H138ZM143 150V151H142ZM149 152V154L147 153V151ZM164 150V151H163ZM170 150V151H169ZM177 150H180V153H182L181 155L180 154H178L177 153ZM183 152H182V151ZM184 150L186 151V152H184ZM101 151H103L102 152V154H100V152ZM146 151V152H145ZM152 151V152H151ZM163 151V152H162ZM212 151V152H211ZM94 152V153H93ZM124 152H126V153H124ZM135 152V153H134ZM142 152V153H141ZM160 152V153H159ZM167 152V153H166ZM188 152V153H187ZM230 152V153H229ZM241 152V153H240ZM90 153H87L88 155H90ZM104 153V154H103ZM122 153H123V155H122ZM134 153V154H133ZM137 153V154H136ZM140 153L142 154L140 157H139V155H140ZM148 154V155H146V154ZM150 153L153 155V156H151L150 157ZM156 153V154H155ZM157 153H159V154H157ZM172 153V154H171ZM184 153V154H183ZM215 153V154H214ZM119 155V157H118V155ZM126 154H128V155H130V156H128V155H126ZM147 157H145L144 155ZM160 154H168L166 157H165V155H161L160 156ZM171 154V155H170ZM207 154V155H206ZM214 154V155H213ZM218 154H219V156H218ZM156 155V156H155ZM159 157H158V156ZM170 155V156H169ZM212 155V156H211ZM236 155H238V156H236ZM125 156V157H124ZM126 156H128V157H130V158H126ZM149 156V157H148ZM181 156V157H180ZM248 156V157H247ZM71 157V158H70ZM75 159H74V158ZM118 157V158H117ZM121 157V158H120ZM123 157L125 158L124 160H121V159H123ZM136 157V158H135ZM152 157H158V159L157 158H152ZM171 157H173L172 159H170ZM68 158V159H67ZM120 158V159H119ZM135 158V159H134ZM143 160V161H141V159ZM151 158H152V160L153 161H151ZM163 158V159H162ZM165 158H167V161H166V164L164 163L165 161H164V159ZM208 158V159H207ZM215 159L216 160V162H215V160H212V159ZM218 158V159H217ZM221 158V159H220ZM239 158V159H238ZM243 160H242V159ZM67 159V160H66ZM66 159L64 160L65 161V163H64V161H62L57 167H53V168H50L46 173L47 174H51V173H56V174H66V173H68V175L66 176L67 177V179L70 177V179H68V180H71V177L73 178V175H75V177H74V179L76 180H78V178L80 177V176H82V175H80L79 173H82L83 174V170H82V168H81V161L79 162V159H77L75 156H69V157H66ZM71 160V159H74V160H71V161H69V165L67 164V162L66 161H68V160ZM113 161H112V160ZM127 159V160H126ZM140 159V160H139ZM145 159H147L148 160V162H146V164H145ZM159 159H161V160H163V161H161V160H159ZM170 161H169V160ZM220 159V160H219ZM118 160H120V161H118ZM133 160H134V162H133ZM139 162H138V161ZM151 161V163H150V161ZM219 160V161H218ZM73 161V162H72ZM76 161V162H75ZM115 161V162H114ZM131 161V162H130ZM141 161V162H140ZM215 163H214V162ZM220 161H222V162H220ZM236 161V162H235ZM238 161V162H237ZM75 162V163H74ZM124 162H125V164H124ZM154 162V163H153ZM157 162V163H156ZM170 163V165L168 164V163ZM75 164V166L73 165V164ZM106 163V164H105ZM112 163V164H111ZM122 163L124 164V165H127V166H124V165H122ZM127 163H129V164H127ZM133 163L135 164V165H133ZM140 164L141 163V165H139L138 166V164ZM145 165H144V164ZM150 165H149V164ZM158 163H159V167H157L158 166ZM217 163V164H216ZM222 163V164H221ZM105 164V165H104ZM108 164V165H107ZM122 166H121V165ZM130 164H131V167H129L128 169H130L131 171H128L127 170V167L128 166H130ZM162 164H163V166H164V164H165V167H163L162 166ZM78 165H80L79 167H78ZM132 165L133 166H136V167H132ZM148 165H149V167H148ZM152 165H155V166H152ZM220 165H222V167L220 166ZM64 168H63V167ZM97 166V167H96ZM99 166V167H98ZM111 168H109V167ZM147 167L146 169H145V167ZM221 168H220V167ZM65 167H67V168H65ZM93 167V168H92ZM101 167V168H100ZM106 167V168H105ZM112 167H115V168H112ZM121 167V168H120ZM140 168L139 169V171L136 169V168ZM151 167H152V169H151ZM214 167V168H213ZM215 167H217V168H215ZM73 168V169H72ZM77 168H79V169H81V171L80 172H78V171H75V170H79V169H77ZM91 168V169H90ZM95 168H96V171H95ZM100 168V169H99ZM103 168H105L104 170H103ZM108 168V169H107ZM134 168V169H133ZM143 168H144V170H143ZM227 168V169H226ZM242 168V169H241ZM66 169V170H65ZM69 169H71L70 171H72L71 172V174H70V171H69ZM106 169H107V171H106ZM120 169H121V171H120ZM150 169V170H149ZM154 169H157L156 171L157 172H155V170ZM160 169H161V171H160ZM244 169V170H243ZM133 170V171H132ZM143 170V171H142ZM154 170V171H153ZM164 170V171H163ZM221 170V171H220ZM225 170V171H224ZM75 171V172H74ZM83 171V172H82ZM95 171V172H94ZM99 171V172H98ZM102 171L106 174H103L102 173ZM116 171V172H115ZM140 171L142 172V173H140ZM145 171V172H144ZM148 171V172H147ZM150 171H152V173H149ZM160 171V172H159ZM223 171V172H222ZM262 171V172H261ZM77 172H78V174H77ZM90 172H93V173H95L94 175H92V176H90L91 175V173ZM98 172V173H97ZM112 172V173H111ZM128 172V173H127ZM154 172V173H153ZM159 172V173H158ZM181 172H183L182 173V175H181ZM245 172V173H244ZM247 172V173H246ZM74 173H76V174H74ZM89 173V174H88ZM92 173V174H93ZM97 173V174H96ZM99 173H101V174H99ZM108 173V174H107ZM113 173H114V175H115V173H120V175L119 174H117V175H113ZM124 173V175L123 176H121L122 174ZM131 174L130 176L133 178L134 177V175H135V179H132L130 176H128L127 174ZM138 173V174H137ZM144 173V174H143ZM230 173V174H229ZM237 173H239L238 175H236ZM242 173V174H241ZM249 173V174H248ZM261 173H263V175L261 174ZM73 174V175H72ZM110 174V175H109ZM112 174V175H111ZM137 174V175H136ZM143 174V175H142ZM235 174V175H234ZM244 174V175H243ZM259 174V175H258ZM72 175V176H71ZM76 175H78V176H76ZM119 175V176H118ZM126 175V177H124ZM145 175V176H144ZM225 175V176H224ZM229 177H228V176ZM246 175V176H245ZM254 175V176H253ZM263 177H262V176ZM98 176H99V179H98ZM104 176H105V178H104ZM113 176H114V178H113ZM120 176H121V178H120ZM137 176V177H136ZM140 176H143V180L140 182V179H137V178H140ZM182 176H183V178H182ZM187 176V177H186ZM208 176V177H207ZM220 176V175H219ZM224 176V177H223ZM251 176H253V178L251 177ZM109 177V178H108ZM112 177V178H111ZM118 177V178H117ZM223 177V178H222ZM241 177V178H240ZM261 178L262 177V180L261 179H259V178ZM34 178L36 179V177H32L31 179L32 180H34ZM117 179V181L115 182V180L113 181V180H111V179ZM124 178H126V179H124ZM145 178V179H144ZM146 178H148V179H150V180H148V179H146ZM154 179L155 178V180H157V181H155V180H152V179ZM221 178V179H220ZM237 178H238V180H237ZM244 178V179H243ZM257 178V179H256ZM30 179V180H31ZM101 179H103V181L105 182V180H108V181H106L105 183L104 182H101ZM119 179V180H118ZM121 179H124L123 180V182H122V184H123V187L124 188H122V185L120 186V183H121ZM130 180V182H129V180ZM181 179V180H180ZM224 179V180H223ZM225 179H227V180H225ZM256 179V180H255ZM76 180V181H77ZM98 180H99V182H98ZM121 180V181H120ZM135 180V181H134ZM138 180V181H137ZM254 180V181H253ZM261 180V181H260ZM131 181H133L132 183H131ZM145 181L147 182H149V183H151L150 185H149V183L147 184V183H145ZM152 181V182H151ZM222 183H221V182ZM249 181H252V182H254V183H252V182H249ZM258 183L259 182V184H257L256 182ZM108 182V183H107ZM126 182H128V183H126ZM139 182L142 184V182H143V184L145 185V187H144V185L142 184V186H141V188L139 189L142 193H139V194H137L138 193V191H136V193H135V201H137L136 202V207L134 206V207H132V209H131V207H130V209L129 208H127V207H125V205H124V207H120V208H125L124 210H125V212L127 213H125V212H122V209H120L119 208V206L116 204L117 202H116V200L118 201L119 199V195L121 196V198L123 197V195L122 194H126L129 190H131V189H133L134 187H135V189H136V185H138L139 184ZM156 182V183H155ZM167 183V185L170 183V184H173V185H170L169 184V186H170V188H169V186H167L165 183ZM179 182V183H178ZM182 183V185H178V184H181ZM261 182V183H260ZM103 183V184H102ZM118 183V184H117ZM131 183V184H130ZM136 183V184H135ZM152 183H154V184H152ZM249 183V184H248ZM109 184V185H108ZM114 184V185H113ZM127 184V185H126ZM205 186H204V185ZM218 184V185H217ZM222 184V185H223ZM254 184H256V185H254ZM261 184V185H260ZM48 185V184H47ZM46 185V186H47ZM112 185V186H111ZM117 185V186H116ZM125 185V186H124ZM154 185V186H153ZM164 185L167 187V190H159L160 188H165L164 187ZM175 185V186H174ZM176 185H178V186H176ZM184 185V186H183ZM216 187H215V186ZM221 185V186H222ZM248 187H246V186ZM259 185V186H258ZM49 186V185H48ZM100 186H101V189H104L105 190V193L104 194H106V196L105 195H103V194H98V192H99V190H100ZM105 186V187H104ZM110 186V187H109ZM120 186V187H119ZM131 186L133 187V188H131ZM150 186H153L152 188H153V192L151 191L152 190V188L150 187ZM159 186V187H158ZM181 186H183V187H181ZM210 186V187H209ZM213 186V187H212ZM252 186V187H251ZM255 186V187H254ZM256 186H258V187H256ZM99 187V188H98ZM103 187V188H102ZM107 187V189H105ZM109 187V188H108ZM113 187V188H112ZM130 187V188H129ZM142 187H144L146 190L145 191H147L148 192V189H150L149 190V195L148 194H146L147 192H144V188H143V190H142ZM146 187H149V188H146ZM179 187V191L177 190H174V189H176V188H178ZM207 187H209V188H206ZM52 188V189H51ZM54 186H50V187H47V189L49 190H47V189H45L44 191H43V193L41 192L40 194H42V196L44 195V197L42 198V200L39 202V203H37V204H34L35 206H37V207H35L34 205H32V208H34L33 210L35 211V213L36 212H41V213H39L38 212V214H45L46 212L45 211H43V210H47V215H55V212H56V214L57 213H59L58 215H67V213H68V211L65 209L66 208V205L64 206V209H62L63 207L62 206H60L61 207V210H60V207H58V206H54V203H53V201L55 200V198H51V200H53L52 202H51V200L50 199H48V193L49 192H51L50 191V189L53 191V193H55V190L56 189H58V188H61V187H55L54 189ZM96 190H95V189ZM119 188V189H118ZM127 188V189H126ZM170 190H169V189ZM183 188H185V190L183 189ZM250 188V189H249ZM258 189V192L256 191L257 189ZM93 189V190H92ZM99 189V190H98ZM112 189V192L111 193H108V191L110 192V190ZM121 189H124V191L123 190H121ZM157 189H158V191H157ZM184 190V192H183V190ZM213 189V191H211ZM244 189H246V190H244ZM255 189V190H254ZM59 190V189H58ZM58 190H56V191H58ZM98 190V191H97ZM107 190V191H106ZM114 190V191H113ZM120 192H119V191ZM126 190V191H125ZM128 190V191H127ZM210 190V191H209ZM248 190V191H247ZM253 190V191H252ZM48 191V192H47ZM139 191V192H140ZM159 193V195L157 196V195H155L157 192ZM166 191H167V193H169L170 194V192L172 191H175L173 194H171V195H169V194H167L166 193ZM200 191H202V192H200ZM205 191V192H204ZM207 191V192H206ZM215 191V192H214ZM250 191H252V192H250ZM22 192H24V191H21V192H19V194L20 193H22ZM107 192V193H106ZM117 192V195H113V194H115ZM121 192H123V193H121ZM125 192V193H124ZM152 192V193H151ZM188 194H187V193ZM198 193V195L199 196H197L196 194ZM204 192V193H203ZM47 193V194H46ZM162 193H164L162 196H161V194ZM177 193H179L178 195L179 196H175ZM184 193H186L185 195H184ZM200 193H203L204 195H202V194H200ZM207 193V194H206ZM246 193H247V195H246ZM248 193H249V195H248ZM250 193L252 194V195H250ZM254 193H255V195H254ZM258 193V194H257ZM263 193V194H262ZM47 195V197H46V195ZM108 194V195H107ZM153 194V195H152ZM196 196H195V195ZM245 194V195H244ZM256 194H257V196L258 197H256ZM68 195V196H67ZM91 195H93V196H91ZM113 196V197H111V196ZM142 195H143V197H142ZM145 195V196H144ZM153 197H152V196ZM155 195V196H154ZM70 196H72L70 193H67L66 195H64V197H66V198H68V197H70ZM116 196H118V198H116ZM140 196L142 197L141 199H140ZM156 196H157V198H156ZM161 196V197H160ZM170 196H174V197H171V198H169ZM186 197V196H188L190 199H188V197H187V199L185 198V200H190V202H189V204H188V202L187 201H185V203H184V198L183 197ZM207 196V197H206ZM99 197V198H98ZM146 197V198H145ZM163 197V198H162ZM176 197V198H175ZM182 199H180V198ZM195 197H196V199H199V198H201V199H199V200H194L195 199ZM254 197H256V198H254ZM106 198H108L109 199V201L107 202L106 200H108V199H106ZM116 199V200H114V199ZM149 198H153V199H150V200H148ZM155 198V199H154ZM175 198V199H174ZM262 198V199H261ZM43 199H45L46 200V202H44L45 200H43ZM136 199H138V200H136ZM163 199V200H162ZM170 199V200H169ZM171 199H172V201H173V203H172V201H171ZM192 199H193V201H192ZM111 200H112V203L114 202V204H112V205H114V206H112V205H110L111 204ZM141 200V201H140ZM146 200H148V201H146ZM157 200V201H156ZM167 200V201H166ZM176 200H177V202H176ZM245 200V201H244ZM261 200V201H260ZM262 200H263V202H262ZM47 201H49L48 203H47ZM153 201H156V202H153ZM168 201H171V202H168ZM192 201V202H191ZM256 201V202H255ZM258 201V202H257ZM141 204H145V202H146V204L145 205H141ZM149 202H152V203H149ZM161 202H163L162 204H161ZM164 202L167 204V202H168V204L166 205V204H164ZM47 203V205H49V206H47V205H45ZM53 203V204H52ZM157 203V204H156ZM160 203V204H159ZM171 203V204H170ZM251 203H253L252 205H250ZM260 203V204H259ZM261 203H262V205H261ZM42 204V205H41ZM138 204H140V205H138ZM151 204V205H150ZM153 204H155L154 206H153ZM177 204V205H176ZM180 206H179V205ZM183 204L185 205L184 206V208H183ZM247 204V205H246ZM51 205V206H50ZM103 205H104V203H103ZM117 205V206H116ZM160 205H161V207H162V209H161V207H160ZM173 205V206H172ZM246 205V206H245ZM255 205H257L256 207H255ZM261 207H260V206ZM41 206V207H40ZM45 206V207H44ZM69 206V205H68ZM116 206V207H115ZM139 206H141V207H139ZM148 206V207H147ZM151 206V207H150ZM165 208H164V207ZM170 207V208H178L179 207V209H180V211L182 212V213H185V212H187V213H185L187 216L186 217H184V218H176V217H171V218H166L165 217V215H162V214H164V212H166L165 210H167V208L168 207ZM175 206V207H174ZM177 206V207H176ZM182 206V207H181ZM186 206H187V208H186ZM244 206V207H243ZM250 206H251V209H250ZM253 206H254V208H253ZM42 207H43V209H42ZM53 207V208H52ZM54 207H58L59 208V210L58 209H55ZM109 207V208H108ZM113 207H115V208H113ZM147 209V211H149L148 213H147V215H146V209ZM149 207H150V209H151V211H150V209H149ZM153 207V208H152ZM156 207V208H155ZM160 207V208H159ZM258 207V208H257ZM260 207V208H259ZM263 207V208H262ZM41 209V211H40V209ZM45 208V209H44ZM108 208V209H107ZM138 208H141V209H138ZM145 210H144V209ZM155 208V210H153ZM182 208V209H181ZM204 208H205V211H204ZM207 208H208V210H207ZM256 208H257V210H256ZM50 209V210H49ZM127 209V210H126ZM129 209V210H128ZM136 209V212L134 211L133 212V210H135ZM138 209V210H137ZM165 209V210H164ZM189 209V210H188ZM191 209V210H190ZM201 209H203L202 211H201ZM255 209V210H254ZM258 209H261V210H258ZM53 210H54V212H53ZM113 210H115V212H113ZM121 210V211H120ZM157 210V211H156ZM162 210V211H161ZM186 210V211H185ZM207 210V211H206ZM250 210H252V212H250ZM42 211H43V213H42ZM63 211V212H62ZM110 211V212H109ZM112 211V212H111ZM131 211V212H130ZM139 211V212H138ZM142 211V212H141ZM146 211V212H145ZM153 211H155V212H153ZM188 211H190V213L188 212ZM194 211H196V212H194ZM199 211V212H198ZM201 211V212H200ZM221 211H223V210H221ZM45 212V213H44ZM51 212V213H50ZM60 212H62V214H60ZM65 212V213H64ZM67 212V213H66ZM116 212H117V214H116ZM122 214H121V213ZM130 212V213H129ZM136 213V214H133V213ZM138 212V213H137ZM145 212V213H144ZM154 213V214H157V216L155 215H153L154 217H152V215L150 214V213ZM64 213V214H63ZM92 213H94V215H95V212H91V213H88L89 215H91ZM115 213V214H114ZM121 214V216H120V214ZM188 213L192 216V218H190L191 216L190 215H188ZM203 213V214H202ZM205 213V214H204ZM208 213H209V216H208ZM253 213V214H252ZM37 214V213H36ZM84 215V216H86V217H88L89 218V215ZM130 214H132L133 215V217H129V216H131ZM144 214H145V217H144ZM150 214V215H149ZM195 214H197V215H195ZM207 214V215H206ZM79 215H83L82 213L80 214L79 213ZM94 215L92 214L91 216H92V219L94 218ZM114 215H116L117 217H118V219H117V217H115ZM126 216V220H125V216ZM129 215V216H128ZM135 215H137V216H135ZM142 216V217H140V218H138V216ZM194 215V216H193ZM200 215V216H199ZM201 215L204 217V216H206V217H211L210 219L212 220V222H211V220L210 219H208V222H206L207 221V218H201ZM257 215V214H256ZM254 216L253 218L252 217H248L246 220V222H248V223H246L245 222V224H244V230H245V228L247 229V230H245V234H248V231L249 232H253L254 234H255V230L253 231V228L254 229H256V236H258L259 235V221H257L256 219H255V217H257V216ZM112 216V217H111ZM146 216H149L150 218L152 217V222H151V219L150 218H148V219H146ZM189 216V217H188ZM199 216V217H198ZM115 217V218H114ZM123 217V218H122ZM134 217H136V218H134ZM143 217L145 218L143 221H142V219H143ZM156 217V218H155ZM159 217V220L157 219ZM113 218H114V220L116 219V221H118L119 219V223H117L116 221L114 222V220H113ZM137 218H138V221L139 220H141V222H143V224H141L140 223V221L138 222L137 221ZM174 219V221H176V222H178V223H176V222H174L173 221V219ZM195 218H196V220H197V222L195 223ZM213 218V219H212ZM251 218V219H250ZM95 219V218H94ZM122 219H123V222H122ZM128 219H129V221H128ZM135 220V221H132V220ZM150 219V220H149ZM153 219H155L156 220V223L157 224H160V222L162 223L163 221L162 220H164V222H163V224H160V226L159 227H161V225H162V227H163V229L162 228H158L157 227V229L155 228V225H157L156 223L155 224H152V223H154L155 222V220L153 221ZM176 219V220H175ZM192 219V220H191ZM201 219H202V221H201ZM206 219V220H205ZM158 220V221H157ZM161 220V221H160ZM170 220L172 221V223L173 224H171V222H170ZM210 220V221H209ZM213 220H215L216 221V223H214V221ZM217 220H218V222H217ZM221 220V221H220ZM250 220H252L251 222H250ZM254 220L255 221H257V222H255L254 223ZM126 221V222H125ZM145 221V222H144ZM160 221V222H159ZM199 221H201V222H199ZM61 222V223H60ZM111 222H112V224H111ZM114 222V223H113ZM128 222H130V223H132V224H135L136 225V223L138 224L137 225V227L136 226H134L133 225V228H131L132 226V224H126V223H128ZM151 222V223H150ZM159 222V223H158ZM166 222H170V223H166ZM194 222V223H193ZM198 222L199 223H201L200 225L198 224ZM207 223V224H204L203 226H202V223ZM250 222V223H249ZM64 223L65 224H69V225H64ZM115 223H116V226H114L115 225ZM124 223H125V225H124ZM142 225H140V224ZM146 223V224H145ZM150 223V224H149ZM210 223V224H209ZM254 225H253V224ZM256 223H258V225H256ZM62 224H63V226H62ZM111 224V226H113V228L111 227H109V225ZM114 224V225H113ZM117 224H120V226H118ZM177 224H179L178 226H177ZM196 224V225H195ZM211 224H212V226H211ZM213 224H217V225H215L214 226V228H213ZM252 224V226H254L253 228H249V227H251L250 225ZM93 225H94V227L96 228V229H94V227H93ZM99 225L100 227L102 226V228H104V229H101L100 227L98 228L97 226ZM144 225H146V226H144ZM153 227H152V226ZM164 225V226H163ZM166 225V226H165ZM168 225V226H167ZM174 225V226H173ZM199 225V226H198ZM206 225V226H205ZM210 225V226H209ZM258 226V227H256V226ZM62 226V227H61ZM104 226V227H103ZM131 226V227H130ZM144 226V227H143ZM202 228H201V227ZM210 227L209 228V230H208V227ZM218 226V227H217ZM220 226V227H219ZM59 227V228H58ZM69 227L71 228V230L69 229ZM106 227V228H105ZM118 227H120V228H118ZM126 227H128V228H126ZM142 227H143V229H145V232L143 231V229H142ZM150 227V228H149ZM153 229H152V228ZM166 227H168L167 228V230H165L166 229ZM205 227H207V228H205ZM212 227V228H211ZM256 227V228H255ZM65 228V229H64ZM93 230H92V229ZM110 229V230H108V229ZM122 228V229H121ZM127 229V232L128 231H130V234H127V232L125 231V229ZM142 229V231L140 232V231H138V230H141ZM251 230H249V229ZM56 231H55V230ZM58 229H60V230H58ZM68 229H69V232H70V236H72L71 237V240H73L72 242H71V240L69 239L70 238V236H68L69 235V232H68V234H67V231H68ZM97 229L99 230V231H97ZM101 229V230H100ZM106 229H107V231H106ZM121 231H120V230ZM149 229V230H148ZM151 229V230H150ZM155 229V230H154ZM158 229L159 230H161V231H163V234H162V232L161 231H158ZM180 229V230H179ZM204 229V230H203ZM206 229H207V234H206ZM214 229H218V231H217V234H215V232H216V230H214ZM225 230V231H222V230ZM258 229V230H257ZM63 230H66V231H64L65 232V234H67V235H65L64 234V236H62L63 234H62V231ZM105 232H104V231ZM114 232V234H113V232ZM119 230V231H118ZM124 230V232H122ZM158 231V232H153V231ZM175 230V231H174ZM185 230V231H184ZM212 230V231H211ZM58 231H61V234L62 235H60V232H58ZM73 231L75 232H77V234H78V236H77V234H76V232H75V234L73 235ZM90 231V232H89ZM93 232V234H92V232ZM102 232V235H101V232ZM137 231V232H136ZM149 232V234H148V232ZM152 231V232H151ZM172 231H174V232H172ZM179 232V234H178V232ZM189 231V232H188ZM205 231V232H204ZM215 231V232H214ZM220 231V232H219ZM56 232H57V234H56ZM99 232H100V235H98L99 234ZM108 232H109V234H108ZM111 232H112V234H111ZM118 232H119V235H120V232H121V237L118 235ZM131 232H132V234H131ZM134 232H135V234H134ZM159 232H161V235L159 234ZM164 232H167V235H168V237L166 236L165 237V235H164ZM168 232H169V234H168ZM175 232H176V234H175ZM221 232H223V234H224V232H225V234H226V236L225 235H222L221 234ZM72 234V235H71ZM88 234H90V236L88 235ZM95 234V235H94ZM97 234V235H96ZM115 234H117L116 235V237H113L112 235H114L115 236ZM124 234V235H123ZM127 234V235H126ZM140 236H139V235ZM142 234L144 235V236H142ZM147 234H148V236H147ZM154 235V236H152V235ZM156 234V235H155ZM159 234V235H158ZM173 234H174V236H173ZM178 234V235H177ZM187 234V235H186ZM206 234V235H205ZM209 234V235H208ZM214 234V235H213ZM58 235V236H57ZM76 235V236H75ZM80 235H82V236H80ZM96 236L97 238L95 239V238H93L94 236ZM104 235H105V237H104ZM108 235H110V236H108ZM131 235H132V237H131ZM134 235V236H133ZM146 235V236H145ZM158 235V238H156V236ZM163 235V236H162ZM171 235V237H169ZM176 235V236H175ZM210 235H212V236H210ZM59 236H61L62 238L64 237V239H62L61 238V241H60V237ZM66 236V237H65ZM86 236H89V237H91V238H89V237H87V238H89V239H91V240H89V239H87L86 240ZM93 236V237H92ZM101 236V237H100ZM107 236V237H106ZM125 236L127 237V239L125 238ZM138 236V237H137ZM149 236H150V238H149ZM152 236V237H151ZM160 236V237H159ZM190 236V237H189ZM192 236V237H191ZM220 236H224L223 238H225V239H223L222 237H220ZM256 236H253V237H255V238H257L256 240H257V242H256V240H255V238L253 239V237L252 236H249L248 235V240H247V235L245 236V238H242V239H237V240H235L236 241V243H237V245L239 246V248L240 249H242L241 251L243 252V254H245L246 252H248V250L250 249L251 250V247L252 246H262V244L264 243V238H260L259 239V237H256ZM55 237V238H54ZM59 239H58V238ZM68 237V238H67ZM85 237V238H84ZM99 237V238H98ZM110 237V238H109ZM112 237V238H111ZM119 237V238H118ZM131 237V238H130ZM133 237H137V239H138V242H135V241H137V239H135V238H133ZM142 239H141V238ZM143 237H144V241H142L143 240ZM146 237V238H145ZM155 237V238H154ZM172 237H174V238H172ZM252 237V238H251ZM77 238V239H76ZM81 238H83V239H81ZM101 238V239H100ZM130 238V239H129ZM148 238V239H147ZM169 238V239H168ZM176 238V239H175ZM217 238V239H216ZM220 238H222V241H220L221 239ZM54 239H56V240H54ZM68 239V240H67ZM82 240V243H83V246H81L82 245V243H81V240ZM85 239V242L83 241ZM100 239V240H99ZM105 239H107V240H105ZM111 239H113L112 241H111ZM119 239V240H118ZM123 240V242H122V240ZM131 239H133V241L131 240ZM155 239V240H154ZM157 239H158V241H157ZM163 239H161V240H163ZM246 239V240H245ZM250 239H253V241L254 242H252V240H251V242L252 243H255L254 245H252V243L249 241ZM263 239V240H262ZM51 240H52V242H51ZM54 240V241H53ZM95 240V241H94ZM110 240V241H109ZM115 240V241H114ZM121 243V244H118L119 242ZM128 241L129 240V242H124V241ZM140 240V241H139ZM150 242H149V241ZM241 240V241H240ZM60 241V242H59ZM63 241H66L67 243L65 244V242L63 243ZM70 243H69V242ZM75 241V242H74ZM100 241V242H99ZM104 241V242H103ZM108 241V242H107ZM175 241V242H174ZM181 241H183V242H181ZM243 241V242H242ZM248 243H247V242ZM261 241V242H260ZM45 242H47V243H45ZM48 242H49V244H48ZM79 242L81 243V244H79ZM86 242H88V243H86ZM113 244V245H115V243L116 244H118V246L119 247H122V248H119L117 245H115V247H112L111 245V243ZM113 242H115V243H113ZM135 242V243H137V244H135L134 243V246H133V243ZM238 242H239V244H238ZM245 243V244H247L246 246L245 245H243L244 247H242V243ZM249 242L251 243V244H249ZM260 242V243H259ZM38 243H40L39 245H38ZM52 243V244H51ZM63 243V244H62ZM78 243V244H77ZM97 243V244H96ZM100 243L102 244L103 243V246L101 245L100 246ZM106 244V246H107V248H106V246H105V244ZM123 243V244H122ZM129 243V244H128ZM139 243V244H138ZM173 243V244H172ZM177 245H176V244ZM183 243V244H182ZM224 243H225V245H224ZM240 243H241V245H240ZM44 244V245H43ZM59 244V245H58ZM68 244V245H67ZM85 244V245H84ZM91 244V245H90ZM93 244V245H92ZM125 244V245H124ZM141 244H143V245H141ZM180 244V246H178ZM42 247H41V246ZM50 247H49V246ZM54 245H55V247H57V249H56V251H55V247H54ZM57 245V246H56ZM68 246V250H67V246ZM73 245V247H77V248H72V247H70V246H72ZM76 245V246H75ZM78 245V246H77ZM79 245L81 246L80 248H79V250L77 251V249H78V247H79ZM90 245V246H89ZM97 245V246H96ZM111 247H110V246ZM121 245V246H120ZM126 245H130L129 247L128 246H126ZM133 247H132V246ZM136 245V246H135ZM138 245H140V247H138ZM145 245V246H144ZM151 245H153V246H151ZM157 245V246H156ZM174 245H175V247H174ZM227 245V246H226ZM252 245V246H251ZM59 246V247H58ZM60 246H62V247H60ZM85 246H89L88 248L90 249V248H92L91 249V251L87 248V247H85ZM92 246V247H91ZM96 246V247H95ZM101 247V248H99V247ZM108 246H109V248H108ZM143 246V247H142ZM154 246H156V247H154ZM182 246V247H181ZM186 246V247H185ZM241 246V247H240ZM249 246V247H248ZM251 246V247H250ZM38 247L40 248V249H38ZM45 247V248H44ZM53 247V248H52ZM93 247H95V249L93 248ZM104 247V248H103ZM128 247V248H127ZM145 247V248H144ZM153 247V248H152ZM245 247H246V249H245ZM42 248H44L45 250H48V251H45L44 249H42ZM47 248H49V249H47ZM50 248H52V249H50ZM73 250H76V254H75V251H73L74 252V256H76L75 257V259H76V261L74 260V258H71V257H74L73 255H71V254H73V252H71L72 251V249ZM83 248H85V249H83ZM97 248V249H96ZM117 248V249H116ZM125 248H127V249H125ZM134 248H139L138 250H140L141 251V253H140V251H139V254H138V251H137V249H136V252H137V254L135 253V249ZM141 248V249H140ZM152 249V253L156 250L157 251V253H150V251H149V249ZM154 248H156V249H154ZM179 248V249H178ZM37 249V250H36ZM42 249V250H41ZM70 249H71V251H70ZM99 249V250H98ZM105 249V250H104ZM106 249H109V252H110V255H111V253H112V256H113V254H114V256H113V259L111 258V256L110 257H108L109 256V252H107L108 250H106ZM113 249H115V250H117L116 252H115V250H113ZM123 249H125V250H127V253H129V254H131L132 252L133 253H135V254H132L131 256L130 255H128L127 253H126V251H125V254L124 253H122V252H124V250ZM129 249V250H128ZM133 249V250H132ZM150 249V250H151ZM180 249H182V250H184V251H187L188 252V254H189V256L191 257V259H179L178 257H176L175 256V254H178V251L180 250ZM205 249V248H204ZM209 249V250H208ZM44 250V251H43ZM53 250V251H52ZM82 250V251H81ZM84 250V251H83ZM90 252V255L88 254L89 252ZM111 250H113V251H111ZM118 250H119V252H118ZM120 250L122 251V252H120ZM131 250H132V252H131ZM146 251V253H148L149 252V254L151 255H153V256H155V257H153V256H150V258H149V256L147 257V255H149V254H146L145 252H143L144 254H146V255H144L146 258H148L149 259V261H148V259H146L142 254V251ZM154 250V251H153ZM212 250V251H211ZM245 250V251H244ZM40 251V252H39ZM41 251H42V254H41ZM52 251V252H51ZM87 251V252H86ZM94 251H96V252H94ZM99 251V252H98ZM128 251H130V252H128ZM215 251V252H214ZM39 252V253H38ZM44 252H45V255H44ZM67 252V253H66ZM77 252L79 253V254H77ZM81 252V253H80ZM84 252H86V256H85V253ZM91 252H92V254H93V256H91L92 254H91ZM101 252H103V253H101ZM106 252H107V254H106ZM117 253V254H115V253ZM200 252V253H199ZM203 252V253H202ZM211 252V253H210ZM245 252V253H244ZM95 253V254H94ZM123 255V256H121V254ZM214 253V254H213ZM33 254H34V261H33ZM39 254V255H38ZM68 254H70L71 256H69ZM104 254H106L107 255V258H106V255H104ZM156 254V255H155ZM157 254H160V255H157ZM30 255H32L31 257H30ZM38 255V257H35V256H37ZM43 255H44V257H43ZM67 255V256H66ZM90 256V257H88V256ZM95 255V256H94ZM98 256V258H100L99 260H98V258H97V256ZM103 256L102 257V259H103V261H102V259H101V256ZM117 255V256H116ZM137 255V256H136ZM207 255V256H206ZM29 256V257H28ZM42 256V257H41ZM84 256V257H83ZM126 256V260H125V257ZM160 256V257H159ZM209 256V257H208ZM64 257V258H63ZM79 257V259H77ZM86 257H88V258H90L91 260H89L88 258V261L87 260H85L84 258H86ZM128 257V258H127ZM151 257H152V259H151ZM156 257H158L157 259H155ZM29 260H27V259ZM30 258V259H29ZM63 258V259H62ZM68 258V259H67ZM111 258V259H110ZM124 258V259H123ZM44 259H50L49 261L47 260H45V262L43 261ZM70 259V260H69ZM71 259H72V262H70L71 261ZM83 259V260H82ZM104 259H106V260H108L107 261V263H106V260H104ZM140 259V262H141V258H139ZM61 260H62V262H61ZM95 260H94V258H93V264L95 263H97V261L95 262ZM101 260V261H100ZM109 260L110 261H112V262H110L109 263ZM114 260V261H113ZM143 260V261H144ZM204 260V261H203ZM30 261H31V263H30ZM63 261H66V262H63ZM83 261V262H82ZM87 261V262H86ZM144 261V262H145ZM154 261V262H153ZM215 261V262H214ZM29 262V263H28ZM50 262V263H49ZM80 262V263H79ZM82 262V263H81ZM85 262V263H84ZM87 263V264H92V263ZM100 262V263H99ZM123 262V263H122ZM144 262H141V264H145ZM172 262V263H171ZM206 262V263H205ZM222 262V263H221ZM235 262V264H238V263H236ZM18 263V264H19ZM158 263L159 264H161L159 261H158Z\"/></svg>", "mask_w": 264, "mask_h": 264}]
</instances>
